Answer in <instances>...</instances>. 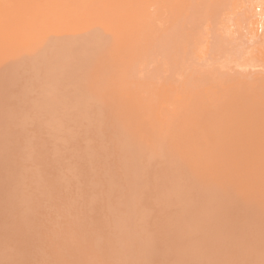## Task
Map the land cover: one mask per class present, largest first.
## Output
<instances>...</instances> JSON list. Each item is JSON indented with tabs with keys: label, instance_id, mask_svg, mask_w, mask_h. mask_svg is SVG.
<instances>
[{
	"label": "rangeland",
	"instance_id": "rangeland-1",
	"mask_svg": "<svg viewBox=\"0 0 264 264\" xmlns=\"http://www.w3.org/2000/svg\"><path fill=\"white\" fill-rule=\"evenodd\" d=\"M97 1V0H96ZM100 1V0H99ZM99 1H97L98 2V4H99ZM111 1V0H110ZM114 0H112V2H113ZM160 1L161 2H163V4L162 3H160ZM159 2H154V1H152L151 2V4L152 5H150V6H148V10L146 11V16H145V19L142 21V22H144V27H143V25L141 26V32H140V35H139V37H140V42H141V44H140V46L143 44V45H147V46H143L142 47V49H141V51H142V53L143 54H139V57H138V59H137V61H136V59L134 58V54H135V51H134V53H130V54H124V55H122V56H120V57H116V58H110L109 56H107L108 55V53L106 52L105 54H104V52H99V53H97V55H95L96 57H97V59H94V55H92V51L93 50H95V48H96V45H97V47H98V50L101 48L100 46H101V44H102V46H105L106 45V40L105 39H103V40H105V41H103L102 40V42L103 43H101V42H97L96 40H95V38H93V37H91L90 36V33L92 32H90L89 30H91V29H89V28H91V26H89V25H92L93 27H95V26H97L96 28H92V29H96V30H98V25H99V23L100 24H102V21H100V19L102 18V17H100V19H98L99 18V16L98 15H100L101 13H102V9H103V7H104V3H102V4H99V5H95L94 4V6L96 7V9H95V7L93 6V5H91V8H93L94 7V9H90V11H89V9L87 8L86 10H87V12L89 11L90 12V14L89 15H85V13H86V11L85 10H81V11H78L77 13H76V16H77V20H75V21H73V23H72V28H73V31L75 32V35H76V37L75 38H77L76 40L74 39V43H75V41H76V43L74 44L73 43V41L72 42H70L71 40H73V39H71L72 37V35H70L69 37L68 36H66V37H62L61 39L62 40H64L65 38L67 39V38H69V39H67V41H69L70 42V44L69 43H67V42H65V41H62L63 43H60L59 44V46H58V48H57V51H56V54H60V55H58V57H55L54 59H53V61L50 63V65L46 68V70H45V74H44V77H45V81H47V82H44V84H46V87L48 88L47 89V91H46V89L44 88L43 89V91H42V95L40 94V96H39V100L37 101V102H39L40 104L39 105H41V109H40V107L38 106V103L36 102V106L34 105L35 103H31L30 102V104H32L33 105V107L35 106V109H36V112L38 113V115H37V118H38V120H40L41 122H37V120H36V122H35V120H31L30 118L31 117H29V115H27L24 111H23V108H26V107H29V108H31L32 106L29 104V101H34L33 100V97H35V95L31 92V94H30V97L29 98H27L28 99V103L26 104V103H22V102H17L19 105V107H21V110H22V112L23 113H21L20 114V116H17V117H14L12 120H10L11 122H8L7 124L6 123H1L0 124V129H3V131L1 130V132H4V134H2L1 133V135H2V137H4V138H2L3 140H4V142L5 143H7L8 141H6V140H8V139H10L9 140V142L7 143V144H4L3 143V146H6V145H12V143H14L15 145L16 144H20L21 143V141L23 140V136L26 134V133H29V135L31 134H34L35 135V138H37V136H39L40 135V133H42L41 135L42 136H39L37 139V145H35L36 143H34L33 145L35 146V148H33L32 149V147H33V145H32V143L34 142V140H35V138L33 139L32 138V143H29V142H31V140L30 139H28V134H26L25 135V137H24V139L26 140V142L24 143V146L23 145H19V146H21V147H23L22 148V150L24 149V147L26 146V148L24 149V151H25V153L27 152V150L26 149H28L29 147H31V149H30V151H29V149H28V151L29 152H27V154L28 155H30V153H31V150L33 151L32 153H34L35 155H37V154H39L38 155V157H39V159H37V156H35L34 154V156H32V154L30 155V156H32L30 159H31V162H32V164L29 162L30 160H28V155H26L25 153L24 154H22L23 155V158L22 157H20V159L18 160H16V161H13V159H15L14 157L16 156H20V154L21 153H23L24 151H22V150H20V152H19V150L18 151H16L17 149H20V148H18L19 146H15L14 144V147H13V145H12V147L13 148H17L15 151H13V152H16V153H19V154H17V155H12L11 153H10V155H12V156H10V157H13V158H10V160H12L15 164H11V162H10V160L8 161V160H6L7 162H9V164L2 158L1 159V157H0V159H1V161H0V164H2L3 165V162L5 163L4 164V167L6 168H4V167H2L1 165H0V176H2L1 178H0V184L1 185H3L4 183H10V182H12V184H11V188H12V185H13V183H14V181L16 180V179H18V177H16L17 175H19L17 172H16V174H13V173H15V171H17L16 169L17 168H14L13 169V166L15 167V166H21L20 168H18V172L20 171H23L22 169H26L25 171L26 172H28V170L27 169H29L30 171L31 170H33V169H31L32 168V166H30V164L31 165H33V163H35V161L36 160H38V162L36 163V164H38L37 166H36V170L35 171H39L40 170V168H41V171H43V172H41V174H38L37 172H35L34 170V175H33V177H35L36 176V174H38L40 177H41V175H43L42 173H44V171H46L45 173H50V172H52V171H54L55 170V172L57 171V169H53V170H51L52 169V167L54 168V166L55 167H59L58 168V172H59V169L61 170L60 172L61 173H58V172H56V176L57 177H54V176H51V179H52V177L54 178L53 180H51L50 179V175H48L47 176V174H46V177H49V179L47 180L46 178V180L44 179V176L45 175H43V178H39L38 176L37 177H35V183L37 182V179H39L40 180V183L42 182V179H43V181L45 180L46 182L48 181H50V183H45V181H44V183L47 185V187H49V185L48 184H50L51 185V182L53 183V181L57 178L58 180H57V182L56 183H54V184H56V186L58 185L59 187L61 186V188H63V190H64V192H63V190L61 189V191H59V192H61V193H58V194H61V196L60 197H62V193H64V195L65 194H67L68 195V192L71 194L74 190V196H72V195H68V202H69V198H70V202H69V204H67V201H66V199H65V203H64V198L63 197H66V195L64 196L63 195V199L62 198H59L58 196V194H57V191L56 190H59V189H57L58 188V186H57V188L55 187V186H53L52 185V187L53 188H55L56 190H55V192H51L50 190L52 189V188H49L50 190H49V192L47 191L48 190V188L45 186H41V184H44V183H39V184H37L36 183V185H35V183H34V180H33V178H31V177H29V181L26 179V176L24 175V173H23V175L25 176V177H23V175H21L20 174V177H21V179L22 180H19L18 179V182L16 181L15 183H17L16 185L17 186H19L21 189H20V191H19V193H20V195L18 194H12L11 196H13V197H11L10 198V202H8V201H6V203L4 204V202L3 203H1L0 202V204L2 205V206H0V210H3L6 206H4V205H6V204H8V203H10V207H12V206H14V201H20L21 199H23V201L21 202L20 201V203H19V207H20V205H21V208H22V205H25V204H22L23 202H25V200H27L28 198H32V200H31V198L30 199H28V202L26 201L25 203L27 204V203H30V201H32V203L31 204H29V206H28V204H27V209H29L30 207V212L32 213V211H35L36 212V210H38L39 208H41L40 206H41V204H43V201H40V200H45L44 201V203H47V204H45V206L47 205H50V208H48V207H46V208H48V209H50V211L53 209H55V210H58L61 214H60V216H59V213L58 212H55L54 213V211L52 212L53 214H55L54 216H53V214L52 213H50V211L48 210V209H46V210H44V214H46V216H47V214H51L52 216H47V218L44 220L43 219V217H39V218H42V222L40 221V220H37L38 222H39V226L41 227V229L43 228L42 226H44L45 228H46V231L47 232H49V235L51 236H53L54 237V233H56L57 234V232H58V234H59V232H60V229L59 228H61V232L63 231V228H65L67 225H66V223H68L69 222V225H71V226H68L70 229H68V227H67V229H64V231L66 230V232L67 231H69L70 230V233H71V231L73 232V233H71V234H73V236L74 237H76L77 239H79L80 238V236L82 235L81 233H83L84 235H86L87 233H89V234H93V229H94V231H96L97 229L96 228H98L99 226H98V221H99V218L101 219L102 217V221H103V227H102V230H103V234H102V230L101 231H99L100 230V228H101V226H100V228L98 229V231L99 232H94V235H90V236H92V238H94L95 239V241L93 242V244H91V242H89V243H87V247L85 246V243L84 242H88V239H86V236H84V235H82V236H84V238L86 239V241H85V239L83 240V243H78V241H81V239H83L82 237L79 239V240H77L76 241V239L74 238L73 239V236L72 235H70L71 237H69V239H70V242H71V238H72V240H73V244L71 245V243H70V245H69V239L67 238V236H66V238L60 233L58 236H56L55 238H60V237H64V239H65V241H66V239H68L67 240V242H64V243H67V249H69V247H71V246H73V245H76V246H78L79 247V244L81 245V244H83L82 246L84 247V249L86 248V250H84L83 251V247L82 246H80V248L78 249V250H81V251H79L78 253H77V250H74V248L75 249H77L76 248V246H73L74 248H70L71 249V251L70 252H72V253H68V256L70 257V259H71V263L73 262V261H75L74 259H73V257H74V255H75V257L80 253L81 254V252H82V254L80 255L79 254V256L80 257H78L77 256V261H78V259L79 260H83V259H81V258H83V256L85 257V258H87L88 256L91 258V262L93 261V263L92 264H96V262L97 261H99V263L97 262V264H100L101 263V261H102V256H106V254L105 253H108L107 255L109 256V254L110 255H112L111 257H110V260H109V258H107L109 261H106V263L107 264H109V263H111V264H113L114 262V264H126L127 262V264H134V263H136V264H154V261H156V263L155 264H166L167 262V264H178L179 262V264H264V253L262 252V250L264 249V211H262V210H264V201H261L262 199L264 200V195H262V193H264V186L262 187L263 189L261 190V192L262 193H260V191H258V193H260V195L259 194H257L256 193V191L257 190H260L261 189V186H262V184H264L263 182V178H264V134H262V133H264V117H263V115H264V27H262V28H259L258 27V31H259V34H260V39L259 40H257V38L255 37V38H253L254 40H250V36H251V34H252V32L250 31V29L252 28V26H251V28L249 27V26H247L248 24H250V22L251 21H248L249 20V18H250V16L252 15L249 11H248V8H249V6L250 5H254V1H256V0H195V1H193V3H192V0H169V2L171 1V3H169L167 0H160ZM170 4H166L167 2ZM179 1V2H178ZM184 1V2H183ZM197 1V2H196ZM202 1V3H204L203 5H202V3H200ZM213 1V2H212ZM264 1V0H263ZM97 2H93V3H96L97 4ZM101 2H102V0H101ZM118 2V1H117ZM174 2V4H172ZM177 2V3H176ZM195 2H196V4H197V7H196V4H195ZM206 2V3H205ZM210 2V3H209ZM249 4H248V3ZM108 3V2H107ZM114 3V2H113ZM119 3V2H118ZM120 3H121V1H120ZM180 3V4H179ZM183 3H185L184 5H183ZM187 3V4H186ZM189 3H191L193 6L195 5V7L192 9V5L191 4H189ZM198 3H200L199 4V6H198ZM213 3V4H212ZM167 6H169V8L168 7H166V5ZM207 4V5H206ZM247 4H248V6H247ZM172 5H174V6H172ZM177 5V6H176ZM190 5V6H189ZM214 5V6H213ZM246 5V6H245ZM255 5H256V2H255ZM93 6V7H92ZM176 6V7H175ZM191 7L190 9H188L189 7ZM203 6H205V7H203ZM208 6V7H207ZM175 7V8H174ZM184 7V8H183ZM90 8V7H89ZM98 8H101V11H99V9ZM112 8V7H111ZM117 8V7H116ZM129 8V7H128ZM171 8H172V10H171ZM181 8H183V9H181ZM196 8V9H195ZM208 8V9H207ZM147 9V8H146ZM185 9V10H184ZM261 10H260V12L258 11L257 13V15L259 16L260 14H263L264 15V6L262 5V7L260 8ZM175 10V11H174ZM177 10V11H176ZM179 10V11H178ZM184 10V12H182ZM186 10H188V11H186ZM191 10H193V11H191ZM171 11H172V13H171ZM244 11H246V12H244ZM196 12V13H195ZM176 13H179V15L181 16H179V15H177ZM189 13V17L187 16V14ZM190 13H195L193 16H192V14H190ZM245 13V14H244ZM145 14V13H144ZM184 14V15H183ZM64 16H67V17H70L72 14L71 13H69V12H66V13H64L63 14ZM136 15V17H137V14H135ZM174 15H176L177 17H175ZM88 18H87V17ZM90 16V17H89ZM101 16V15H100ZM133 16V15H132ZM149 16V17H148ZM185 16V17H184ZM189 18V20H188V18ZM255 18H257V17H255ZM100 21L99 23H98V20ZM140 20V17H137V20ZM171 19H173V20H171ZM176 19L178 20L177 22H176ZM179 19L181 20V21H179ZM185 19L187 20V21H185ZM253 19L254 18H251V20H252V22H253ZM88 20H89V23H91V24H89L88 23ZM90 20H92V21H90ZM97 20V21H96ZM151 22V23H150ZM247 22V23H246ZM93 23V24H92ZM172 23V24H171ZM151 24V25H150ZM176 24V25H175ZM182 24H183V26H182ZM95 25V26H94ZM147 25V26H146ZM148 25L150 26V27H152V28H149V29H147L148 28ZM251 25V24H250ZM102 26H104V24H102L101 26L99 25V29H103L104 27H102ZM172 28H174L173 26H175L176 28L177 27H179V29L180 30H178L177 29V31H175V29H172ZM257 25H255V27H256ZM100 27H102V28H100ZM142 27H143V29H142ZM147 27V28H146ZM170 27V28H169ZM81 28V29H80ZM147 29V30H149V31H151L152 33H150L149 31H145V29ZM167 28H169L167 31H165ZM250 28V29H249ZM83 29V30H82ZM152 29V30H151ZM171 29V30H170ZM185 29V31H183ZM249 29V30H248ZM78 30V31H77ZM86 30V31H85ZM252 30V29H251ZM72 31V33L74 34V32ZM154 31V32H153ZM183 31L184 33H181V32ZM258 31H257V35H258ZM83 32V33H82ZM144 32H145V34H144ZM147 32H149L150 34H152V36H153V38H152V40H150L151 39V37H150V34H148ZM163 32H165L166 34H168L169 35V37H170V41H169V43H168V45L167 46H165V48L163 49V50H159L157 47H156V44L153 42V41H155V40H153V39H155L154 37L156 36V35H159V37L161 38V37H163L164 35H166L165 33H163ZM250 32V34H248ZM144 34V35H141V34ZM156 33V35L154 36L153 34H155ZM77 34H78V36H77ZM146 35V37L147 38H149V39H147L146 37H144V38H146V40L147 41H145V40H143L144 38L142 37V36H145ZM148 35H149V37H148ZM250 35V36H249ZM64 36V35H63ZM84 36V37H83ZM86 36V37H85ZM181 36V37H180ZM183 36V37H182ZM157 37V36H156ZM263 37V38H262ZM86 38V39H85ZM94 39V41L92 40V39ZM61 39H59V41L61 42ZM79 39V40H78ZM159 39V38H158ZM177 39H178V41H177ZM82 41V42H81ZM89 41V42H88ZM151 41V42H150ZM258 41V42H257ZM142 42H144V43H142ZM147 42H149V43H147ZM65 43H67V44H65ZM71 43H73V44H71ZM79 45H78V44ZM82 43V44H81ZM86 43H88V44H86ZM97 43V44H96ZM105 43V44H104ZM87 46H86V45ZM179 44V45H178ZM98 45H100V46H98ZM80 46H82L83 48H80ZM91 46V47H90ZM115 45L113 44V42L112 43H110L109 44V48H113ZM148 46H150L149 47V49L147 50V51H149V52H146V53H144L143 51V48L144 49H146V47H148ZM88 47H90V48H88ZM84 48H88L87 50L86 49H84ZM183 48V49H182ZM79 49H80V51H79ZM83 51H87V52H83ZM93 49V50H92ZM97 49V48H96ZM78 51L81 53H78ZM146 51V50H145ZM91 52V53H90ZM62 53V54H61ZM84 53V54H83ZM80 54V55H79ZM91 54V55H90ZM104 54V55H103ZM85 55H87L88 57H84ZM83 56V57H82ZM107 58H106V57ZM82 57V58H81ZM95 57V58H96ZM135 57L137 58V55H135ZM100 58H102V62L100 61L99 62V60H100ZM99 59V60H98ZM82 60H83V62H82ZM135 60V61H134ZM78 61H81L80 63L78 62ZM99 62V64H97ZM136 62V63H135ZM21 63V60L19 59V58H17V57H15V64H20ZM47 65V64H46ZM51 65H53V67L51 66ZM100 65H102V67L104 66L105 67V69H106V72L108 71L110 74H112V75H105V73L106 72H103V70H105V69H103L102 67V71H101V69H99L100 68ZM114 66H122V67H124V69H125V71L124 72H121V76H123L122 74H125V72H126V70L128 71L127 72V74H125V76L127 75V77L128 78H126L125 76L124 77H117L116 76V73H115V67ZM133 66H136V73H134V67ZM44 68V66H43V64H41L40 65V68ZM127 67V68H126ZM134 68V69H133ZM103 73H104V75H103ZM83 74V75H82ZM107 74V73H106ZM118 74H119V72H118ZM128 74H131V75H128ZM134 74V75H133ZM79 75V76H78ZM81 75V76H80ZM83 76V77H82ZM103 76H107V77H103ZM114 77H116V78H119L118 80H114V82H112V81H110L109 82V80H110V78L113 80L114 79ZM83 78V79H82ZM86 78V79H85ZM90 78V79H89ZM94 78V79H93ZM105 78H108V79H105ZM71 79V80H70ZM75 81H74V80ZM103 79H105V80H103ZM136 79H138L137 81H139L140 80V83L139 82H137L136 81ZM73 80V81H72ZM78 80V81H77ZM79 80H81L80 81V83H78L79 82ZM85 80H88V81H85ZM91 80V81H90ZM50 81V82H49ZM69 81V82H68ZM72 81V82H71ZM90 81V82H89ZM107 84H104V82ZM77 84H76V83ZM100 84H99V83ZM101 82H103V83H101ZM109 84H108V83ZM69 83H70V85H69ZM74 83V85L77 87H75V86H73L72 84ZM82 83H83V85L85 86V90H84V87H83V85H82ZM137 83V84H136ZM138 83L140 84V87L138 86ZM141 83H142V85H143V87H142V85H141ZM0 84H2V86L3 87H1L0 86V88L2 89V91H1V89H0V92H1V101H0V103H5V102H3V101H6V100H11L12 98H11V96H10V98L8 97V96H6L7 98H4L5 96H4V94L6 93V91H5V93H4V90H8L9 88H7L8 86L10 87V84H6V83H0ZM4 84L5 85H8V86H6V87H4ZM52 84V85H51ZM59 84V85H58ZM61 84V85H60ZM91 84H93V85H91ZM96 84V85H95ZM104 85V87H103V85ZM51 85V86H50ZM78 85H80V86H78ZM97 85H100V86H98V88H96L97 87ZM106 85V86H105ZM108 85H110V86H108ZM145 85H147V86H145ZM58 86V87H57ZM86 86H88V88H86ZM95 86V87H94ZM133 86V87H132ZM45 87V86H44ZM60 87H62V89H60ZM65 87V88H64ZM138 87V88H137ZM4 88V89H3ZM54 88V89H53ZM60 89V90H57V89ZM68 88V89H67ZM73 88H75L78 92H79V90L80 91H82V92H79L78 93V95H84L83 97H85L84 99H83V97H80V96H78V95H76L75 93H76V90L74 89V91H73ZM103 88V89H102ZM131 88V90H129ZM49 89L51 90V91H49ZM56 89V90H55ZM67 90V92H68V94H69V90L71 91L70 92V94H72V92H73V94H72V97L70 96V95H67V92H66V90ZM82 89V90H81ZM88 89H90V90H88ZM112 89H113V92H114V94H113V92H112ZM96 90V91H95ZM103 90H105V91H103ZM133 90V91H132ZM59 91V92H58ZM94 91H95V93H94ZM109 91H110V94H109ZM130 91V94H133V96L134 97H132L131 95L129 96V92ZM141 91H143V93L141 92ZM161 92V94H160V92ZM60 92H62V93H60ZM98 92V93H97ZM101 92H103V93H101ZM106 92H107V94H106ZM119 92L120 93H126V94H128V96H127V98L126 99H128L129 100V102H127V107H128V104H129V109H131L130 111H128L129 109L126 107V105H125V99L122 97V96H117V94L119 95ZM132 92V93H131ZM134 92V93H133ZM155 92V93H154ZM65 93V94H64ZM139 93V94H138ZM142 93V94H141ZM148 93V94H147ZM157 93V94H156ZM100 94V95H99ZM109 94V95H108ZM111 94L113 95V98H110V96H111ZM125 94V95H126ZM137 94V95H136ZM144 94V95H143ZM158 95V96H156V95ZM203 94V95H202ZM34 95V96H33ZM67 95V96H66ZM98 95V96H97ZM106 95H108L109 96V99H108V96H106ZM120 95H122V94H120ZM149 95H150V97L152 96V98L154 99L153 101L151 100V101H149V102H147V108H146V106L144 105V104H142L144 107H142V105H141V102L143 103H145L146 101H148V100H150V99H148L149 98ZM203 96V98L201 99V98H199V96ZM65 96V97H64ZM69 96V97H68ZM73 96H76V98H78V99H81V100H79L81 103L83 102V101H85V99L86 100H88V101H86V103L85 102H83V104L84 105H89L88 106V109H89V107L91 106L92 107V105H94V107H92V108H90L91 110H92V112H90V110H87L86 109V107H82L81 108V106H79V108H77L76 107V105L78 106L79 104L78 103H80L75 97H73ZM124 96V95H123ZM164 96V97H163ZM243 96V99H239V97H242ZM64 97V98H63ZM103 97H105V98H103ZM130 97H131V100H132V103H131V100H130ZM139 97V98H138ZM141 97V98H140ZM156 97V98H155ZM72 98V100L70 101V99ZM74 98H75V100H74ZM99 98H101L100 100V102H98L99 101ZM121 98V99H120ZM136 98V99H135ZM142 98H144V99H142ZM145 98H147V99H145ZM151 98V99H152ZM4 99V100H3ZM27 99L26 98H24V99H22V101L23 102H27ZM82 99H83V101H82ZM103 99H105L104 101H103ZM106 99H108V100H106ZM115 99H116V101H115ZM123 99V100H122ZM141 99V100H140ZM159 99V100H158ZM42 100H43V102H42ZM55 100V101H54ZM92 100V101H91ZM128 100H126V101H128ZM138 101L137 102V105L135 104L136 102L135 101ZM142 100H144V101H142ZM155 100H156V104H155ZM161 100V101H160ZM75 101H77L76 103H75ZM95 101L97 102L96 104H95ZM121 101V102H120ZM123 101H124V103H123ZM258 101H259V103H261V104H259L258 103ZM55 102V103H54ZM67 102V103H66ZM75 103L74 105H73V103ZM92 102V103H91ZM112 102V103H111ZM134 102V103H133ZM150 102H152V104H154L153 105V107H154V109L152 108H150V106H152L151 104H150ZM154 102V103H153ZM246 102L247 104H246V107H247V105H248V103H249V105H250V107L252 108V109H254L255 108V110L253 111L252 110V112H254V114L252 115L249 111L250 110H248L249 109V105H248V107L247 108H245V105H244V103ZM70 103V104H69ZM106 103H109V105H111V104H113V105H111L110 106V111H109V108H107V106H109V105H107ZM111 103V104H110ZM121 103H122V105H121ZM149 103V104H148ZM160 103V104H159ZM243 103V104H242ZM26 106V107H24V105ZM44 104H46L47 105V107H46V105L44 106V107H46V109L45 108H43V105ZM83 104H81V105H83ZM124 104V105H123ZM134 104V105H133ZM141 105V109L140 108H138V106L139 105ZM146 104V103H145ZM20 105H22V106H20ZM29 105V106H28ZM49 105H51V106H49ZM70 105V106H69ZM71 105H73V107L71 106ZM107 105V106H106ZM115 105V106H114ZM130 105H131V107H130ZM158 105V106H157ZM244 105V106H243ZM116 109H114L113 107ZM137 108V110H136V108ZM262 106V108H260ZM114 109V110H112V108ZM140 107V106H139ZM204 107V108H203ZM205 107H207L208 108V110L206 109V111H208V115L207 116H204V117H207L206 119H208V121H211V118L213 119V123L215 124L216 122H219V121H222V119L220 118V116L222 117V116H224V117H227V118H225V121H223V124L221 123V122H219V123H216V124H218L217 126L219 127H217V126H215L214 124H211V125H214L215 126V128L217 129L215 132L216 133H218V130H220L221 128H220V126L222 125L224 128H225V125H227V123H230L231 122V117L233 116V114H235L234 115V117L233 118H236V117H238L239 118V120L238 121H240V124H243L242 122H246V124L250 121V120H247V119H249L250 117L251 118H253V116H254V120H253V122H255V123H252V124H254V126H256L255 124H260V125H262L261 126V128L259 127V129H261V130H263V131H259L258 132V130H256L257 128H258V126H256V128H254L253 129V126H252V128H251V126H250V122L247 124V128L246 129H243V127H244V125H246L245 124V122H244V124L241 126L238 122L236 123V124H239L240 125V127H239V125H238V129H241V131L239 130V131H236L237 133H238V135H240V137H241V134L243 133V131L244 130H246V131H244V134L242 135L243 137H244V135L246 136V135H248V137H247V139H243L244 141H242L243 142V144H244V146L246 147L247 145L248 146H251L252 145V147L254 146H256V148L255 149H257L258 151H256V152H258V154L259 155H257V156H262V157H260V158H262V160L261 159H259L260 161H258L257 159V157H255L256 156V152H255V149H254V147L253 148H250L251 149V151H252V149H253V151L250 153V150L248 149V151H246V152H249V154H250V157H249V154L247 153V155L248 156H246L245 158H247V159H249V162L252 164H250L249 162H248V164H249V167L251 166V169H252V171H251V169H250V171H249V167L247 168V169H244V170H246V172H242V170L243 169H241L242 167L244 168L245 166H242L240 169H241V172L239 171V167L240 166H236V165H241V164H238L239 162H237L236 163V165H235V171L237 170V174H235L236 175V177H237V175H238V179L236 180L235 178H234V176H233V180H234V182H232V180H230V178H231V174H229V175H227V173H226V169L228 168V165H229V163H228V161H229V158H228V155L227 156H225V154L224 155H222L221 157H219V158H217V160H219L218 162L216 161V166H217V168L219 167V168H221V166L220 165H222V168L219 170V172L220 171H222V169L224 170V172L222 171V172H220V178H219V180H217L214 184L215 185H213V187L214 186H216V187H218V188H220V189H216L215 187L214 188H211V192H208L205 196L206 197H208V196H211V194L213 195L212 197H208L207 199H206V197L205 196H201V195H198L197 193H198V191L196 192L195 190L193 191V192H195V194H197V195H194L191 191H188V192H186L187 190L185 189H183V188H181L180 187V181L178 180V176H179V179H180V173L183 171V173L184 172H186L188 169H189V167H187V168H185V166L184 165H186V163L184 162V164L182 163V162H178V160H180V159H182L183 158V155L185 156V154H186V150L184 151V149L183 148H185L186 149V147H187V149H189V150H191L193 147L192 146H194V145H192L191 143H189L188 142V146H187V141L185 142V140H188V139H186V137L185 136H183L184 134L186 135V133L187 134H189L188 132H190L191 133V135L190 136H192V139L193 138H195V136H193V134L195 135V133H194V129H196L197 127H198V125L200 126V124H203L204 125V123L205 122H208V121H205V119H204V121H203V113L202 112H204V110H205ZM220 107H222V108H224V109H222V110H225V109H227V110H225L224 112L226 113V111H229L228 112V116L229 115H231V116H229L230 117V119H228V116L226 115L225 116V114H223L222 113V115H220V113L222 112V110L221 109H218V108H220ZM80 109V110H76V109ZM120 108H121V110H124V109H128L127 111L128 112H130V114L128 113V112H126V110L125 111H121L120 110ZM150 108V109H149ZM160 108H162L163 110H164V112H160L159 110H161ZM201 108H203V109H201ZM257 108V109H256ZM260 108V110H258ZM84 109H86V110H84ZM106 109H108V110H106ZM139 109H140V111H139ZM145 111H144V110ZM148 109V110H147ZM190 109H192V110H190V111H193L194 113H188L189 112V110ZM200 109V110H199ZM214 109V110H213ZM215 109H216V111H215ZM218 109V110H217ZM43 110H45L46 111V115L48 116H46L45 115V117L43 118V115L42 114H40V111H43ZM72 110V111H71ZM76 110V111H75ZM106 110V111H105ZM134 110L136 111V112H134ZM143 110V113L141 112ZM153 110H155L154 112H156L155 113V115H153L154 113L153 112H151V111ZM157 110V111H156ZM195 110H198V112L196 113L195 112ZM202 110V111H201ZM209 110H210V112H211V114H209L210 112H209ZM211 110H213V111H211ZM220 110V113H219V115H218V117H217V120H215L214 118H215V116H214V118L212 117V112L214 113V112H216V114L215 115H217L218 114V111ZM235 112H238V113H234V111ZM258 110V111H257ZM85 111H87V113H91V114H93V120H94V122H89V123H91L92 124V126H94V124L93 123H96L95 125H97L96 126V128H97V130H95L96 128H92V126H91V128L90 127H88V126H90L89 124L88 125H85V122H88L89 120H88V118H90V117H92V115L91 114H89L90 115V117H88L87 119H85L87 116H86V112ZM89 111V112H88ZM109 111V112H108ZM113 111H115V112H113ZM150 113H153V114H151V116L152 117H150V118H153V121L151 120V124H150V118L148 117V113L149 112ZM201 111V112H200ZM44 112V111H43ZM71 112V113H70ZM73 112V113H72ZM126 112V113H125ZM141 112V113H140ZM165 112H166V114H165ZM230 112H231V114H230ZM255 112H256V114H255ZM42 113V112H41ZM50 113H51V115H50ZM86 113V114H85ZM111 114V116H110V114ZM114 113H116V114H114ZM119 113V114H118ZM120 113H123L122 115L120 114ZM124 113H125V115H124ZM139 113V114H138ZM161 113V114H160ZM185 113H188L189 115L191 114V116L189 117L188 116V114L187 115H182V114H185ZM199 114V113H202V117H201V121L200 120H198V118H200L199 116H201V115H196V114ZM206 114H207V112H205ZM204 113V114H205ZM239 113H241V114H239ZM250 114V116H249V118H247V116H245L244 115V117H246V119L244 118V119H240V118H242V117H240V116H242V114ZM262 113H263V115H262ZM22 114H24V116H23V118H22ZM45 114V113H44ZM105 114V115H104ZM113 114H114V116H117V114H118V117H119V115L120 116H122L123 118H124V120H125V123H126V119L128 118V122L126 123V125L124 126V127H126V129H128V127L130 126V131L129 130H125V128H124V130L125 131H127V132H129V133H127V135H126V132L125 133H121L120 134V131H122L123 129H120L124 124H122V126L120 125L121 123H123L124 122V120L122 121V117H119L118 119H116L117 117H114L113 118ZM129 114V115H128ZM143 114V116H142V118H143V120H142V118H140V119H138L139 118V116L141 117V115ZM192 114H193V117H196V118H194L196 121L198 120V121H200V122H204V123H198L197 124V127H195L194 128V126H195V124L197 123V122H195L194 121V125H192L193 126V130H191L190 129V131L189 130H185L186 129V126L187 125H185L184 126V124H183V126H182V123L180 124L181 126H178V124H177V127H174V128H178V130H179V132H181V134H183V135H180L181 137H179V134L177 135V131L175 130V129H173V132L172 131H170L171 129L168 127V126H170L168 123H170L171 124V122L176 118V117H178V116H184V118H185V121H183V123L185 122V124H187V120H186V118L188 117V118H190V119H192ZM205 114V115H206ZM227 114V113H226ZM261 114V115H260ZM40 115V116H39ZM62 115V116H61ZM108 115V116H107ZM137 116L136 118L134 117V116ZM139 115V116H138ZM156 115H160V116H156ZM164 115H165V117L167 118V117H169V120H170V118L172 119V120H170L171 122H168L169 120L168 119H166V122H165V118H163L164 117ZM168 115V116H167ZM195 115V116H194ZM211 115V117L209 118L208 116H210ZM261 116V117H259V116ZM25 116H27V117H29V118H26ZM42 116V117H41ZM53 116H54V119H53ZM86 116V117H85ZM112 117V119L110 118V117ZM126 117V119H125V117ZM127 116H129V117H127ZM131 116V117H130ZM150 116V115H149ZM161 116H163V117H161ZM187 116V117H186ZM256 116H258V117H256ZM19 117V119L17 120V118ZM50 117H52V118H50ZM134 117V118H133ZM198 117V118H197ZM256 117V118H255ZM20 118L22 119V120H20ZM49 118V119H48ZM130 118H132L131 120H130ZM155 118V119H154ZM160 118V119H159ZM220 118V120L218 121V119ZM237 118V119H238ZM250 118V119H251ZM24 119H27V121L26 120H24ZM29 119V120H28ZM73 121H78V122H80L81 123V125H78V127L80 128H78V129H76V125L78 124V123H75V125H74V123L72 122V120ZM180 119H182L183 120V118H181L180 117ZM189 119V120H190ZM210 119V120H209ZM17 120V121H16ZM46 120V121H45ZM110 120H112V121H109ZM119 120V121H118ZM121 120V121H120ZM136 120V121H135ZM140 120V121H139ZM147 120H149V121H147ZM155 120H157V121H159V123L157 122V121H155ZM162 120V121H161ZM176 120H179L178 118L176 119ZM176 120H174L173 122H176ZM215 120V121H214ZM224 120V119H223ZM227 120H228V122H227ZM230 120V121H229ZM244 120V121H243ZM20 121H23V122H20ZM28 121H32V123H33V121H34V123L32 124L31 122L29 123ZM60 121H63V122H60ZM105 121H108V122H105ZM114 121V122H113ZM130 121V122H129ZM135 121V122H134ZM138 121V122H137ZM142 121V122H141ZM144 121L146 122L147 121V123H145L144 124ZM155 121V122H154ZM193 121V119L192 120H190L189 122L191 123ZM242 121V122H241ZM256 121L258 122V123H256ZM26 123V124H29L28 126H27V128H29V130H28V132H27V129H26V127H23L22 128V126H26V124H24L23 125V123ZM44 122V123H43ZM114 123V124H112V123ZM152 122H154V124H155V128H154V124L152 123ZM162 122H165V123H162ZM182 122V121H181ZM224 122L226 123L225 125H224ZM39 123V124H38ZM41 123V124H40ZM43 123V124H42ZM60 123H63L62 124V127H59V128H65V130L66 129H69V132L71 133V132H74L73 130H77L76 131V133H78V135L79 134H81L83 137H81L80 135V137L82 138V139H80V137H77L78 139H79V141L80 140H82L81 142H78V139H76V136H75V134L76 133H73V135H74V138L76 139H74L75 140V142H74V140H71V138H70V140H69V136H67L68 135V133L66 132V131H68V130H66V131H63V129L61 130V131H59L58 132V134H56V133H54V134H52L51 132H50V134L53 136H55V134H56V136H60L61 137V143H57L58 141V139L60 138L59 136V138L58 137H56L57 138V140H55V141H52V142H54V144H56L57 145V147H56V150H55V148L53 147V146H56V145H54V144H52V143H50L49 141H48V139L49 138H47V136H46V139H45V141L44 142H46V140H47V142L50 144V145H48V143H43L41 140H39V139H41L42 137H44V132H41V131H44V130H46V131H50V130H47V129H44V127L46 126V124H49V125H51V124H56V125H60ZM107 123L109 124L110 123V125H107ZM116 123H119V124H117L118 126V132H117V130H116V128H115V126L114 125H116ZM132 125H130V124ZM136 123V124H135ZM161 123H162V126H161ZM190 123H188V126L189 125H191ZM211 123H212V121H211ZM14 124V125H13ZM17 124V125H16ZM87 124V123H86ZM128 124V125H127ZM133 124H135V125H133ZM144 124L145 126H142V125ZM149 124H150V128L151 129H148L147 128V126H149ZM166 124V126L165 127H167V128H165L164 127V125ZM220 124V125H219ZM11 125H13V126H11ZM32 125V126H31ZM35 125H37V126H35ZM43 125H45L44 127H42ZM147 125V126H146ZM157 125V126H156ZM173 125V124H172ZM206 125H209L208 123H206ZM210 125V126H211ZM248 125L250 126V128H248ZM7 127V128H9V130H11V131H8V129L7 128H5V127ZM39 126H40V128L42 129L43 128V130H41V129H39ZM61 126V125H60ZM111 126V127H110ZM133 126H134V128H133ZM187 126V127H188ZM228 126V125H227ZM226 126V127H227ZM4 127V128H3ZM21 127L22 128V131H24L23 133H22V131L21 130H15V128H17V129H19V128ZM32 127V128H31ZM35 127H36V129H37V131H36V129H35ZM47 127V126H46ZM50 127H52V125L50 126ZM73 127H75V128H73ZM84 127H86L87 129V131H88V133H87V131H85V128ZM109 127H110V131H109ZM114 129H113V128ZM136 127V128H135ZM161 127V128H160ZM173 126H171V128H172ZM182 127V129H183V127H185V129H183L182 131H180L181 128ZM191 126H189V128H190ZM222 127V128H223ZM20 128V129H21ZM24 128H25V130H24ZM54 128H56V127H54ZM58 128V127H57ZM88 128H90L91 130H88ZM98 128H99V130H98ZM101 128V129H100ZM132 128V129H131ZM152 128H153V130H152ZM162 128H165L167 131H168V129H169V132H166V130L164 129V131L162 130ZM189 128H187V129H189ZM212 128V127H211ZM210 128V129H211ZM215 128H213V129H215ZM35 132V133H31V132H33L32 130ZM84 131H83V130ZM133 129H136V131L135 130H133ZM212 129V130H213ZM252 129V130H251ZM12 130H13V132H15L16 133V135L20 138L21 136V138H20V141L18 140L19 138H14V140H12L11 138H12V135H11V132H12ZM40 132H39V131ZM51 130H52V128H51ZM71 130V131H70ZM83 131V132H85V133H87V135L86 134H84V133H82L81 131ZM92 130H95V135L97 136L98 135V137H97V139H96V136L94 137L93 136V134H94V132L92 131ZM101 130L102 131H104L105 133H103V132H101ZM113 130H115L116 131V133H115V131H113ZM137 130H139V133L137 132ZM156 130V131H155ZM253 130H256V132H257V134L255 133V132H253ZM7 131V132H6ZM16 131H18V132H16ZM19 131H20V134H22L21 136H20V134H19ZM58 131V130H57ZM90 131H92V132H90ZM97 131V132H96ZM99 131H100V133H99ZM113 131V132H112ZM131 131H134V132H136L135 134H137V135H140V136H138L139 138H140V140L138 139V137H137V139H135L136 137H135V134H133ZM161 131V132H160ZM204 131H205V129H204ZM210 131V130H209ZM222 131V130H221ZM249 131V133H246V132H248ZM250 131H251V133H250ZM26 132V133H25ZM38 132H39V134H38ZM61 132V133H60ZM64 132H66L65 134H62V133H64ZM106 132H107V135H105L106 134ZM115 133V134H112V133ZM143 133V135H141L142 133ZM151 132H153V134L151 133ZM165 132V133H164ZM172 132V133H171ZM174 132H176L175 133V136L177 137L178 136V141H179V138H180V140H182V141H184V142H181L180 144L181 145H178V143H177V141H175L176 139H174V137H172V136H174V135H172V134H174ZM186 132V133H185ZM193 132V133H192ZM211 132V131H210ZM242 132V133H241ZM8 133H10V134H8ZM25 133V134H24ZM45 133H47V135H48V133L49 132H45ZM93 133V134H92ZM99 133V134H98ZM101 133H103L102 134V136H101ZM117 133H119V134H117ZM162 133H164V134H167V133H170L167 137H165L166 135H163ZM207 130H206V136L205 137H207ZM241 133V134H240ZM255 133V134H254ZM259 133V134H258ZM24 134V135H23ZM38 134V135H37ZM50 134L48 135V137H51L52 138V136H50ZM67 134V135H66ZM112 134V135H111ZM152 134V135H151ZM160 134L162 135V136H160ZM249 134H251V136H249ZM254 134V135H253ZM6 135L8 136V135H10V136H8L7 138H6ZM16 135H15V137H16ZM30 135V136H31ZM77 135V134H76ZM86 135V136H85ZM90 135V137L92 138V136H93V138L92 139H89L88 140V136ZM108 135L111 137V139H105V138H107L108 137ZM113 135H116V137L114 136L113 137ZM117 135H121V137L122 138H124V136L126 135L127 137H129L130 138V140H128L127 141V139H126V141H124V139H123V141H121L122 139L119 137V140L120 141H117V140H114V139H116L118 136ZM123 135V136H122ZM155 135H156V137H155ZM261 135V136H260ZM33 136V135H32ZM53 136V138L52 139H54L55 137ZM85 136V137H84ZM107 136V137H106ZM126 136H125V138H126ZM130 136H134V138L133 137H130ZM145 136V137H144ZM165 138H164V137ZM169 136H171L172 137V139L170 140V142H169ZM182 136H183V138L184 139H182ZM255 136H257V138L255 137ZM260 137V140H258L259 139V137ZM11 137V138H10ZM65 137H68V139H66ZM70 137H72V135L70 136ZM89 137V138H90ZM159 137V138H158ZM189 137V136H188ZM187 137V138H188ZM240 137L239 136H237V141L236 142H234V143H237L236 145L238 146V144H242V142H239V141H241L242 139H240ZM242 137V138H243ZM254 137L257 139V141H256V139L255 140H253L254 139ZM6 138V139H5ZM45 138V137H44ZM50 138V139H51ZM55 138V139H56ZM64 138V144L62 143V139ZM73 138V137H72ZM104 138V139H103ZM166 138H167V141H168V143L166 142ZM250 138H251V140H253V141H251L250 140ZM253 138V139H252ZM49 139V140H50ZM96 139V140H95ZM100 140V142H99V140ZM135 140V142H133V143H140L139 145V149L137 148V146H138V144L136 145V146H134V148H133V143L131 144V143H127V142H132V141H134ZM163 139V140H162ZM164 139H165V143H162V147H164V145L163 144H165V147H166V145L167 144H172V142L174 141V143L177 145H175L176 147H180V148H182L183 149V155H182V152H181V150L180 149H175L176 150V153L177 152H179L178 153V155L176 154V156H177V158H178V156L180 155L181 156V158H179L178 160H176L177 162H178V164H179V166H180V164H181V169L182 168H184V170L182 169L181 171H178V173L176 172L177 170H180V168H179V166H176L178 169L176 170V167L174 166L175 164H172L173 163V161L175 160V159H177V158H175L176 156H175V154H173V148H175V147H173V146H171V145H167V147L168 146H170V150H171V152L170 151H168V149L166 150L165 149V147H164V149L166 150V151H168V152H166L165 150H163V149H161L162 147H161V145H160V142L161 141H163L164 142ZM189 139H191V138H189ZM239 139V140H238ZM250 141H249V140ZM15 140H18V141H15ZM43 140V139H42ZM65 140H67L66 142H65ZM93 140V141H92ZM107 140H109V141H107ZM137 140V141H136ZM160 142H159V141ZM207 140V138H205V140H199V138H198V141L199 142H201V141H206ZM236 140V139H235ZM248 140V141H247ZM13 141H15V142H13ZM27 141H29V142H27ZM36 141V140H35ZM71 141H73L74 143H72ZM90 141H92V142H90ZM102 141H104V143L102 142ZM105 141L106 142H108V143H105ZM142 141V142H141ZM147 141V142H146ZM150 141H152V143L150 142ZM172 141V142H171ZM245 141H247V143L245 142ZM256 141V142H255ZM259 141V142H258ZM17 142V143H16ZM23 142H24V140H23ZM23 142H22V144H23ZM38 142H40V144L38 143ZM59 142H60V140H59ZM67 142H69V143H67ZM95 142V143H94ZM101 142H102V145H101ZM122 142V143H121ZM124 142V143H123ZM126 142V143H125ZM153 142H154V144H153ZM159 142V143H158ZM193 142H194V139H193ZM192 142V143H193ZM199 142H198V144L197 145H199ZM250 142V143H249ZM251 142H253V143H251ZM27 143V144H26ZM29 143V144H28ZM65 143H67L69 146H67V144H65ZM72 143V144H71ZM78 143H80V145L81 146H77V145H79ZM86 143V144H85ZM93 143V144H92ZM96 143H97V148L99 149V150H97V148H96V146L94 147V146H92V145H96ZM151 143V144H150ZM158 143V144H157ZM167 143V144H166ZM174 143L172 144V145H174ZM195 143H196V141H195ZM256 143H259L258 145L259 146H261L262 145V147H260V149H259V146L258 145H256ZM26 144V145H25ZM39 144V145H38ZM58 144H60L59 145V147H66V149L63 147V149L61 150L59 147H58ZM77 144V145H76ZM120 144H122V145H120ZM130 144V145H129ZM141 144H143V145H141ZM148 144H149V146L152 148H150L149 146H148ZM157 144V145H156ZM190 144L192 145V146H190ZM247 144V145H246ZM8 145V146H9ZM28 145H29V147H28ZM31 145V146H30ZM52 145V146H51ZM61 145H63V146H61ZM71 145H72V147L74 148H77V147H80L79 149L77 148V150H80L79 152L81 153V154H78L79 156H77L78 157V159L76 158V160L78 161V163L77 162H74L75 160L73 159H71V156H72V154H70L69 155V153H67V152H69V151H66V150H68V149H70L71 151H72V147H71ZM101 145V146H100ZM132 145V146H131ZM145 145V146H144ZM153 145V146H152ZM202 146L204 145V144H201ZM201 145H200V148L202 149L203 147H206V146H208V145H210V144H208V145H206V146H203V147H201ZM8 146H6L7 148H8V150L10 149ZM37 146V147H36ZM38 146H41V148L39 147V149L38 150H35L36 148H38ZM48 146V147H47ZM49 146H51V147H53V149L55 150H52V148H50ZM92 147V149H91V147ZM122 146H124V147H122ZM142 146H144V147H142ZM148 146V149L149 150H151L152 152H156V158H155V161H156V166H158V162H159V164H161L163 161H159V159L164 155V153H166L164 156L166 157V156H168L169 157V155H173V156H170L171 158H175L173 161H171L170 159L171 158H169V161L168 160H166V162H168L169 164V166H167V163H165V162H163L162 164H166V165H164V167L166 168V167H172L173 168V166H174V168H175V171L172 169V174H174L175 173V175H176V180H178V181H174V177H175V175H174V177H173V181H172V174H170L171 176V178H169V177H167V176H165V180L166 181H168L167 180V178H169V180H170V182H169V184L168 185H171L172 186V188L174 187L176 190H174V188H173V190L172 189H167V192L165 191L166 189H164L165 188V185H167V183L168 182H166L165 181V183L166 184H164V182L163 181H161L160 183L158 182V180L159 179H162L161 177H163L162 175H163V170H162V172H161V169L163 168V169H165L163 166H161V169H159V168H157L154 164H153V161L151 160V158L153 157H155V156H153V155H155L154 153H149L150 151H148V149H146V147ZM190 146V147H189ZM211 146V145H210ZM240 146V145H239ZM242 147H243V149H244V151H245V147L243 146V145H241ZM28 147V148H27ZM43 147H45V148H43ZM68 147V148H67ZM82 147H85V150L82 148ZM113 147V148H112ZM125 147H126V149H125ZM136 151V148H137V153H133V151H132V148ZM136 147V148H135ZM142 147V148H141ZM153 147H156V148H153ZM161 147V148H160ZM166 147V148H167ZM189 147V148H188ZM196 147V146H195ZM6 148V149H7ZM75 148L73 149V150H75ZM89 148V149H88ZM158 148H159V151H158ZM191 148V149H190ZM197 148L198 147H196V148H193L194 149V151H196L197 150ZM200 148H198V150H200V151H198V154L202 151ZM208 148H210V147H208ZM208 148H206V149H208ZM262 148V149H261ZM58 149V150H57ZM111 149V150H110ZM113 149H116L115 150V152L113 151ZM141 149V150H140ZM154 149V150H153ZM206 149H204L203 148V150L205 151V153L206 152H210V151H212V147L210 148L211 150H209L208 149V151L206 150ZM238 149H239V147H238ZM243 149H241V147H240V149H239V151L242 153V152H244V151H242ZM12 150V149H11ZM48 150H50V151H48ZM53 152H52V151ZM83 150H84V152H83ZM106 150V151H105ZM108 150H110L109 152H110V154L106 157V159H105V157L104 156H106L107 154H108ZM123 150V151H122ZM126 150V151H125ZM142 150H144V151H142ZM145 150H146V152L147 153H149V156H150V154H151V156H150V159H149V157H145L146 155V153H145ZM157 150V151H156ZM163 150V151H162ZM175 150H174V152H175ZM178 150H180V151H178ZM188 150V153H190L191 151H189ZM261 150H262V152H261ZM60 151H61V153H60ZM70 151V152H71ZM82 151V152H81ZM114 153H113V152ZM132 153V155H133V157H131L130 156V159H128V160H130L131 161V163H130V161H128L127 162V160H124L123 158H129V155H131V153ZM138 151H140V152H138ZM142 151V152H141ZM161 151H162V153H161ZM165 151V152H164ZM193 151V152H194ZM204 151H202V153L204 154ZM10 152H12V151H10ZM51 152V153H50ZM75 152H76V154L78 153V151H74L73 153L75 154ZM88 152L91 154V156H89L90 154H88ZM111 152H112V154H111ZM117 152V153H116ZM158 152H160V153H158ZM192 152V153H193ZM255 152V153H254ZM61 155H60V154ZM65 153V155H66V153H67V155L66 156H63V154ZM115 153H116V155H115ZM128 153H129V155H128ZM145 153V154H144ZM197 153V151L195 152V154ZM245 153V152H244ZM244 153H242V154H244ZM252 153H254V154H252ZM261 153H263V154H261ZM8 154V153H7ZM7 154H5V156L7 155ZM73 154V156H76V155H74ZM126 154H127V156H126ZM140 154H141V158H140ZM142 154H144V155H142ZM167 154H169V155H167ZM191 154V153H190ZM202 154V156H205L206 155V157L207 156H209L211 153H209V155H207L208 153H206V154H204L203 155ZM21 155V156H22ZM25 155H26V158H27V161H26V159H25ZM42 155H44L45 156V158H47L48 157V159L46 160L45 158H43L44 156H42ZM53 155H54V157H53ZM83 155H86V157H89V158H86V157H84L83 158ZM93 155V156H92ZM101 155V156H100ZM113 157H112V156ZM200 155H201V153H200ZM251 155L253 156V158L251 157ZM4 156V155H3ZM29 156V157H30ZM40 156L42 157L41 158V160H40ZM67 156H70L69 158H67V159H69V160H67L66 159V157ZM72 156V158H74ZM81 156H82V158H81ZM98 156L99 157H101L102 159H103V161H102V159H100V158H98ZM125 156V157H124ZM138 156V157H137ZM143 156H144V158H143ZM175 156V157H174ZM194 156V155H193ZM34 157H36V158H34ZM53 157V158H52ZM91 157V158H90ZM112 158V159H110V158ZM116 157L118 158L117 160H119L120 158V160L118 161V162H114L115 160H116ZM158 157V158H157ZM168 157H166L167 159H168ZM225 157V158H224ZM256 158V160H257V162H256V164L257 163H259V168L262 170L263 169V171H262V173L263 174H261V170L258 168V170H256L257 169V167H255V169H254V165H256L255 164V158ZM34 160H33V159ZM49 158H50V160L51 159H55V160H51V161H49ZM80 158H81V161H80ZM96 158H97V160H96ZM114 158H115V160H114ZM133 158H134V160H133ZM152 158V159H153ZM166 158H164V159H166ZM227 158H228V160H227ZM251 158V159H250ZM59 159H60V161L61 160H63L64 162V165H63V167H60V166H62L61 165V162L59 161ZM85 159V160H84ZM87 159H91L90 160V162H89V160H87ZM92 159H93V161H92ZM109 159H110V161H109ZM133 161H132V160ZM140 159H141V161H140ZM143 159V160H142ZM144 159H146V161L144 160ZM151 160V161H149V160ZM162 160H163V157L161 158ZM226 159V160H225ZM2 160H4V161H2ZM22 160H24V162L22 161ZM42 162H40V161ZM48 161L49 162V164L46 162V161ZM66 160V161H65ZM84 160V161H83ZM98 162H96V161ZM105 160H106V162H105ZM123 160H124V163H123ZM253 161V163H252V161ZM43 161H44V163H47V164H44L43 163ZM54 162V161H57V163H59L58 165H57V163H56V165L55 164H51V162ZM59 161V162H58ZM83 161V162H82ZM100 161V162H99ZM143 161H144V163H146L145 165H146V169L148 168H150L151 166H154L155 167V169L157 168V172H158V169H159V172L158 173H155L154 171H153V169H152V167L150 168L154 173H155V175L157 174H159L160 172V174H162L161 176H159L158 178H157V175L155 176H153L154 178H157L158 180H156L155 179V183L154 184H162V182H163V184H162V186H164L162 189H164V190H161V185H159V186H156L155 185V187H153L154 185H152V187H149V185L151 186V183L149 184V185H147L146 183L148 182V181H146V179L145 180H143V178H145L146 177V175H149V174H147L148 172H150V171H148V170H146V169H144V167H145V165H143ZM149 162V164L148 165H150V167H148L147 166V163ZM155 161H154V163H155ZM176 161L174 162V163H176ZM12 162V163H13ZM17 162H20V164L18 165V163ZM22 162H23V165H25V163H28L27 165H25V166H28V168H24L23 167V165H21L22 164ZM75 163V165H78V166H75V165H73L74 163ZM79 162H80V164L82 163H84L83 165H85V167L84 168H86V166H87V170L86 169H84L83 170V166H82V164L81 165H79ZM142 162V163H141ZM170 162H171V166H170ZM220 162H224V164H222V163H220ZM55 163V162H54ZM67 163H68V165H69V167L70 166H72V169H70L69 167H67ZM89 163H91V164H89ZM93 163V164H92ZM114 163V164H113ZM123 163V164H122ZM150 163H152V164H150ZM218 163V164H217ZM17 164V165H16ZM66 164V165H65ZM89 164V165H88ZM110 164H112V165H110ZM121 165V167H122V165H124L122 168H120L119 166ZM228 164V165H227ZM260 164H262V165H260ZM12 166V167H9V166ZM96 165H99V166H96ZM106 165V166H105ZM127 165V166H126ZM128 165H130V166H128ZM139 165V166H138ZM173 165V166H172ZM177 165V164H176ZM225 165H227V166H225ZM9 167V169H13V171L12 170H9V171H12V173H10L8 170H7V167ZM35 166V165H34ZM33 166V168L35 169V167ZM75 168H74V167ZM90 166V167H89ZM103 166L105 167L104 169H103ZM111 166V167H110ZM126 166V167H125ZM134 168H133V167ZM184 166V167H183ZM261 166V167H260ZM51 169H50V168ZM88 167H89V169L91 168V170H89L88 169ZM98 167V168H97ZM136 167H138L137 168V170H136ZM143 169H142V168ZM153 167V168H154ZM159 167V166H158ZM224 167V168H223ZM225 167H227V168H225ZM238 167V168H237ZM246 167H247V165H246ZM245 167V168H246ZM263 167V168H262ZM37 168H39V169H37ZM47 168V169H46ZM62 168V169H61ZM82 168V170H79V169H81ZM92 168H94V172H93V175H92ZM114 168H116V170L118 171V172H120V173H118L117 171H115L114 170ZM124 168H125V170L127 169V168H129V169H127V170H129V172L127 171H125L124 170ZM130 168H131V170H130ZM237 168V169H236ZM7 170V174L9 175V173H10V175L11 174H13V177H11L10 178V175L8 176L7 174H6V176H4L5 175V173H6V171L5 170ZM20 169V170H19ZM43 169H46V170H43ZM78 169V170H77ZM98 169V170H97ZM102 169V170H101ZM106 169V170H105ZM120 169H123L127 174H130V177H129V175L127 176V174L126 173H124V175H125V177H124V175H121V173L123 174V170H121L120 171ZM133 169V170H132ZM136 170V172L138 173H136L135 172V170ZM140 169V170H139ZM142 169V170H141ZM149 169V170H150ZM187 169V170H186ZM144 170H145V172H144ZM167 170H168V168H167ZM167 170H164V171H166V172H164V173H169L170 172V170L171 169H169L168 171ZM256 170V171H255ZM260 170V171H259ZM24 171V172H25ZM29 171V172H30ZM79 171V172H78ZM85 171V175H84V172ZM89 171H91L90 173H89ZM100 171H101V174H100ZM109 171V172H108ZM111 171V172H110ZM115 171V172H114ZM131 171V172H130ZM141 171H143V173L141 174L140 172ZM148 171V172H147ZM25 172V174L27 175V173ZM29 172H28V175L27 176H30V175H32L33 174V172L32 173H30V175H29ZM80 174V173H82V175L83 176H81V175H78V173ZM114 172V174H112ZM147 172V173H146ZM247 172H248V174H247ZM251 172H256L257 174L259 173V174H261L260 175V178H259V174L258 175H256V173H255V177H254V175H252V174H254V173H251ZM22 173V172H21ZM97 175H96V174ZM105 173H108V174H105ZM146 173V174H145ZM153 173V174H154ZM183 173H181V174H183ZM223 173H224V175H223ZM239 173H243L242 175L240 174L239 175ZM59 174H60V176H59ZM99 174V175H98ZM107 176H105V175ZM116 174L118 175V177H119V175H121L120 177H122L121 178V180H120V177L118 178L117 176H116ZM151 174V173H150ZM153 174H151V175H153ZM159 174V175H160ZM91 175H92V177H91ZM104 177H103V176ZM133 175H134V177H133ZM137 175V176H136ZM243 175H244V177H243ZM247 175H248V177H247ZM78 176V177H77ZM87 176V177H86ZM97 176H99V178L97 177ZM100 176H101V178H103V179H101L100 178ZM145 176V177H144ZM169 176V175H168ZM222 176V177H221ZM239 176L240 177H243V178H239ZM4 177V178H3ZM59 177H61V180H60V185L59 184H57L58 182H59ZM91 177V178H90ZM93 177H95V179H93ZM106 177V178H105ZM110 177V178H109ZM114 177V178H113ZM117 177V178H116ZM128 178V179H126L125 180V178ZM133 177V178H132ZM148 177V176H147ZM152 177V178H153ZM246 177V178H245ZM253 177L255 178V183H257V184H255L254 185V179H253ZM13 178H15L14 180H13ZM25 178V180H26V182L24 181L23 182V184H25V186H26V188H25V186L21 183L22 181H23V179ZM28 178V177H27ZM32 180H31V179ZM153 178V179H154ZM222 178V179H221ZM249 178V179H248ZM251 178V179H250ZM262 178V182H261V179ZM89 179H91L90 181H89ZM93 179V180H92ZM99 179H101V181L99 180ZM108 179V180H107ZM114 179H115V181H114ZM117 179V180H116ZM118 179H119V181H118ZM135 179V180H134ZM148 179H150V177H148ZM245 179V180H244ZM253 179V180H252ZM257 179H259L258 181L259 182H261L260 184H259V182L257 181ZM9 180H11L10 182H9ZM31 180V181H30ZM39 180H38V182H39ZM85 181V182H83V181ZM106 180V181H105ZM110 180V181H109ZM111 180H112V182H111ZM123 180V182H121ZM152 180V179H151ZM151 180H149V182H152ZM181 180H182V178H181ZM222 180V181H221ZM250 180H252L253 181V183H252V181L250 182V183H252V185H250V183H247V181H250ZM7 181V182H6ZM27 181H28V183H27ZM79 181L80 182H82L83 184H80L79 183ZM118 181V182H117ZM143 181H144V184H143ZM145 181H146V183H145ZM157 181V182H156ZM224 181V182H223ZM238 183H237V182ZM239 181H241V183L239 182ZM246 181V182H245ZM257 181V182H256ZM29 182L31 183L30 185L32 186V184L34 183V185L32 186V188H31V186H29V188H28V184H29ZM33 182V183H32ZM91 183V185H90V183ZM96 182H98V184H96ZM114 182V183H113ZM117 182V183H116ZM125 182H126V184H125ZM131 182V183H130ZM142 182V183H141ZM174 182H176L175 184H173L172 185V183H174ZM220 182V183H219ZM233 184H231V183ZM236 182V183H235ZM244 182H245V184H244ZM3 183V184H2ZM93 183V184H92ZM103 183V184H102ZM105 183H106V185H105ZM152 183V184H153ZM218 183H219V186H218ZM224 183V184H223ZM229 184L230 183V187L231 186H233V187H231V189H232V191H233V193H230L229 191H231L230 190V187H229V185L228 186H226L227 184ZM236 185H235V184ZM239 183L241 184V186H239ZM22 184V185H21ZM70 184H72V185H70ZM76 185V187H78V185H79V187L81 188V192L82 193H84L85 195H83V197H81L82 196V193H81V196L79 195L80 193H79V191H77V190H79L78 188H76L74 185ZM78 184V185H77ZM113 184V185H112ZM132 184V186L130 187L129 185H131ZM157 184V185H158ZM221 184H222V186H221ZM0 185V186H1ZM21 185V186H20ZM37 185H39V186H41V188H44V189H42L43 191L40 193L39 192V190L38 189H40V187L39 186H37ZM72 186V187H70V186ZM84 185V186H83ZM98 185V186H97ZM125 186V187H123V186ZM143 185H144V187H143ZM168 185L166 186V188L168 187ZM179 185V186H178ZM237 185L239 186V187H242V188H239L240 190H244V191H240L239 189H237ZM244 187H243V186ZM250 185V189H249V187H247V186H249ZM256 185L257 186H259V187H257V190H256ZM9 185H4V187L2 186V187H0L1 189L2 188H4V189H2L3 191H5L6 190V187H8ZM88 186V188H86L85 189V187H87ZM95 186H97V187H95ZM102 186V187H101ZM118 186H119V188H118ZM123 188H121V187ZM146 186V187H145ZM171 186H169L170 188H171ZM223 186H224V188H223ZM253 186L255 187V189L253 188ZM16 186H14L12 189H10V193H11V191H14V190H16V191H14L15 193H18L17 192V190L19 189V187H17V188H15ZM36 187L38 188V189H36ZM70 187V188H69ZM90 187L92 188V189H90ZM100 187V188H99ZM105 187H106V189H105ZM108 187V188H107ZM111 187L114 189H111ZM134 187V188H133ZM138 187V188H137ZM158 187V188H157ZM168 187V188H169ZM177 187V188H176ZM221 187L223 188V190H227V189H229L228 191H224V195L223 194H221L223 191L221 190ZM96 188H98L97 190H95ZM105 189V191H107V193L105 192L104 193V189ZM117 188V189H116ZM125 188V189H124ZM132 188V189H131ZM142 190H141V189ZM152 188V189H151ZM155 188L156 189H159V191L161 190L162 191V193L163 194H165L164 196H163V194L161 193V192H159V193H161V194H159V193H156V195L154 194L155 192H157L156 190H155ZM180 188H181V190H182V193L183 194H181L180 193ZM259 188V189H258ZM47 189V190H46ZM69 189V190H68ZM85 189V190H84ZM88 189H89V191H88ZM122 189V190H121ZM143 189H147V190H150V191H148L147 192V194H146V192H142V191H144ZM179 189V190H178ZM190 189V188H189ZM214 189H216V192L215 191H213ZM236 189V190H235ZM246 189V190H245ZM247 189L249 190V191H251L250 193H249V191H247ZM253 189H254V192H253ZM41 190V189H40ZM52 190H54V189H52ZM84 190V191H83ZM101 190V191H100ZM116 190V191H115ZM120 190V191H119ZM140 190V191H139ZM147 190H145V191H147ZM152 190H155L154 192L152 191ZM221 190V191H220ZM30 191V192H29ZM33 191H37V192H34L33 193ZM48 192L49 194H47L46 192ZM89 192V194H86V192ZM91 191H92V193H93V191H94V193H93V197L91 196V198H93L91 201H90V194H91ZM96 191V192H95ZM125 191V192H124ZM163 191H165V192H163ZM168 191H170V194L168 195V196H166L167 194H168ZM172 191L174 192V191H176L175 192V194L174 193H172ZM187 193H185V192ZM231 191V192H232ZM236 191H240L239 193L238 192H236ZM245 191H247V192H245ZM25 192L26 193H28L29 195V197L27 196H25V198H27V199H25L24 197H22L21 199L20 198H17L16 196H23V195H27V194H25ZM39 192V193H38ZM44 192H45V194H44ZM75 192L77 193L78 192V195L75 197ZM100 192V193H99ZM117 192H118V194H117ZM142 192V193H141ZM151 192L153 193L152 195H151ZM189 192H191L192 193V196H191V193H190V196L192 197V198H194L195 197V200L194 199H192L191 197L189 198V196H187L188 195V193ZM216 194H215V193ZM219 192H221V193H219ZM227 192V193H226ZM241 192H242V194H241ZM13 193V192H12ZM22 193V194H21ZM35 193H36V195H35ZM38 193V194H37ZM51 193V194H50ZM53 193H55L56 194V196H54L55 194H53ZM120 193V194H119ZM125 193V194H124ZM138 193H140V195L138 194ZM148 193H150V194H148ZM180 193V194H179ZM236 193H237V195H236ZM243 193L245 194V195H243ZM103 194V195H102ZM105 194V195H104ZM116 194H117V197H116ZM123 194V195H122ZM141 194H144V195H141ZM159 196H158V195ZM173 194H174V196L176 197H180V198H182V199H180V198H178V199H176V200H179V201H176V200H174L175 198L173 197ZM225 194H229V195H225ZM239 194H241V195H243L242 197H240L239 196ZM253 194H255V196H253ZM32 195V196H31ZM39 195L41 196L40 198H39ZM45 195H48V196H45ZM50 195H51V197H50ZM106 195H108V196H106ZM110 195H112V196H110ZM115 197H114V196ZM126 195H128V196H126ZM146 195V196H145ZM151 195V197L150 198H152L153 199V202L151 201V199L149 198V196ZM153 195H155L154 197H153ZM160 195H161V197H160ZM179 195H182V196H179ZM220 195H221V197H220ZM223 195V196H222ZM251 195V196H250ZM38 198H37V197ZM96 196H97V198H96ZM110 196V197H109ZM126 196V197H125ZM139 196L141 197V199L139 198ZM184 196H186V197H184ZM197 196H199L198 198H197ZM200 196H201V198L202 199H200ZM215 196H218V197H216L217 199H219V198H223V197H226V198H223V199H219L220 201H222V203H224L225 201V205L228 207H224V204H223V207H219L220 209H218V205L219 204H221V202H219V200H218V203L216 202L217 200H216V198H215ZM233 196H235L234 198H233V201H232V197ZM257 196V199L256 198H254V197H256ZM87 197H89L88 199H87ZM99 197H102V198H99ZM106 197V200L105 199H103V198H105ZM113 197V198H112ZM138 197V198H137ZM144 197H147L146 199L144 198ZM165 197V200H163V198ZM167 197V198H166ZM176 197V198H177ZM205 197V198H204ZM214 197V198H213ZM237 197H239L240 199L242 198V200L244 201V205H242L241 203L243 202L242 200H238L239 202H241L240 203V205H239V202L237 201ZM262 197V198H261ZM36 198V199H35ZM50 200H49V199ZM112 198V199H111ZM150 200H149V199ZM159 198V199H158ZM160 198H162V200L160 199ZM173 198V199H172ZM184 198H189V200H191V201H194V204H190L189 205V210L187 209V205H185V203L187 202V203H189V200H187V199H184ZM213 198V199H212ZM227 198H230V199H228V201H227ZM248 198V199H247ZM250 198V199H249ZM13 199H15V200H13ZM18 199H20V200H18ZM72 199H74V201L75 202H73L72 201ZM85 199H87V200H85ZM96 199H97V201H96ZM101 199V201H100V203H99V201L98 200H100ZM134 199H135V201H134ZM137 199H139L140 200V202H138V200ZM143 199H145L144 201L145 202H147V204L146 205H148V207L146 206V205H144L145 203H143ZM157 199H158V201L159 202H157ZM196 199H197V201H196ZM203 199H206V201H207V203L208 202H210L211 200H214V202L213 203H206V201H204ZM245 199V200H244ZM247 199V200H246ZM258 199H259V201H258ZM30 200V201H29ZM38 203H35V201ZM59 202H58V201ZM63 200V201H62ZM104 200H105V203H106V205H107V210H108V212H105V211H107V210H105L104 208L106 207V205L104 204H102V203H104ZM131 200V201H130ZM142 200V201H141ZM156 200V201H155ZM167 200V201H166ZM172 200H174L175 202H173L174 203V205H173V203H172ZM186 200V202H184L183 203V201H185ZM200 200V201H199ZM202 200V201H201ZM224 200V201H223ZM235 200V201H234ZM39 201H40V203H39ZM71 201H72V203H71ZM94 201V202H93ZM126 201H128L127 203H126ZM150 201H151V203H152V206L150 205ZM166 201V202H165ZM255 201V202H254ZM261 201V202H260ZM92 202H93V204H92ZM95 202H97L96 203V205H95ZM123 202H125V203H123ZM160 202H161V204H160ZM179 204H178V203ZM196 202H198V204H196ZM202 202V203H201ZM231 202V205L233 206V205H235L236 206V203L238 202V204L237 205H239V206H236L237 208H239L238 210H240V212L238 211H235V210H237V208L236 209H233V208H230L231 206H229V203ZM259 202V203H258ZM18 203L16 202V204L18 205ZM33 203H35V204H33ZM80 203V204H79ZM142 204L143 203V205H141V210L142 211H140V208L138 209V207L139 206H136V204L137 205H140V204ZM168 203V205H166ZM172 203V204H171ZM176 203V204H175ZM180 203H182V204H180ZM200 203V204H199ZM257 203H258V206H257ZM263 203V204H262ZM16 204H15V206H16ZM40 204V206H39V208L37 209V205H39ZM101 205L100 206V208H99V205ZM125 204V205H124ZM164 204V206H162V207H164V209H162V207H161V205H163ZM171 204V205H170ZM196 204V205H195ZM203 204V205H202ZM204 204H205V206H204ZM211 204H214V206L213 205H211ZM216 204H218V205H216ZM245 204H246V206H245ZM32 205H33V208H35V209H33L32 210ZM34 205H35V207H34ZM69 206V208H68V206ZM83 205V206H82ZM98 205V206H97ZM121 205V206H120ZM128 207H127V206ZM154 205H155V207H154ZM158 205H159V207H158ZM178 205H180L179 207H178ZM181 205H185V206H183V207H186V208H182V206ZM192 205V206H191ZM198 205H200V206H198ZM208 206V208H207V206ZM212 206V207H209V206ZM241 205H242V207H241ZM67 206V208L66 209H69V210H66V209H63V208H65ZM78 206H82V207H85V209H86V213H88V212H90V211H92L91 213H89V214H87L88 216H85L84 215V213L82 212V211H84L85 209H83L82 207L80 208V209H82V210H80V209H78ZM118 206H119V208H118ZM130 206V207H129ZM142 206H144L145 208L143 209V207ZM150 206V207H149ZM175 206V208H176V210L177 211H175V208H174V210H172L173 209V207ZM191 206V207H190ZM194 206V208H192ZM200 207V208H198V207ZM204 206V207H203ZM222 206V205H221ZM19 207L17 206V209L18 210H16V207H14V209L16 210L15 212L17 213V211H19L20 212V210H22L21 208L19 209ZM24 207H26V206H23V208ZM95 207H97V208H95ZM104 207V208H103ZM125 207H127V208H125ZM132 207H133V209H132ZM135 207V208H134ZM151 207H154V208H152L151 209ZM167 207H170V208H168V209H170V210H172L171 212H175V215H173L174 213H172V215H171V212H170V210H168L167 209ZM247 207V209H245ZM248 207H250V208H248ZM263 207V208H262ZM2 208V209H1ZM52 208V209H51ZM70 208H72V209H70ZM122 208H124L125 209V213H124V209H122ZM130 208V209H129ZM147 208V209H146ZM177 208H179V209H177ZM190 208H192V209H190ZM198 208V209H197ZM204 208H206V210H203ZM242 208H244V209H242ZM257 208H259V209H257ZM43 209H44V204H43V207H42V211H43ZM87 209H89L88 211H87ZM92 209V210H91ZM98 209H100V210H98ZM121 209V210H120ZM136 209H138L137 211H135ZM156 209L158 210V211H160V213H159V215H158V213L156 212ZM162 211H161V210ZM183 209V210H182ZM187 209V210H186ZM195 209H197L196 211H197V213H195V211H192V210H195ZM212 211H215L216 210V212H214V213H212V212H210V213H208L207 211H210V210ZM223 209V210H222ZM226 211H228V210H230L229 212H227V215H226V213L225 214H220V213H224V212H226ZM254 209V210H253ZM13 209H10V213H14V211H12ZM24 210L25 211H27L25 208H24ZM23 210V212L21 211L20 213L18 212L17 214V216H18V219H19V216L21 217V215H19V214H23V213H26V218H24V219H27V220H30L31 221V219H30V216H28V212H25ZM65 210V211H64ZM71 210V211H70ZM79 210L82 212V214H83V216H84V218L86 219H84L83 220V216H81L80 214H81V212H79ZM94 210H95V212H94ZM104 210V211H103ZM122 210H123V213L124 214H122ZM132 210V211H131ZM144 210H146V211H144ZM148 210V211H147ZM151 210H152V215H151ZM168 210V211H167ZM185 210V211H184ZM191 210V211H190ZM200 210V211H199ZM234 210V211H233ZM241 210H242V212H241ZM251 211V213H250V211ZM259 210V211H258ZM12 211V212H11ZM41 211V212H42ZM45 211H49V213L48 212H45ZM62 211H64V212H62ZM70 211V212H69ZM76 211V212H75ZM135 211V212H134ZM140 211V212H139ZM164 211V212H163ZM169 212L168 214H167V212ZM180 211V212H179ZM184 212L183 213V216H182V212ZM186 211H188L187 212V215H185L186 214ZM220 211V212H219ZM224 211V212H223ZM30 212H29V214H30ZM76 213V215H78V212H79V216L77 217L74 213ZM138 214H137V213ZM150 216H152L151 218L150 217H147V215H146V213ZM157 214H156V213ZM163 214H162V213ZM166 212V213H165ZM204 212V214L205 213H208V214H205V216H204V214H202ZM235 212V213H234ZM247 214H246V213ZM16 213L15 214H11L10 215V229H12V228H16V227H13V226H18L20 223H22L23 222V220L22 219H20L19 221H20V223L18 224L17 222H19V221H15V219L16 220H18L17 218H16ZM34 213V212H33ZM32 213V214H33ZM57 213H58V216H57ZM65 213H67V215L65 214ZM70 215H69V214ZM85 213V214H86ZM107 213L109 214V215H107ZM142 213H143V215H142ZM188 213H189V215H188ZM193 215V217H190V216H192L191 214ZM201 213V214H200ZM230 213V214H229ZM235 215V216H233V214ZM35 214V213H34ZM62 214H64L65 216H66V218H67V221H65V216H63V218H65V219H63L62 218ZM91 214V215H90ZM127 214V216L125 217L124 215H126ZM137 214V215H136ZM139 214H141L142 216H146L145 218L143 217L142 218V216L140 215V217L138 216ZM145 214V215H144ZM155 214V215H154ZM179 214L182 216V217H184V216H186V217H184V218H186L185 220L186 221H182V219H184V218H182L181 216H179ZM199 214V216H197ZM212 214H214V216H215V218H214V216H212ZM216 214L219 216V218H218V216L216 217ZM232 214V215H231ZM252 214H254V215H252ZM24 215V214H23ZM71 215H75V216H72V219H71ZM158 215V216H157ZM194 215H196V216H194ZM201 215H203V216H201ZM207 215H209L210 217H208ZM220 215H222L221 217H220ZM246 215V216H245ZM248 215H250V216H248ZM257 215V216H256ZM11 216H12V218H11ZM15 216V217H14ZM28 216V217H27ZM120 216V217H119ZM155 216V217H154ZM179 216V217H178ZM188 216V217H187ZM200 216L201 217H204V219L202 218V220H201V218H200ZM225 216V217H224ZM233 216V217H232ZM245 216V217H244ZM256 216V217H255ZM49 217H54V218H56L57 217V221H56V219H51V218H49ZM61 217V218H60ZM80 217V218H79ZM113 217H114V219H113ZM137 217V218H136ZM139 217V218H138ZM190 217V218H189ZM227 217V218H226ZM237 217V218H236ZM14 218V219H13ZM38 218V219H39ZM45 218V217H44ZM58 218H60L61 220L59 221L58 220ZM73 218H75L76 220H77V222L78 223H76V221L75 222H73V225H72V223H71V220L73 221V220H75V219H73ZM87 218H90V220H89V222H91V223H88L87 224V222H88V220H87ZM141 218V219H140ZM149 218V219H148ZM182 218V219H181ZM198 218V219H197ZM208 219V221L206 222V220ZM213 218H214V222H212L211 220H213ZM217 218V219H216ZM222 220H221V219ZM230 218H232V219H230ZM240 218V219H239ZM250 218H253L252 220L250 219ZM11 219H13V221L11 220ZM50 219V220H49ZM71 219V220H70ZM107 221H106V220ZM116 219V220H115ZM180 219H181V221L183 222V224L181 225V223L182 222H180V223H177V222H179L180 221ZM215 219H216V222H215ZM219 219H220V221H219ZM224 219H225V221H224ZM22 220V221H21ZM50 221V222H47V221ZM52 220V221H51ZM65 222H63V221ZM94 220H96V222L94 221ZM106 222H105V221ZM115 220V221H114ZM136 220H140L139 221V225H143V227H141V226H139L138 224H136ZM152 220V221H151ZM194 220V221H193ZM199 221V222H197V223H195V221ZM203 220H204V222L205 223H203ZM25 221L26 220H24V223H25ZM54 221H56V222H54ZM81 222V224H82V226L81 225H79L80 224V222ZM110 222L111 223V225H109V224H107V222ZM155 221V222H154ZM160 221H162V223L164 224V226L162 225V223L160 222ZM188 221H190L189 223H187ZM200 221L202 222V224L200 223ZM255 221V222H254ZM27 222H29V221H27ZM38 222H36L35 224H37ZM44 222H47L46 223V225L44 224H42V223H44ZM53 224H52V223ZM108 222V223H109ZM146 222H148V225H147V223H146V225H144ZM157 222H159V224L157 223ZM211 222H212V224H211ZM217 222H219V224H217ZM16 223V224H15ZM60 224V223H62V224H60V225H62V226H60V225H55V224ZM76 223V224H75ZM95 223V224H94ZM141 223V224H140ZM150 223H152V225H160V226H157L156 225V228H154V226H152V225H150ZM156 223V224H155ZM206 223H208V224H206ZM216 224L215 226H217V227H215V226H213L214 224ZM222 223H224V224H222V226L225 228V227H227V229H226V231L228 230L229 231V229H231L229 232H228V235H227V232L226 231H224L225 229L221 226L220 227V225ZM227 223H229V224H227ZM232 223V224H231ZM235 223V224H234ZM13 224H15V225H13ZM26 225H28V224H30V222L27 224V223H25ZM25 224H24V228H25ZM40 224H42V225H40ZM50 224H52L53 226L55 225V227L56 228H58V229H56L57 230V232H56V230H55V227L53 228L52 227V225H50ZM63 224L65 225V226H63ZM104 224H105V226H104ZM106 224H107V226H106ZM112 224H113V227H112ZM134 224V225H133ZM185 224L187 225V226H185ZM189 224V225H188ZM193 224H194V227H192L193 226ZM197 224V226H199L200 224L201 225H205V226H199V227H197V226H195ZM210 224V226L209 227H211V228H206L208 225ZM260 224V225H259ZM0 225H2V221H1V215H0ZM49 225V227H48V229H51V231L54 229V231H52V232H50V231H48V229H47V227L46 226H48ZM84 225V226H83ZM90 225V227L91 226H93L94 227V225H96L95 226V228H92L91 227V229H92V232H91V229H90V227L88 228L87 226H89ZM108 225H109V227H108ZM136 225V226H135ZM177 225H179V229H178V226ZM191 225V226H190ZM218 225H219V228H218ZM228 225L230 226V228L228 227ZM236 225V226H235ZM241 225V226H240ZM98 226V227H97ZM138 226V227H137ZM153 227V229H152V227ZM164 228H163V227ZM174 226H176L175 227V229H173V227ZM190 226V227H189ZM236 228H235V227ZM63 227V228H62ZM72 227V228H71ZM73 227H74V230H75V227H77L76 229L77 230H73ZM78 227H80V228H78ZM82 227H84L83 229L85 230L86 228L85 227H87V230H89L90 232H83V229L81 230V228ZM106 227H108V228H106ZM110 227L112 228L111 230H112V234L109 232L110 231ZM144 228L145 227V229H143L144 231H142V229L141 228ZM147 227V228H146ZM149 227H150V229H149ZM161 228L162 230L161 231H156V230H159V229H157V228ZM168 227L170 228V229H168ZM246 227V228H245ZM45 228H43V231L45 230ZM104 228H105V230H104ZM134 228H138V231H137V229L136 230H134ZM167 228V229H166ZM177 228V229H176ZM196 228H197V231H198V233H196ZM200 230H199V229ZM204 228V230H202ZM233 228H235L234 230H233ZM96 229V230H95ZM149 229V231H147V230ZM156 229V230H155ZM166 229V230H165ZM175 230V231H173V230ZM189 229H191L190 231H189ZM195 229V230H194ZM208 230V233H204V232H207L206 230ZM210 229H213V231L216 229H219L218 231H217V233L218 234H216L215 233V235H214V237H210L209 238V235H210ZM220 229H222L221 230V233H220ZM252 229V230H251ZM5 230V229H4ZM13 230H16V229H13ZM114 230V231H113ZM131 230H132V232H131ZM151 230H154V234H152L153 233V231H151ZM170 230V231H169ZM188 230V231H187ZM215 230V231H216ZM232 230H233V232H232ZM236 230V231H235ZM240 230V231H239ZM7 231V230H6ZM17 232L19 231L18 229L16 230ZM15 231V232H16ZM24 231V230H23ZM76 231H78V232H76ZM81 231V233H80V235L78 234L79 232ZM137 231V232H136ZM150 231H151V233H150ZM162 231L164 232L163 234H162ZM175 232L174 234H173V232ZM178 231V232H177ZM194 231V233L195 234H198L197 236H195L194 237V233H192ZM200 231V232H199ZM12 232H13V234H12ZM16 232V233H17ZM46 232V233H47ZM75 232V233H74ZM130 232V233H129ZM143 232V233H142ZM144 232H146V233H144ZM157 232H160V234H161V237H160V239H159V237H158V235H160V234H158ZM167 232V233H166ZM169 232V233H168ZM185 233V232H187L188 234H187V236H185L186 235V233L185 234H183V233ZM202 232V233H201ZM239 232H241V234L239 233ZM10 236L11 235H16L15 233H14V231H12V230H10ZM23 232H21V231H19V234H22ZM45 233V234H46ZM51 233H53V234H51ZM97 233H99V236L97 237V239H96V235H97ZM108 233H109V236L108 237H106V235H108ZM137 233V234H136ZM167 235H166V234ZM201 233V234H200ZM204 233V234H203ZM223 233V234H222ZM18 234V233H17ZM17 235L18 237L20 236V235ZM55 234V235H56ZM77 234V235H76ZM136 234V235H135ZM144 234V235H143ZM147 234V235H146ZM165 234V235H164ZM171 234H173V235H171ZM175 234H180L179 235V237L180 236H182V234H183V236L182 237H180V238H177V235H175ZM205 234L208 236H205ZM224 234L226 235V237H224ZM234 235V236H232V235ZM236 234L238 235V236H236ZM243 234V235H242ZM254 234V235H253ZM47 236H48V234H46ZM45 235V237L47 238V236ZM114 235V236H113ZM132 235V236H131ZM146 239H148V241L146 240L145 241V239L143 238L142 239V236ZM151 237H150V236ZM164 235V236H163ZM169 235H171V236H174L173 238H172V240L170 239L169 240V242H168V239L170 238V236ZM191 235V236H190ZM201 235H202V237H201ZM216 235H219V236H216ZM13 236V237H14ZM145 236H147V237H145ZM152 236H153V238H152ZM156 236V237H155ZM163 236V237H162ZM167 236H169L168 238H167ZM184 236L185 237H187V238H184ZM200 238H199V237ZM205 236V237H204ZM221 236V237H220ZM241 236V237H240ZM244 236V237H243ZM16 237V236H15ZM18 237H16V238H18ZM89 237V235L87 234V238ZM102 237V238H101ZM104 237H106V239L104 238ZM111 237H112V239H111ZM114 237V238H113ZM128 237L130 238L129 239V241H128ZM140 237H141V239H140ZM164 237H166V239L164 238ZM175 237L177 238V239H175ZM188 237H190V239H189V241L188 240H186V239H188ZM222 237H224V239L222 238ZM230 239H229V238ZM232 237V238H231ZM238 238V240H237V238ZM242 237H243V239H242ZM58 238V240H60ZM98 238L101 240V245H100V243H99V240H98ZM109 238L112 240V242H111V240H109ZM156 238H158L157 240V242H159L160 243V241L162 242L163 241V239L166 241V243L163 241L162 242V245L164 244V246H166V244H167V246H166V254L164 255V258H162L161 259V262L160 263H158V261L160 260V255H161V251L160 250H158L157 249V247L161 244H158V246L156 245V243L154 242L153 243V241L156 239ZM208 238V239H207ZM212 238V239H211ZM227 238V239H226ZM102 239H104V241H102ZM149 239H151V241L149 240ZM193 239V240H192ZM197 239V240H196ZM200 239V240H199ZM205 239H206V241L207 242H205ZM215 239V241L214 242H217V243H219L218 245V247H217V249H216V246L215 245H212V240H214ZM217 239V240H216ZM91 241H92V239H90ZM89 240V241H90ZM98 240V241H97ZM105 240H108V241H105ZM122 240V241H121ZM125 240V241H124ZM132 240H133V242H132ZM140 240H142L143 242H141ZM175 240H178V241H175ZM201 241V242H197V241ZM218 240H221V241H219L218 242ZM225 240V241H224ZM56 242H57V239L55 240ZM75 241H76V243H78V244H75ZM97 241V242H96ZM109 241H110V243H109ZM119 244H117L116 242ZM137 241V242H136ZM175 241V242H174ZM186 241V242H185ZM190 241L192 242L193 241V243L191 244L190 243ZM210 242V244H209V242ZM229 241V242H228ZM247 241V242H246ZM49 242H51L50 240H49ZM103 242H108V244H106V243H104L103 245H104V247L106 246H108L107 248L109 249V248H112V249H114V250H108V252H107V250H105V248L103 249V245H102V243ZM113 242H115V243H113ZM172 242V243H171ZM176 242H178V243H176ZM197 243V245H195L196 243ZM204 242H205V244H204ZM64 243H61L60 245H61V247H62V245L64 244ZM98 243H99V247L101 248V249H103L102 251L100 250V248L99 247H97V250H99L100 252H104L105 251V253L103 254H100L99 253V251H97L95 248H96V246L98 245ZM111 243L113 244V245H111ZM121 243V244H120ZM128 245V246H126V244ZM170 243V244H169ZM185 243V244H184ZM188 243V246H190L188 249H186L188 246H184V245H186ZM224 243H226V244H224ZM241 243V244H240ZM106 244V245H105ZM134 244H137V245H135L134 246ZM153 244V245H152ZM172 244V245H171ZM174 244H175V249H174ZM177 244H179L178 246H177ZM182 244V245H181ZM191 244V245H190ZM199 244L201 245V247H199ZM203 244H204V246H206L208 249H205V247H203ZM229 244H230V246H229ZM239 244V245H238ZM244 244H246V245H244ZM59 245V246H60ZM91 245V246H90ZM92 245L94 246V247H92ZM116 245H118V247H116ZM132 245V246H131ZM139 245V246H138ZM212 245V246H211ZM223 245H224V247H223ZM235 245V246H234ZM28 246V245H27ZM90 246V247H89ZM112 246V247H111ZM116 248H115V247ZM137 246V247H136ZM148 248H146V247ZM152 246H153V248H152ZM156 246V248H154ZM169 246H170V248H169ZM193 246V248H194V251H193V253L191 252L192 251V249L193 248H191ZM198 248H197V247ZM208 246H210V247H208ZM250 246V247H249ZM252 246V247H251ZM31 247H33V246H31ZM30 247V248H31ZM92 247V248H91ZM128 247V248H127ZM131 247V248H130ZM140 247V248H139ZM180 247H183L184 249H186V250H184L183 248H180ZM225 247H226V251L224 252V250H225ZM254 247H256V250H255V248ZM261 249V251H260V249ZM26 248H29V246L28 247H26ZM89 248H91V250L89 249ZM99 248V249H98ZM125 248V249H124ZM133 248H134V250H133ZM136 248H138L137 250H136ZM142 248V249H141ZM144 248V249H143ZM177 248H178V250H177ZM201 248H204L203 250H201ZM221 248H223V250L221 249ZM231 248H232V250H231ZM239 248H241V249H239ZM251 248H253L254 249V251H257V252H260V253H256V252H254L253 251V249H251ZM89 249V250H88ZM94 249V250H93ZM120 250V252L119 251H116V250ZM129 249V250H128ZM132 249V250H131ZM141 249V250H140ZM147 249V250H146ZM168 249V250H167ZM170 249H172V251H174L173 253H172V251L170 250ZM179 249H181L182 251H184V252H181V250L179 251ZM215 249V250H214ZM237 251H236V250ZM258 249V250H257ZM88 250V251H87ZM126 251V252H123V251ZM140 250V251H139ZM145 250V251H144ZM169 250H170V252H169ZM191 250V251H190ZM221 250V251H220ZM232 252H231V251ZM250 250H252V251H250ZM74 251H76V253L77 254H75V252ZM87 251V252H86ZM89 251H92V254L89 252ZM93 251H95V252H93ZM123 253H122V252ZM130 251H132L133 253H131V254H129V252ZM141 251H144L145 252V254H144V252H142V254H143V258H142V254H141ZM264 251V250H263ZM89 253V254H91V256L88 254L87 255V257H86V255H83V254H86V253ZM97 252V253H96ZM113 252V253H112ZM168 252H169V257L170 258H168V256H167V254H168ZM179 254H178V253ZM211 252V253H210ZM213 252H214V254H213ZM224 252V253H223ZM251 252V253H250ZM254 252V253H253ZM74 253V254H73ZM94 253H96V254H98V255H94ZM114 253H116V254H114ZM119 253H120V256H119ZM138 253L140 254V255H138ZM152 254V257H151V259L149 258L151 255L150 254ZM180 253H183L182 254V256H180L181 254ZM188 253L190 254V255H188ZM204 253H206L205 255H204ZM208 253V254H207ZM221 253V254H220ZM253 253V254H252ZM258 254V255H256V254ZM17 254H19L21 257H22V259H24L25 260V262H22L23 264H25L26 263V260H27V258H26V253H23V252H21V251H18L17 252ZM73 254V255H72ZM122 254V255H121ZM128 254V255H127ZM156 254V255H155ZM174 254H176V256L175 257H173L174 256ZM177 254L179 255V256H177ZM191 254H194V255H192V257L194 258H191ZM197 254H199V255H197ZM212 254V255H211ZM71 255H72V257H71ZM92 255H94L95 257H94V259H93V257H92ZM118 255V256H117ZM129 255H130V257H129ZM133 255V256H132ZM137 255H138V259H137ZM154 255V256H153ZM172 255V256H171ZM240 255V256H239ZM28 256V255H27ZM30 256V255H29ZM96 256L98 257L97 259L98 260H96ZM100 256V257H99ZM117 256V257H116ZM124 256V257H123ZM126 256V257H125ZM144 256H146L145 258H144ZM157 256V257H156ZM165 256H166V258H168V259H170L169 261H168V259H166L165 258ZM195 256V257H194ZM221 256V257H220ZM232 256V257H231ZM255 256H256V258H255ZM31 257L32 256H30V257H28V259L29 260H27V262H30L29 264H34V260H32L31 259ZM34 257V256H33ZM89 257H88V261H89ZM119 257V258H118ZM132 257V258H131ZM156 257V258H155ZM204 257H205V259H204ZM258 257V258H257ZM35 259L37 258V257H34ZM33 258V259H34ZM99 258H101V261H100V259ZM117 259V261H116V259ZM129 258H131L130 260H128ZM140 258V259H139ZM150 259V261L148 260V259ZM174 258H179L178 259V261H177V259H174ZM181 258H182V262L181 261H179V260H181ZM235 258V259H234ZM68 260H69V258H67ZM93 259V260H92ZM105 260H106V258H104ZM123 259V260H122ZM144 260V261H142V260ZM155 259H158V260H155ZM210 259V260H209ZM248 259V260H247ZM253 259V260H252ZM23 260V261H24ZM85 260L86 259H84V261H80V262H82L83 264H85L86 262H85ZM105 260L103 261V264H104V262H105ZM148 260V261H147ZM164 260H165V262H164ZM174 260H176V261H174ZM222 260V261H221ZM251 260V261H250ZM32 261H34V262H32ZM36 261H37V259H36ZM70 261V260H69ZM114 261V262H113ZM120 261V262H119ZM123 261V262H122ZM127 261V262H126ZM141 263H140V262ZM171 261V262H170ZM174 261V262H173ZM229 261V262H228ZM233 261V262H232ZM10 262H12L11 260H10ZM32 262V263H31ZM80 262L78 261V262H75V264H77V263H79L80 264ZM130 262V263H129ZM145 262V263H144ZM149 262V263H148ZM74 263V262H73ZM72 263V264H73ZM90 264V262H87V264ZM105 263V264H106ZM13 264H15V263H13ZM28 264V263H27ZM36 264V263H35ZM45 264H46V262H45ZM69 264V263H68Z\"/></svg>",
	"mask_w": 264,
	"mask_h": 264
},
{
	"label": "bare ground",
	"instance_id": "bare-ground-1",
	"mask_svg": "<svg viewBox=\"0 0 264 264\" xmlns=\"http://www.w3.org/2000/svg\"><path fill=\"white\" fill-rule=\"evenodd\" d=\"M97 1H99V0H97ZM96 0H0V83H6V84H10V87L8 86V85H5L4 84V87H6V86H8L7 88H9L8 90H4V93H5V91H6V93L4 94V98H7L6 96H8L9 98H10V96H11V100L9 99V100H6V101H3V102H5V103H0V122L2 123H8V122H11L10 120H12L14 117H17V116H20V114L21 113H23L22 112V110H21V107H19L18 105V103L17 102H22V103H28V99L27 98H29L30 97V94H31V92L35 95V97H33V100L34 101H29V104H30V102L32 103H35L34 105L36 106V102L39 100V96H40V94L42 93V91H43V89L45 88L46 89V91H47V87H46V84H44V82H47V81H45V77H44V74H45V70H46V68L50 65V63L53 61V59L55 58V57H58V55H60V54H56V51H57V48H58V46H59V44L60 43H63L62 41H65V42H67V43H69L70 44V42H72L73 41V43H74V39L76 40L77 38H75L76 37V35H75V32L73 31V28H72V23H73V21H75V20H77V16H76V13L78 12V11H81V10H85L86 11V13H85V15L87 14V15H89L90 14V9H94V4L97 6V5H99V4H102V3H104V7H103V9H102V13L100 14V15H98L99 16V18L98 19H100V17H102L101 19H100V21H102V24H104V26H102V27H104L102 30L101 29H99V25L101 26L102 24H100L99 22V20H98V23H99V25H98V30H96L97 28V26H95V27H93L92 25H89V26H91V28H89V29H91V30H89L91 33H90V36L91 37H93V38H95V40L98 42H101V43H103L102 42V40L103 39H105L106 40V45L105 46H102V44H101V46L100 45H98V46H100L101 48L98 50V47H97V45H96V48H95V50H93L92 51V55H97V53H99V52H101L102 50V52H104V54L107 52L108 53V55L107 56H109L110 58H116V57H120V56H122V55H124V54H132V53H134V51H135V54L133 55L134 56V58L136 59V61H137V59H138V57H139V54H143L142 53V51H141V49H142V47L144 46H147V45H141L140 46V44H141V42H140V37H139V35H140V32L142 31L141 30V26L143 25V27H144V25L146 24H144V22H142L144 19H145V16H146V11L148 10V6H150V5H152L151 4V2L152 1H154V2H159L160 0H114L113 2H112V0L110 1V0H102V2H101V0L99 1V4H98V2H97ZM119 3H118V2ZM120 1H121V3H120ZM163 1V0H162ZM168 2H169V0H167ZM166 1V2H167ZM172 1V0H171ZM171 1L169 2V3H171ZM174 1V0H173ZM181 1V0H180ZM190 1V0H189ZM193 1H195V0H192V3H193ZM203 1V0H202ZM202 1L200 2V3H202ZM205 1V0H204ZM208 1V0H207ZM254 1V0H253ZM93 2H97V4L96 3H93ZM108 2V3H107ZM166 3L167 5L169 4V3ZM175 2V1H174ZM174 2L172 3V4H174ZM179 2V1H178ZM184 2V1H183ZM197 2V1H196ZM196 2H195V4H196ZM213 2V1H212ZM255 2H256V5H255ZM160 3H162L163 4V2H161L160 1ZM177 3V2H176ZM200 3H198V6H199V4ZM206 3V2H205ZM210 3V2H209ZM248 3V2H247ZM165 4V5H166ZM180 4V3H179ZM185 3H183V5H184ZM187 4V3H186ZM189 4H191V3H189ZM204 3H202V5H203ZM213 4V3H212ZM249 4V3H248ZM248 4H247V6H248ZM91 5H93L92 7L93 8H91ZM166 5V7H168L169 8V6H167ZM170 5V4H169ZM192 5V4H191ZM205 5V4H204ZM207 5V4H206ZM262 5L264 6V1L263 0H256V1H254V5L252 4V5H250L249 6V8H248V11L252 14L251 16H250V18H249V20L248 21H251L250 22V24H248L247 26H249L250 28H251V26H252V30L250 29V31L252 32V34H251V36L249 37L250 38V40H254L253 38H257V40H259L260 39V34H259V31H258V27L259 28H262V27H264V15L263 14H260L259 16L257 15L258 13V11L260 12V8L262 7ZM172 6H174V5H172ZM177 6V5H176ZM175 6V7H176ZM190 6V5H189ZM188 6V7H189ZM193 6V5H192ZM214 6V5H213ZM246 6V5H245ZM90 7V8H89ZM112 7V8H111ZM117 7V8H116ZM129 7V8H128ZM174 7V8H175ZM195 7V5L192 7V9ZM196 7H197V4H196ZM203 7H205V6H203ZM208 7V6H207ZM89 9V11L87 12V10L86 9ZM147 8V9H146ZM184 8V7H183ZM183 8H181V9H183ZM191 7H189L188 9H190ZM95 9H96V7H95ZM94 9V10H95ZM99 9V11H101V8H98ZM196 9V8H195ZM208 9V8H207ZM171 10H172V8H171ZM185 10V9H184ZM184 10L182 11V12H184ZM175 11V10H174ZM177 11V10H176ZM179 11V10H178ZM186 11H188V10H186ZM191 11H193V10H191ZM66 12H69V13H71L72 15L70 16V17H67V16H64L63 14L64 13H66ZM244 12H246V11H244ZM145 13V14H144ZM171 13H172V11H171ZM196 13V12H195ZM194 13V14H195ZM135 14H137V17H140V20L138 19L137 20V17H136V15ZM177 15H179V13H176ZM190 14H192V16L194 15L193 13H190ZM245 14V13H244ZM133 15V16H132ZM184 15V14H183ZM175 17H177L176 15H174ZM180 16V15H179ZM187 16L189 17V13L187 14ZM87 17V16H86ZM90 17V16H89ZM149 17V16H148ZM181 17V16H180ZM185 17V16H184ZM187 17V18H188ZM255 17H257V18H255ZM88 18V17H87ZM251 18H254L253 19V22H252V20H251ZM96 20V21H97ZM171 20H173V19H171ZM188 20H189V18H188ZM90 21H92V20H90ZM178 20L176 19V22H177ZM179 21H181L180 19H179ZM185 21H187L186 19H185ZM88 23H89V20H88ZM151 23V22H150ZM247 23V22H246ZM89 24H91V23H89ZM93 24V23H92ZM172 24V23H171ZM151 25V24H150ZM176 25V24H175ZM255 25H257L256 27H255ZM147 26V25H146ZM182 26H183V24H182ZM102 27H100V28H102ZM143 27H142V29H143ZM171 27V26H170ZM169 27V28H170ZM174 28H172V29H175V31H177V29L178 30H180L179 29V27H175V26H173ZM92 28H96V29H92ZM147 28V27H146ZM149 28H152V27H150L149 25H148V28L147 29H149ZM169 28H165L166 30L165 31H167ZM81 29V28H80ZM145 29V28H144ZM147 29H145V31H149V30H147ZM248 29V30H249ZM83 30V29H82ZM152 30V29H151ZM171 30V29H170ZM72 31L74 32V34L72 33ZM78 31V30H77ZM86 31V30H85ZM183 31H185V29L183 30ZM181 32V33H184V32ZM257 31H258V35H257ZM150 33H152L151 31H149ZM149 32H147L148 34H150ZM154 32V31H153ZM83 33V32H82ZM163 33H165V32H163ZM144 34H145V32H144ZM143 33L141 34V35H144ZM166 34V33H165ZM248 34H250V32L248 33ZM64 35V36H63ZM70 35H72L71 37V39H73V40H71L70 42L69 41H67V39H69L70 37ZM154 36L156 35V33L155 34H153ZM66 36H68L69 38H65L64 40H62L61 38L63 37H66ZM75 36V37H74ZM77 36H78V34H77ZM157 36V37H156ZM154 38L155 39H153V40H155V41H153L155 44H156V47L159 49V50H163L164 48H165V46H167L168 45V43H169V41H170V37H169V35L168 34H166V35H164L163 37H159V35H156ZM260 36V37H259ZM84 37V36H83ZM86 37V36H85ZM143 38L144 37H146V35L145 36H142ZM148 37H149V35H148ZM150 37H151V39L150 40H152V38H153V36H152V34H150ZM149 37V38H150ZM181 37V36H180ZM183 37V36H182ZM147 38V37H146ZM146 38H144L143 40H145V41H147L146 40ZM149 38H147V39H149ZM159 38V39H158ZM259 38V39H258ZM263 38V37H262ZM59 39H61V42L59 41ZM86 39V38H85ZM92 39V38H91ZM264 39V38H263ZM70 40V39H69ZM79 40V39H78ZM93 41H94V39H92ZM105 40H103V41H105ZM177 41H178V39H177ZM82 42V41H81ZM89 42V41H88ZM98 42V43H99ZM113 42V44L115 45L113 48H109L108 46H109V44L110 43H112ZM151 42V41H150ZM258 42V41H257ZM67 43H65V44H67ZM73 43H71V44H73ZM75 43H76V41H75ZM74 43V44H75ZM142 43H144V42H142ZM147 43H149V42H147ZM78 44V43H77ZM82 44V43H81ZM86 44H88V43H86ZM85 44V45H86ZM97 44V43H96ZM105 44V43H104ZM264 44V43H263ZM79 45V44H78ZM179 45V44H178ZM87 46V45H86ZM91 47V46H90ZM90 47H88V48H90ZM149 47L150 46H148V47H146V49H144L143 48V52L144 53H146V52H149V51H147L148 49H149ZM80 48H83L82 46H80ZM87 48V49H88ZM148 48V49H147ZM84 49H86V48H84ZM86 49V50H87ZM183 49V48H182ZM82 50V49H81ZM83 51L84 53L85 52H87V51ZM89 50V49H88ZM146 50V51H145ZM79 51H80V49H79ZM78 51V53H80ZM106 51V52H105ZM83 53V54H84ZM91 53V52H90ZM62 54V53H61ZM81 54V53H80ZM79 54V55H80ZM103 54V55H104ZM91 55V54H90ZM135 55H137V58L135 57ZM61 56V55H60ZM15 57H17V58H19L20 60H21V63L20 64H15ZM83 57V56H82ZM81 57V58H82ZM84 57H88L87 55H85ZM96 57V56H95ZM94 57V59H97V57L95 58ZM106 57V56H105ZM107 58V57H106ZM99 60V59H98ZM102 62L103 60H102V58H100V60H99V62ZM135 61V60H134ZM79 63L81 62V61H78ZM82 62H83V60H82ZM81 62V63H82ZM99 62L97 63V64H99ZM136 63V62H135ZM41 64H43V66H44V68L42 67V68H40V65ZM47 64V65H46ZM52 67H53V65H51ZM102 67V65H100V68L99 69H101V71L103 70V69H105V67L102 69L101 68ZM115 67V73H116V76L118 77H124L125 76V74H127V70H126V72H125V74H122L123 76H121V72H124L125 71V69H124V67H122V66H114ZM134 68V73H136V66H133ZM127 68V67H126ZM107 69V68H106ZM106 69L105 70H103V72H106ZM109 71V70H108ZM106 72L105 73V75H109L110 73L109 72ZM118 72H119V74H118ZM83 75V74H82ZM103 75H104V73H103ZM110 75H112V74H110ZM128 75H131V74H128ZM134 75V74H133ZM79 76V75H78ZM81 76V75H80ZM83 77V76H82ZM103 77H107V76H103ZM126 78H128L127 77V75L125 76ZM83 79V78H82ZM86 79V78H85ZM90 79V78H89ZM94 79V78H93ZM105 79H108V78H105ZM105 79H103V80H105ZM119 78H116V77H114V79L112 80L111 78H110V80H109V82L110 81H112V82H114V80H118ZM71 80V79H70ZM74 80V79H73ZM72 80V81H73ZM138 79H136V81H137ZM71 81V82H72ZM75 81V80H74ZM78 81V80H77ZM80 81L81 80H79V82L78 83H80ZM85 81H88V80H85ZM91 81V80H90ZM89 81V82H90ZM50 82V81H49ZM69 82V81H68ZM104 82V81H103ZM103 82H101V83H103ZM137 82H139L140 83V80L139 81H137ZM76 83V82H75ZM99 83V82H98ZM108 83V82H107ZM138 83V86L140 87V84ZM77 84V83H76ZM100 84V83H99ZM104 84H106L105 82H104ZM109 84V83H108ZM137 84V83H136ZM52 85V84H51ZM50 85V86H51ZM59 85V84H58ZM61 85V84H60ZM69 85H70V83H69ZM73 86H75L74 85V83L72 84ZM82 85H83V83H82ZM91 85H93V84H91ZM96 85V84H95ZM103 85V84H102ZM107 85V84H106ZM105 85V86H106ZM141 85H142V83H141ZM0 86L1 87H3L2 86V84H0ZM45 86V87H44ZM71 86V85H70ZM78 86H80V85H78ZM98 86H100V85H97V87L96 88H98ZM108 86H110V85H108ZM145 86H147V85H145ZM58 87V86H57ZM76 87V86H75ZM83 87H84V90H85V86L83 85ZM95 87V86H94ZM103 87H104V85H103ZM133 87V86H132ZM142 87H143V85H142ZM65 88V87H64ZM77 88V87H76ZM86 88H88V86H86ZM138 88V87H137ZM1 89V88H0ZM4 89V88H3ZM54 89V88H53ZM60 89H62V87H60ZM59 88L57 89V90H60ZM68 89V88H67ZM74 89L75 88H73V91H74ZM103 89V88H102ZM56 90V89H55ZM66 90V89H65ZM76 90V89H75ZM82 90V89H81ZM87 90V89H86ZM85 90V91H86ZM88 90H90V89H88ZM129 90H131V88L129 89ZM1 91H2V89H1ZM49 91H51L50 89H49ZM72 91V90H71ZM70 90H69V94H68V92H67V90H66V92H67V95H70L71 97H72V94H73V92H72V94H70V92H71ZM83 91V90H82ZM82 91H80L79 90V92H82ZM96 91V90H95ZM95 91H94V93H95ZM103 91H105V90H103ZM133 91V90H132ZM59 92V91H58ZM77 90H76V95H78V93H79ZM112 92H113V89H112ZM115 92V91H114ZM114 92H113V94H114ZM142 93H143V91H141ZM160 92V91H159ZM60 93H62V92H60ZM83 93V92H82ZM98 93V92H97ZM101 93H103V92H101ZM129 93V96L131 95L132 97H134L133 96V94H130V91L128 92ZM132 93V92H131ZM134 93V92H133ZM141 93V94H142ZM155 93V92H154ZM43 94V93H42ZM41 94V95H42ZM65 94V93H64ZM104 94V93H103ZM106 94H107V92H106ZM109 94H110V91H109ZM108 94V95H109ZM120 94H122V95H120ZM126 93H120L119 92V95L117 94V96H122L125 100V105L127 104V102H129V98L128 99H126L127 98V96H128V94H126ZM139 94V93H138ZM148 94V93H147ZM157 94V93H156ZM155 94V95H156ZM160 94H161V92H160ZM0 95H1V92H0ZM33 95V96H34ZM66 95V96H67ZM100 95V94H99ZM105 95V94H104ZM108 95H106V96H108ZM124 95V96H123ZM137 95V94H136ZM144 95V94H143ZM159 95V94H158ZM158 95H156V96H158ZM203 95V94H202ZM199 96V98H203V96ZM78 96H80V97H83L81 94L80 95H78ZM98 96V95H97ZM1 97V96H0ZM65 97V96H64ZM63 97V98H64ZM69 97V96H68ZM73 97H75L76 98V96H73ZM164 97V96H163ZM24 98H26L27 99V102H23L22 101V99H24ZM31 98V97H30ZM75 98H74V100H75ZM79 98V97H78ZM78 98H76L78 101L79 100H81V99H78ZM85 97H83V99H84ZM103 98H105V97H103ZM110 98H113V95L111 94V96H110ZM139 98V97H138ZM141 98V97H140ZM152 96L150 97V95H149V98L148 99H150V100H148V101H146L145 103L143 102H141V105L142 104H144L145 106H146V108H147V102H149V101H153L154 99L152 98ZM156 98V97H155ZM243 99V96L242 97H239V99ZM70 99V98H69ZM83 99H82V101H83ZM101 98H99V101L98 102H100L101 100H100ZM108 99H109V96H108ZM108 99H106V100H108ZM121 99V98H120ZM136 99V98H135ZM142 99H144V98H142ZM145 99H147V98H145ZM4 100V99H3ZM72 100V98L70 99V101ZM105 99H103V101H104ZM123 100V99H122ZM126 100H128V101H126ZM130 100H131V97H130ZM141 100V99H140ZM159 100V99H158ZM0 101H1V98H0ZM55 101V100H54ZM86 101H88V100H86L85 99V101H83V102H85L86 103ZM92 101V100H91ZM109 101V100H108ZM115 101H116V99H115ZM124 101H123V103H124ZM135 101V100H134ZM142 101H144V100H142ZM161 101V100H160ZM42 102H43V100H42ZM45 102V101H44ZM43 102V103H44ZM77 101H75V103H76ZM80 102V101H79ZM83 102L81 103H78L79 105L77 106L75 103H73V105L75 104L76 105V107L77 108H79V106H81V108L82 107H86V109L87 110H90V112H92V110L90 109V108H92V107H94V105H92V107L90 106L89 107V109H88V106L89 105H84L83 104ZM121 102V101H120ZM136 103V105H137V102L138 101H135ZM38 103V106L40 107V109L42 108L41 107V105H39L40 103L39 102H37ZM55 103V102H54ZM67 103V102H66ZM92 103V102H91ZM97 102L95 101V104H96ZM112 103V102H111ZM110 103V104H111ZM130 103V102H129ZM131 103H132V100H131ZM134 103V102H133ZM154 103V102H153ZM244 103V102H243ZM242 103V104H243ZM258 103H259V101H258ZM70 104V103H69ZM81 104H83V105H81ZM107 105H109V103H106ZM149 104V103H148ZM150 104L152 105V106H150V108L152 109H154V107H153V105L154 104H152V102H150ZM155 104H156V100H155ZM160 104V103H159ZM246 102L244 103V105H245V108H247L248 107V105H249V103H248V105H247V107H246ZM259 104H261V103H259ZM24 105V104H23ZM32 107L31 108H29V107H26L25 105H24V107H26V108H23V111L27 114V115H29V117H31L30 119L31 120H35V122H36V120H37V122H41L40 120H38V118H37V115H38V111L36 112V109H35V106L33 107V105L32 104H30ZM43 105V104H42ZM46 104H44L43 105V108H45L46 109V107H47V105H46V107H44ZM73 105H71L72 107H73ZM106 105V106H107ZM111 105H113V104H111ZM111 105H109V106H107V108H109V111H110V106ZM121 105H122V103H121ZM124 105V104H123ZM134 105V104H133ZM139 105V104H138ZM141 105H139L138 106V108H140L141 109ZM243 105V106H244ZM20 106H22V105H20ZM49 106H51V105H49ZM70 106V105H69ZM115 106V105H114ZM158 106V105H157ZM113 107V106H112ZM111 107V108H112ZM126 107H127V105H126ZM130 107H131V105H130ZM135 107V106H134ZM142 107H144L143 105H142ZM252 107V106H251ZM250 107V105H249V109L248 110H250L249 112L252 114H254V112H252V110L254 111L255 110V108L254 109H252ZM80 108V109H81ZM114 108V107H113ZM112 108V110H114ZM128 109H129V104H128V107H127ZM132 108V107H131ZM136 108V107H135ZM149 108V109H150ZM204 108V107H203ZM203 108H201V109H203ZM225 108V107H224ZM224 108H222V107H220V108H218V109H224ZM260 108H262V106L260 107ZM260 108L258 109V110H260ZM264 108V107H263ZM76 109V108H75ZM80 109H76V110H80ZM86 109H84V110H86ZM93 109V108H92ZM127 109V110H128ZM140 109H139V111H140ZM161 110H159L160 112L162 111V112H164V110L162 109V108H160ZM206 109L208 110V108L207 107H205V110H204V112H202L203 113V121H204V119H205V121H208V119H206L207 117H204V116H207L208 115V111H206ZM217 109V110H218ZM257 109V108H256ZM42 110V109H41ZM75 110V111H76ZM106 110H108V109H106ZM105 110V111H106ZM116 110V109H115ZM120 110H121V108H120ZM126 109H124V110H121L122 112L123 111H125ZM126 110V112H128V111H130L131 109H129L128 111ZM136 110H137V108H136ZM144 110V109H143ZM143 110L141 111L142 113H143ZM148 110V109H147ZM189 110V109H188ZM190 110H192V109H190ZM189 110V112L188 113H194L193 111H190ZM200 110V109H199ZM214 110V109H213ZM213 110H211V111H213ZM225 110H227V109H225ZM225 110H222V112L220 113V110L218 111V114L217 115H215L216 114V112H212V117L214 118V116H215V120H217V117H218V115H219V113H220V115H222V113L223 114H225V116L227 115L228 116V112L229 111H226V113L224 112ZM257 110V111H258ZM264 110V109H263ZM44 111V112H43ZM43 111H40V114H42L43 115V118L45 117V115L47 114L46 113V111L45 110H43ZM72 111V110H71ZM108 111V112H109ZM138 111V110H137ZM145 111V110H144ZM151 111V110H150ZM155 111V110H154ZM153 110L151 111V112H153V113H150L149 111V115H148V117L150 118V117H152L153 115H155V113L156 112H154ZM157 111V110H156ZM202 111V110H201ZM200 111V112H201ZM215 111H216V109H215ZM234 111V110H233ZM256 111V110H255ZM42 112V113H41ZM86 113H87V111H85ZM89 112V111H88ZM85 113L86 114V118L85 119H87L88 117H90V115L89 114H91V113ZM113 112H115V111H113ZM125 112V113H126ZM134 112H136L135 110H134ZM140 112V113H141ZM161 112V113H162ZM195 112L197 113L198 112V110H195ZM205 112H207V114L205 113ZM209 112H210V110H209ZM45 113V114H44ZM71 113V112H70ZM73 113V112H72ZM125 113H124V115H125ZM129 114H130V112H128ZM160 113V114H161ZM188 113H185V114H182V115H187ZM195 113V114H196ZM202 113H199V114H196V115H201V116H199L200 118H198V120H200L201 121V117H202ZM206 115H205V114ZM234 113H238V112H235L234 111ZM110 114V113H109ZM114 114H116V113H114ZM114 114H113V118L114 117H117L116 119H118L119 117H122L123 115V113H120L122 116H120L119 115V117H118V114H117V116H114ZM128 114V115H129ZM139 114V113H138ZM151 114H153L152 116H151ZM165 114H166V112H165ZM209 114H211V112L209 113ZM230 114H231V112H230ZM239 114H241V113H239ZM246 114V113H245ZM244 113L242 114V116H240V117H242V118H240L241 120L242 119H246V117H244V115H245ZM252 114V115H253ZM255 114H256V112H255ZM50 115H51V113H50ZM92 115V117H90V118H88V122H85V125H90L92 122H94V120L92 119L93 118V114H91ZM105 115V114H104ZM127 115V114H126ZM125 115V116H126ZM214 115V116H213ZM219 115V116H220ZM234 115L235 114H233V116L231 117V122L230 123H227V125H225L226 123V121H225V118H227V117H224V116H220V118L222 119V121H219L220 120V118L218 119V121L219 122H221L222 124H223V121H225L224 122V125H225V128L221 125L220 126V130H218V133H216L215 131L219 128L217 125L218 124H216V123H219V122H216L215 124L213 123V119L211 118V121H212V123H211V121H208V122H200V121H196L194 118H196V117H193V114H192V119H193V121L190 123L189 121L190 120H192V119H190V118H188L187 116V118H186V120L188 121L187 122V124H185V122L183 123V121H185V118H184V116H178V117H176L174 120H176L177 118L179 119V120H176V122H171L170 120H172L171 118H170V120H169V117H165V115H164V117L163 116H161V117H163V118H165V122H166V119H168L169 121L168 122H171V124L170 123H168L170 126H168L171 130L170 131H172L173 132V129H175L176 131L178 130V128L176 129V128H174V127H177V124H178V126H181L180 124L182 123V126H183V124H184V126L185 125H187L188 126V123H190L191 125H189V126H191L190 128H189V126L187 127L186 126V129H185V127H183V129H185V130H189L190 131V129L191 130H193L195 127H197V124L199 123H204V125L203 124H200V126L198 125V127L196 128V129H194L193 131H194V133H195V135L193 134V136H195V138H193L194 139V142H193V139H192V136H190L191 135V133L190 132H188L189 134H187L186 132V135L184 134H181V132H179V130L177 131V135L179 134V137H181L180 135H183V136H185L186 137V139H188V140H185V142L187 143V146H188V142L189 143H191L192 145H194V146H192L191 144H190V146H192L193 148H196V147H198V148H200V145L201 144H204L203 146H206V145H208V144H210V145H208V146H206V147H203L202 145H201V147H203L204 149H206V148H208V147H212V151H210V152H206V153H208L207 155H209V153H211L209 156H207L206 157V155L205 156H202V151H204L203 150V148L201 149L202 151L200 152L201 153V155H200V153L198 154V151H200V150H198V148H197V153L195 154V152L196 151H194V149L192 148H190L191 150H189V149H187V147H186V149L185 148H183L184 149V151L186 152V154H185V156L183 155L184 153L182 152L183 151V149L182 148H178V147H176L177 145V143H178V145H181L182 143L181 142H184V141H182V140H180V138H179V141H178V136L176 137L175 136V133L176 132H174V134H172V135H174V136H172V137H174V139H176L175 141H177V143L175 144L174 143V141L172 142V144L174 143V145H172V144H167L168 143V141H167V138H166V144L167 145H171V146H173V147H175V148H173V154H175L176 153V150L175 149H182L181 150V152H182V155H183V158L182 159H180V160H178L179 158H181V156L179 155L178 156V158H177V156H176V154L178 155V153L179 152H177L176 154H175V158H177V159H175V158H171L170 156H173V155H169L170 153L168 152V151H170L171 152V150L169 149L170 148V146H168L167 147V145H166V147H165V144H163L164 145V147H165V149L167 150L168 149V151H166L165 149H164V147H162V143H165V139H164V142L163 141H159L160 142V145H161V149H163V150H165L166 152H168L169 154H167V155H169V157L168 156H166V157H168V159L164 156L166 153H164V155L162 156L163 157V160L160 158L159 159V161L161 160V161H163V162H165V163H167V166H169L168 164V162H166V160H168L169 161V158H171L170 160L171 161H173L174 159V161H173V163L172 164H175L174 166L176 167V166H179V164H178V162H182L183 164H184V162L186 163V165H184L185 166V168H187V167H189V169L186 171V172H184L183 173V171L181 172V173H183V174H181L180 172V179H179V176L177 177L178 178V180L180 181V187L181 188H183L184 190L186 189L187 191L186 192H188V191H191L194 195H203V196H205L208 192H211L210 190H211V188H218V187H216V186H214L213 187V185H215L214 183L217 181V180H219V178H220V172H224V170L222 169V171H220L219 172V170L222 168V165H220L221 166V168H217V166H216V161L218 162L219 160H217V158H219V157H221L222 155H224L225 154V156H227L228 155V158H229V161H228V163H229V165H228V168L227 167H225V168H227L226 169V173H227V175H229V174H231V178H230V180H232V182H234V178L237 180L238 179V175H237V177H236V175L235 174H237L236 172H237V170L235 171V165H236V163L237 162H239L238 164H241V165H236V166H240L239 167V171L241 172V169H243L242 170V172H246V170H244V169H247L248 167H249V164H248V162H249V159H247V158H245L246 156H248L247 155V153L249 154V152H246V151H248V149L250 150V153L253 151V149H252V151H251V149L250 148H253L252 147V145L251 146H248L247 144V146L245 147L244 146V144H243V142L242 141H244L243 139L245 138V139H247V137H248V135H244V137L242 136L243 134H244V131H246V130H244L243 131V133L241 134V137H240V135H238V133L236 132V131H241V129H238V125L240 124V121H238L239 120V118L238 117H236V118H233L234 117ZM261 115V114H260ZM262 115H263V113H262ZM23 116H24V114H22V118H23ZM40 116V115H39ZM47 116V115H46ZM62 116V115H61ZM108 116V115H107ZM110 116H111V114H110ZM109 116V117H110ZM124 116V117H125ZM134 116V115H133ZM139 116V115H138ZM142 116H143V114L141 115V117L139 116V118L138 119H140V118H142ZM157 117L158 116H160V115H156ZM168 116V115H167ZM188 116L190 117L191 116V114L189 115L188 114ZM195 116V115H194ZM217 116V117H216ZM229 116H231V115H229ZM228 116V119H230V117ZM236 116V115H235ZM245 116H247V118H249V116H250V114H246ZM259 116V115H258ZM258 116H256V117H258ZM26 118H29V117H27V116H25ZM42 117V116H41ZM48 117V116H47ZM127 117H129V116H127ZM131 117V116H130ZM135 118L137 117V116H134ZM133 117V118H134ZM180 117L181 118H183V120L182 119H180ZM209 118L211 117V115L210 116H208ZM244 117V118H243ZM255 117V118H256ZM259 117H261V116H259ZM263 117H264V115H263ZM46 118V117H45ZM50 118H52V117H50ZM111 119H112V117H110ZM123 118V117H122ZM238 118V119H237ZM251 118V117H250ZM247 119V120H250L248 123L250 124V126H251V128H252V126H253V129L254 128H256V126H258V128L256 129V130H258L259 129V127L261 128V126L262 125H260V124H255L256 126H254V124H252V123H255V122H253V120H254V116H253V118H251V119ZM19 119V117L17 118V120ZM49 119V118H48ZM53 119H54V116H53ZM120 119V118H119ZM125 119H126V117H125ZM132 118H130V120H131ZM155 119V118H154ZM160 119V118H159ZM190 119V120H189ZM224 119V120H223ZM16 120V121H17ZM20 120H22L21 118H20ZM24 120H26L27 121V119H24ZM29 120V119H28ZM72 120V119H71ZM113 120V119H112ZM112 120H110V121H112ZM124 120V118L122 119V121ZM128 120V118L126 119V123L128 122L127 121ZM142 120H143V118H142ZM151 120L153 121V118H150V121L149 120H147V121H149L150 122V124H151ZM210 120V119H209ZM214 120V121H215ZM256 120V119H255ZM254 120V121H255ZM46 121V120H45ZM92 121V122H91ZM109 121V120H108ZM108 121H105V122H108ZM109 121V122H110ZM119 121V120H118ZM121 121V120H120ZM132 121V120H131ZM136 121V120H135ZM134 121V122H135ZM140 121V120H139ZM147 121L145 122L144 121V124L145 123H147ZM155 121H157V120H155ZM154 121V122H155ZM162 121V120H161ZM182 121V122H181ZM194 121L195 122H197L196 124L194 123ZM230 121V120H229ZM244 121V120H243ZM20 122H23V121H20ZM29 123L31 122L32 123V121H28ZM60 122H63V121H60ZM72 122L74 123V125H75V123H78L75 127H76V129H78L79 127H78V125H81V123L80 122H78V121H73L72 120ZM89 122H91V123H89ZM114 122V121H113ZM130 122V121H129ZM138 122V121H137ZM142 122V121H141ZM154 122H152L153 124H154ZM158 123H159V121H157ZM165 122H162V123H165ZM227 122H228V120H227ZM239 123V124H236V123ZM242 122V121H241ZM245 122V121H244ZM244 122H242L243 124H244ZM0 123V124H1ZM12 123V122H11ZM27 123V122H26ZM25 122L23 123V125L24 124H26ZM33 123H34V121H33ZM32 123V124H33ZM44 123V122H43ZM42 123V124H43ZM87 123V124H86ZM112 123V122H111ZM126 123H125V120H124V122L123 123H121L120 125L122 126V124H124L120 129H123L122 131H120V134L121 133H125L126 132V135H127V133H129V132H127V131H125V130H129L130 131V126L128 127V129H126V127H124L125 125H126ZM162 123H161V126H162ZM206 123H208L209 125H206ZM247 123V124H248ZM256 123H258L257 121H256ZM39 124V123H38ZM41 124V123H40ZM62 124L63 123H60V125L58 124V125H54V124H51L52 125V127H50L51 125H49V124H46V126L45 125H43L42 127H44V129H47V130H50V131H46V130H44V131H41V130H43V128L41 129L40 128V126H39V129H41L40 131L41 132H44V137H42L41 139H39V140H41L43 143H48L47 142V140H46V142H44L45 141V139H46V136H47V138H51V137H48V135L50 134V132L52 133V134H54V133H56V134H58V132L59 131H61L62 129L61 128H59V127H62ZM94 124V126H92V124L90 125V126H88V127H90L91 128V126H92V128L94 127V128H96V126L97 125H95L96 123H93ZM112 124H114V123H112ZM117 124H119V123H116V125H114L115 126V128L118 126ZM130 124V123H129ZM132 124V123H131ZM130 124V125H131ZM136 124V123H135ZM135 124H133V125H135ZM142 125V126H145V125ZM150 124H149V126H147V128L148 129H151L150 128ZM173 124V125H172ZM195 124V126H194V128H193V126L192 125H194ZM211 124H214L215 126H217L218 128L216 129L215 128V126L214 125H211ZM243 124H240L241 126L243 125ZM245 124H246V122H245ZM247 124L246 125H244V127H243V129H246L247 127ZM14 125V124H13ZM13 125H11V126H13ZM17 125V124H16ZM29 124H26V126H22V128L23 127H26V129H27V132H28V130H29V128H27V126H28ZM107 125H110V123L108 124L107 123ZM128 125V124H127ZM152 125V124H151ZM164 125V124H163ZM211 125V126H210ZM220 125V124H219ZM240 125H239V127H240ZM30 126V125H29ZM32 126V125H31ZM35 126H37V125H35ZM132 126V125H131ZM154 126V128H155V124L153 125ZM157 126V125H156ZM166 126V124L164 125V127ZM171 126H173L172 128H171ZM227 126V127H226ZM250 126L248 125V128H250ZM5 127V126H4ZM3 127V128H4ZM54 127H56V128H54ZM58 127V128H57ZM75 127H73V128H75ZM111 127V126H110ZM110 127H109V131H110ZM125 128V130H124V128ZM212 127V128H211ZM223 127V128H222ZM1 128V127H0ZM5 128H7V127H5ZM10 128V127H9ZM9 128H7L8 129V131H11V130H9ZM19 128V127H18ZM21 128V127H20ZM17 129V128H15V130H21L22 131V128L21 129ZM32 128V127H31ZM51 128H52V130H51ZM85 128V131H87L86 129V127H84ZM90 128H88V130H91ZM93 128V129H94ZM113 128V127H112ZM133 128H134V126H133ZM136 128V127H135ZM161 128V127H160ZM165 128H167V127H165ZM165 128H162V130L164 131V129ZM187 128H189V129H187ZM193 128V129H192ZM211 128V129H210ZM213 128H215V129H213ZM241 128V127H240ZM264 128V127H263ZM35 129H36V127H35ZM61 129V130H60ZM80 129V128H79ZM101 129V128H100ZM114 129V128H113ZM118 129V127L116 128V130ZM132 129V128H131ZM181 130L180 131H182L183 129H182V127L180 128ZM204 129H205V131H204ZM213 129V130H212ZM1 130L3 131V129H0V157H1V159L3 158L5 161L6 160H10V158H13V157H10V156H12V155H17V154H19V153H16V152H13V151H15L17 148H13L14 147V143H12V145H13V147H12V145H6V146H8L10 149L8 150V148L6 147V146H3V143L4 144H7L8 142H9V140L10 139H8V140H6V141H8L7 143H5L4 142V140L2 139V138H4V137H2V135H1V133L2 134H4V132H1ZM24 130H25V128H24ZM32 130V129H31ZM34 130V129H33ZM32 130V131H33ZM58 130V131H57ZM66 130H68V131H66ZM65 130V128L63 129V131H66L67 133H68V135L67 136H69V140H70V138H71V140H74L75 138H74V135H73V133H76V131L75 130H73L74 132H69V129H66ZM83 130V129H82ZM95 130H97V128L95 129ZM95 130H92L93 132H94V134H93V136L95 137L96 135H95ZM98 130H99V128H98ZM119 130V129H118ZM118 130H117V132H118ZM133 130H135L136 131V129H133ZM152 130H153V128H152ZM166 130V129H165ZM206 130H207V137H205L206 136ZM211 132H210V131ZM222 130V131H221ZM252 130V129H251ZM256 130H253V132H255L256 134H257V132H256ZM36 131H37V129H36ZM35 131V132H36ZM39 131V130H38ZM39 131V132H40ZM71 131V130H70ZM81 131V130H80ZM84 131V130H83ZM83 131H81L82 133H84V134H86L87 135V133H88V131H87V133H85V132H83ZM92 131H90V132H92ZM113 131H115V130H113ZM112 131V132H113ZM125 131V132H124ZM156 131V130H155ZM184 131V130H183ZM261 132V131H263V130H261V129H259L258 130V132ZM7 132V131H6ZM16 132H18V131H16ZM24 131H22V133H23ZM34 131L33 132H31V133H35ZM39 132H38V134H39ZM45 132H49L48 133V135H47V133H45ZM66 132H64V133H62V134H65ZM97 132V131H96ZM101 132H103V133H105L104 131H102L101 130ZM111 132V133H112ZM133 134H135L136 132H134V131H131ZM137 132L139 133V130H137ZM161 132V131H160ZM166 132H169V129H168V131L166 130ZM171 132V133H172ZM26 133V132H25ZM24 133V134H25ZM61 133V132H60ZM79 133V132H78ZM78 133H76L75 134V136H76V139H78L77 137H83L81 134H79L78 135ZM99 133H100V131H99ZM98 133V134H99ZM103 133H101V136H102V134ZM115 133H116V131H115ZM115 133H112V134H115ZM142 133V132H141ZM152 134H153V132H151ZM165 133V132H164ZM164 133H162L163 135H166L165 137H167L170 133H167V134H164ZM193 133V132H192ZM246 133H249V131L248 132H246ZM250 133H251V131H250ZM254 133V134H255ZM8 134H10V133H8ZM19 134H20V131H19ZM23 134V135H24ZM26 134H28L29 135V133H26ZM25 134V135H26ZM37 134V135H38ZM42 133H40V135L39 136H42L41 135ZM56 134H55V138L56 137H58V136H56ZM89 134V133H88ZM111 134V135H112ZM117 134H119V133H117ZM151 134V135H152ZM253 134V135H254ZM259 134V133H258ZM262 134H264V133H262ZM11 135H12V140H14V138H19L17 135H16V133L15 132H13V130H12V132H11ZM15 135H16V137H15ZM22 134H20V136H21ZM25 135L23 136V140H24V142H23V140L21 141V145H23L24 146V143L26 142V140L24 139V137H25ZM31 135V134H30ZM28 136V139H30L31 140V142H29V141H27V142H29V143H32V138L34 139L35 138V135L34 134H32L31 136ZM72 135V137H70ZM85 135V136H86ZM105 135H107V132H106V134ZM125 135V136H126ZM141 135H143V133L141 134ZM8 136H10V135H8ZM7 135H6V138L8 137ZM39 136H37V138L39 137ZM50 136H52L51 134H50ZM53 136H52V138H53ZM84 136V137H85ZM93 136H92V138H93ZM116 137V135H113V137ZM118 137L116 138V139H114V140H117V141H120L121 139V141H123V139H124V141H126V139H127V141L128 140H130V138L129 137H127L126 136V138H125V136H124V138H122L121 137V135H117ZM123 136V135H122ZM138 136H140V135H137V134H135V139H137V137ZM160 136H162L161 134H160ZM183 136H182V139H184L183 138ZM189 136V137H188ZM237 136H239L240 137V139H242L241 141H239V142H242V144H238V146L236 145L237 143H234V142H236L237 141ZM249 136H251V134H249ZM261 136V135H260ZM22 137V136H21ZM20 137V138H21ZM60 137V136H59ZM58 137V138H59ZM80 137V139H82ZM90 137V135L88 136V140L89 139H92L91 137ZM97 137H98V135L96 136V139H97ZM107 137V136H106ZM119 137L121 138L120 140H119ZM130 137H133L134 138V136H130ZM145 137V136H144ZM155 137H156V135H155ZM164 137V136H163ZM164 137V138H165ZM172 137L171 136H169V142H170V140L172 139ZM188 137V138H187ZM243 137V138H242ZM256 138H257V136H255ZM254 137V139L253 140H255L256 138ZM259 137V136H258ZM5 138V139H6ZM20 138L18 139L19 141H20ZM37 138H35V140H34V142L32 143V145L34 144V143H36L35 145H37ZM48 139V141L50 142V143H52V144H54V142H52V141H55V140H57V138L55 139ZM66 139H68V137H65ZM99 138V137H98ZM111 139V137L108 135V137L107 138H105V139ZM159 138V137H158ZM189 138H191V139H189ZM198 138H199V140L201 139V140H205V138H207V140L206 141H201V142H199L198 141ZM249 138V137H248ZM43 139V140H42ZM75 139V140H76ZM95 139V140H96ZM104 139V138H103ZM138 139L140 140V138L138 137ZM236 139V140H235ZM18 140H15V141H18ZM59 140H60V142H59ZM63 141H62V143L64 142V138L62 139ZM75 140H74V142H75ZM99 140V139H98ZM132 140V139H131ZM130 140V141H131ZM134 140V139H133ZM163 140V139H162ZM173 140V139H172ZM239 140V139H238ZM249 140V139H248ZM247 140V141H248ZM250 140H251V138H250ZM249 140V141H250ZM253 140H251V141H253ZM258 140H260V137H259V139ZM15 141H13V142H15ZM18 141V142H19ZM58 142L57 143H61V137L57 140ZM67 140H65V142H66ZM82 140H80L79 141V139H78V142H81ZM93 141V140H92ZM92 141H90V142H92ZM107 141H109V140H107ZM137 141V140H136ZM181 141V142H180ZM195 141H196V143H195ZM247 141H245L246 143H247ZM256 141H257V139H256ZM255 141V142H256ZM22 142H23V144H22ZM56 142V141H55ZM72 143H74L73 141H71ZM77 142V141H76ZM75 142V143H76ZM99 142H100V140H99ZM103 143H104V141H102ZM102 142H101V145H102ZM133 142H135V140L134 141H132V142H127V143H133ZM142 142V141H141ZM147 142V141H146ZM151 143H152V141H150ZM158 142V143H159ZM193 142V143H192ZM198 142H199V145H197L198 144ZM254 142V141H253ZM253 142H251V143H253ZM259 142V141H258ZM17 143V142H16ZM28 143V144H29ZM39 144H40V142H38ZM56 143V144H57ZM67 143H69V142H67ZM67 143H65V144H67ZM71 143V144H72ZM95 143V142H94ZM105 143H108V142H106L105 141ZM122 143V142H121ZM124 143V142H123ZM126 143V142H125ZM137 143V142H136ZM133 143V148H134V146H136L137 144H138V146H137V148L140 146L139 144L140 143ZM150 143V144H151ZM157 143V144H158ZM181 143V144H180ZM250 143V142H249ZM19 143L18 144H16L17 146H19L20 145ZM27 144V143H26ZM25 144V145H26ZM38 144V145H39ZM56 144H54V145H56ZM64 144V143H63ZM79 145H77V146H81L80 145V143H78ZM86 144V143H85ZM93 144V143H92ZM153 144H154V142H153ZM156 144V145H157ZM254 144V143H253ZM259 143H256V145H258ZM15 145V146H16ZM48 145H50L49 143H48ZM59 145L60 144H58V147H59ZM99 145V144H98ZM97 143H96V145H92V146H96V148H97ZM100 145V146H101ZM120 145H122V144H120ZM130 145V144H129ZM141 145H143V144H141ZM176 145V146H175ZM240 145V146H239ZM241 145H243L244 147H245V151H244V149H243V147L241 146ZM31 146V145H30ZM52 146V145H51ZM51 146H49L50 148H52V150H54L53 149V147L55 148V150H56V147H57V145L56 146H53V147H51ZM61 146H63V145H61ZM67 146H69L68 144H67ZM132 146V145H131ZM145 146V145H144ZM144 146H142V147H144ZM148 146H149V144H148ZM148 146L146 147V149H148ZM151 146V145H150ZM149 146V147H150ZM153 146V145H152ZM189 146V147H190ZM196 146V147H195ZM259 146V145H258ZM28 147H29V145H28ZM27 147V148H28ZM32 147V146H31ZM31 147H29L28 149H29V151H30V149H31ZM37 147V146H36ZM39 147L41 148V146H38V148H36L35 150H38L39 149ZM48 147V146H47ZM64 147V146H63ZM63 147H59L61 150L63 149ZM71 147H72V145H71ZM91 147V146H90ZM122 147H124V146H122ZM141 147V148H142ZM188 147V148H189ZM238 147H239V149H240V147H241V149H243L242 151H244V152H242V153H244V154H242L240 151H239V149H238ZM249 147V148H248ZM260 147H262V145L261 146H259V149H260ZM7 148V149H6ZM18 148H20V149H17L16 151H18L19 150V152H20V150H22V148L23 147H21V146H19ZM26 148V146L24 147V149ZM33 148H35V146L33 145V147H32V149ZM43 148H45V147H43ZM65 149H66V147H64ZM68 148V147H67ZM75 148V147H74ZM73 147L71 148L72 149V151L70 150V149H68V150H66V151H69V152H67V153H69V155L70 154H72V156H73V152L76 150V151H78V153L76 154V152H75V154L74 155H76V156H73L74 158H72V156H71V159L73 160H75L74 162H77L78 163V161L76 160V158L78 159V157L77 156H79L78 154H81L79 151L80 150H77V148L79 149L80 147H77V148H75V150H73L74 149ZM84 150H85V147H82ZM113 148V147H112ZM132 148V147H131ZM132 148V151H133V153H137L136 151H137V148H136V151L134 150ZM151 148V147H150ZM153 148H156V147H153ZM210 148H208L209 150H211ZM248 148V149H247ZM256 148V146L254 147V149ZM12 149V150H11ZM24 149L22 150V151H24ZM28 149H26L27 150V152H29L28 151ZM89 149V148H88ZM91 149H92V147H91ZM125 149H126V147H125ZM139 149V148H138ZM152 149V148H151ZM157 149V148H156ZM208 149H206L207 151H208ZM262 149V148H261ZM51 150V151H52ZM54 150V151H55ZM58 150V149H57ZM84 150H83V152H84ZM97 150H99L98 148H97ZM111 150V149H110ZM110 150H108V154L106 155V156H104L105 157V159H106V157L110 154ZM115 150L116 149H113V151L115 152ZM127 150V149H126ZM125 150V151H126ZM141 150V149H140ZM154 150V149H153ZM162 150V151H163ZM174 150H175V152H174ZM180 150H178V151H180ZM188 150L189 151H191L190 153H188ZM10 151H12V152H10ZM21 151V152H22ZM48 151H50V150H48ZM71 151V152H70ZM106 151V150H105ZM112 151V152H113ZM123 151V150H122ZM142 151H144V150H142ZM141 151V152H142ZM148 151H150L149 153H151L152 151L151 150H149L148 149ZM147 151V152H148ZM157 151V150H156ZM158 151H159V148H158ZM162 151H161V153H162ZM164 151V152H165ZM194 151V152H193ZM256 151H258L257 149H255V152ZM20 152V153H21ZM27 152L25 153V151L23 152V153H21L20 154V156L18 157H14L15 159H13V161H16L18 158L20 159V157H22L23 158V155L22 154H26V155H28L27 154ZM33 151L31 150V153H30V155L32 154V156H34L35 154L34 153H32ZM53 152V151H52ZM82 152V151H81ZM112 152H111V154H112ZM113 152V153H114ZM130 152V151H129ZM138 152H140V151H138ZM146 152V150H145V157H149V159H150V156H151V154L152 153H154V152H152L151 154H150V156H149V153H147ZM193 152V153H192ZM254 152V153H255ZM261 152H262V150H261ZM8 153V154H7ZM10 153L12 154V155H10ZM51 153V152H50ZM60 153H61V151H60ZM59 153V154H60ZM67 153H66V155H67ZM117 153V152H116ZM116 153H115V155H116ZM131 153V152H130ZM158 153H160V152H158ZM205 153V151H204V154H206ZM254 153H252V154H254ZM264 153V152H263ZM263 153H261V154H263ZM5 154H7L6 156H5ZM34 154V155H33ZM88 154H90L89 152H88ZM144 154H142V155H144ZM155 155H153V156H155L153 159L151 158V160L153 161V164L156 166V161H155V158H156V152L154 153ZM163 154V153H162ZM180 154V153H179ZM203 154V155H204ZM227 154V155H226ZM4 155V156H3ZM22 155V156H21ZM26 155H25V159H26V161H27V158H26ZM30 155H28V160H30L29 162L32 164V162H31V157L32 156H30ZM38 155L39 154H37V155H35V156H37V159H39V157H38ZM61 155V154H60ZM65 155V153L63 154V156H66ZM128 155H129V153H128ZM194 155V156H193ZM257 155H259L258 154V152H256V156L255 157H257L258 159V161H260L259 159H261L262 160V158H260V157H262V156H257ZM264 155V154H263ZM30 156V157H29ZM42 156H44V155H42ZM89 156H91V154L89 155ZM93 156V155H92ZM101 156V155H100ZM112 156V155H111ZM126 156H127V154H126ZM130 156L131 157H133V155H132V153H131V155H129V158H123L124 160H127V162L128 161H130V160H128V159H130ZM254 156V155H253ZM253 156L251 155V157L253 158ZM53 157H54V155H53ZM52 157V158H53ZM70 156H67L66 157V159L67 158H69ZM84 157H86V155H83V158ZM113 157V156H112ZM125 157V156H124ZM138 157V156H137ZM223 157V156H222ZM221 157V158H222ZM249 157H250V154H249ZM254 157V158H255ZM21 158V159H22ZM34 158H36V157H34ZM41 156H40V160H41ZM43 158H45V156L43 157ZM55 158V157H54ZM81 158H82V156H81ZM81 158H80V161H81ZM86 158H89V157H86ZM91 158V157H90ZM98 158H100V159H102L101 157H99L98 156ZM108 158V157H107ZM110 158V157H109ZM140 158H141V154H140ZM143 158H144V156H143ZM158 158V157H157ZM164 158H166V159H164ZM225 158V157H224ZM228 158H227V160H228ZM1 159H0V161H1ZM18 159V160H19ZM20 159V160H21ZM33 159V158H32ZM46 160L48 159V157L47 158H45ZM110 159H112V158H110ZM110 159H109V161H110ZM118 158L116 157V160H115V158H114V162H118L119 160H117ZM148 159V160H149ZM173 159V160H172ZM251 159V158H250ZM4 160H2V161H4ZM34 160V159H33ZM39 160V161H40ZM43 160V159H42ZM41 160V161H42ZM45 160V161H46ZM51 160H55V159H51ZM50 160V158H49V161H51ZM67 160H69V159H67ZM85 160V159H84ZM83 160V161H84ZM87 160H89V159H87ZM91 160V159H90ZM90 160H89V162H90ZM96 160H97V158H96ZM95 160V161H96ZM113 160V159H112ZM124 160H123V163H124ZM132 160V159H131ZM133 160H134V158H133ZM132 160V161H133ZM143 160V159H142ZM145 161H146V159H144ZM151 160H149V161H151ZM176 160H178V162L176 161ZM226 160V159H225ZM255 160H256V158H255ZM257 160L255 161V164H256V162H257ZM4 161V162H5ZM12 160H10V162H11V164H15L14 162H13ZM23 162H24V160H22ZM37 162H38V160H36ZM35 161V163H33V165H31L30 164V166H32V168L31 169H33L34 171L36 170V166L38 165V164H36L37 162ZM40 161V162H41ZM59 161H60V159H59ZM58 161V162H59ZM62 161V162H61ZM60 162H61V165L62 166H60V167H63V165H64V161L63 160H61ZM66 161V160H65ZM82 161V162H83ZM92 161H93V159H92ZM102 161H103V159H102ZM140 161H141V159H140ZM154 161H155V163H154ZM160 161V162H161ZM176 161V163H174ZM252 161V160H251ZM3 162V165L2 164H0L2 167H4V163ZM7 162V161H6ZM13 162V163H12ZM23 162H22V164L21 165H23ZM28 162V163H29ZM48 164H49V162L48 161H46ZM55 162V163H54ZM52 161L51 162V164L53 165V164H55L56 165V163H57V161ZM73 162V163H74ZM97 162V161H96ZM100 162V161H99ZM105 162H106V160H105ZM148 162V161H147ZM162 162V163H163ZM8 164H9V162H7ZM18 163V165L20 164V162H17ZM28 163H25V165H27ZM42 163V162H41ZM43 163H44V161H43ZM47 163H44V164H47ZM98 163V162H97ZM119 163V162H118ZM122 163V164H123ZM129 163V162H128ZM130 163H131V161H130ZM142 163V162H141ZM159 164V162L157 163L158 164V166H156L157 168H159V169H161V166H163L164 167V165H166L165 163L164 164ZM220 163H222V164H224V162H220ZM250 163V162H249ZM252 163H253V161H252ZM59 163H57V165H58ZM82 164V163H81ZM80 164V162H79V165H81ZM84 164V163H83ZM82 164V166H83V170L84 169H86L87 170V166H86V168H84L85 167V165H83ZM89 164H91V163H89ZM88 164V165H89ZM93 164V163H92ZM114 164V163H113ZM146 163H144V161H143V165H145ZM149 164V162L147 163V166L148 167H150V165H148ZM150 164H152V163H150ZM177 164V165H176ZM218 164V163H217ZM251 164V163H250ZM10 165V164H9ZM8 165V166H9ZM17 165V164H16ZM25 165H23V167L24 168H28V166H25ZM29 165V164H28ZM35 165V166H34ZM50 165V164H49ZM56 165V166H57ZM66 165V164H65ZM70 165V164H69ZM69 165H68V163H67V167H69ZM73 165H75V163L73 164ZM110 165H112V164H110ZM120 165V164H119ZM161 165V166H160ZM227 165H225V166H227ZM246 165H247V167H246ZM252 165V164H251ZM259 163H257L256 165H254V169H255V167H257V169L256 170H258V168H259ZM260 165H262V164H260ZM33 166L35 167V169L33 168ZM75 166H78V165H75ZM96 166H99V165H96ZM106 166V165H105ZM124 165H122V167H123ZM127 166V165H126ZM125 166V167H126ZM128 166H130V165H128ZM139 166V165H138ZM170 166H171V162H170ZM173 166V165H172ZM174 166H173V168L171 167H164L165 169H161V172H162V170H163V175L162 174H156L157 175V178L159 177V176H163V177H161L162 179H157V178H154L153 176L155 175V173H158L159 172V169H158V172H157V168L155 169V167L154 166H151L152 167V169H153V171L155 172H153L150 168V170L147 168L146 169V165H145V167H144V169H146V170H148V171H150V172H146L147 174H149V175H146V177L145 178H143V180H145L146 178V181H148L147 183H146V181H145V183L147 184V185H149L150 183H151V186L149 185V187H152V185H154L153 187H155V185L156 186H159V185H161L162 186V184H163V182H164V184H166L165 183V176H167V177H169V178H171L170 176V174H172V169L175 171V168H174ZM183 166V167H184ZM242 166H245L244 168L242 167ZM7 167V166H6ZM9 167H12V166H9ZM9 167H7V170L9 171V170H12L13 171V169L14 168H17L16 170L17 171H15V173H13V174H16V172L19 174V175H17L16 177H18V179L19 180H22L21 179V177H20V174L21 175H23V173H24V175L26 176V179L29 181V177H31V178H33V180H34V183H35V177H39L40 179L41 178H43V175H45L44 176V179L46 178H48L49 179V177H50V179H51V176H54V177H57L56 176V172H58V166L57 167H55L54 166V168L52 167V169L51 170H53V169H57V171L55 172V170L54 171H52V172H50V173H45L47 170V168L46 169H43V170H46V171H44V173H42L43 175H41V177L38 175V174H41V172H43V171H41V168H40V172L39 171H35V172H39L38 174H36V176L35 177H33V175H34V171L33 170H29V169H27L28 170V172H29V175H30V173H32L33 172V174L32 175H30V176H27L28 175V172H26L25 170L26 169H22L23 171H19L18 172V168H20L19 166L17 167V166H13V169H9ZM71 167V168H70ZM69 168L70 169H72V166H70ZM74 167V166H73ZM90 167V166H89ZM89 167H88V169H89ZM111 167V166H110ZM120 168H122L121 167V165L119 166ZM133 167V166H132ZM135 167V166H134ZM133 167V168H134ZM154 167V168H153ZM181 167V164H180V166H179V168ZM242 167V168H241ZM261 167V166H260ZM5 168V167H4ZM75 168V167H74ZM98 168V167H97ZM105 167L103 166V169H104ZM137 168L138 167H136V170H137ZM142 168V167H141ZM167 168H168V170L169 169H171L170 170V172L167 170ZM224 168V167H223ZM238 168V167H237ZM236 168V169H237ZM241 168V169H240ZM263 168V167H262ZM6 169V168H5ZM4 169V170H5ZM37 169H39V168H37ZM62 169V168H61ZM127 169H129V168H127ZM126 169V170H127ZM143 169V168H142ZM141 169V170H142ZM178 168L176 167V170H177ZM183 170H184V168H182ZM181 168H180V170H177L176 172L178 173V171H181L182 170ZM249 169V171H250V169H251V166L248 168ZM260 169V168H259ZM7 170H5L6 171V173H5V175L4 176H6V174H7ZM15 170V169H14ZM20 170V169H19ZM78 170V169H77ZM79 170H82V168L81 169H79ZM89 170H91V168L89 169ZM94 170V168H92V175H93V172L95 171H93ZM98 170V169H97ZM102 170V169H101ZM106 170V169H105ZM114 170L115 171H117L116 170V168H114ZM121 170H123V169H120V171ZM124 170H125V168H124ZM123 170V174L121 173V175H124V173H126L127 171L129 172V170H125L124 171ZM130 170H131V168H130ZM133 170V169H132ZM135 170V169H134ZM136 170H135V172H136ZM140 170V169H139ZM164 170H167L169 173H164V172H166V171H164ZM255 170V171H256ZM261 170V169H260ZM259 170V171H260ZM12 171H9L10 173H12ZM27 173V175L25 174V172ZM61 170L59 169V172L58 173H61L60 172ZM114 171V172H115ZM251 171H252V169H251ZM262 171H263V169L261 170V174H263L262 173ZM79 172V171H78ZM77 172V173H78ZM91 171H89V173H90ZM109 172V171H108ZM111 172V171H110ZM114 172L112 173V174H114ZM118 172V171H117ZM131 172V171H130ZM144 172H145V170H144ZM264 172V171H263ZM10 173H9V175H10ZM84 173V175H85V171L83 172ZM118 173H120V172H118ZM137 173V172H136ZM141 174L143 173V171H141L140 172ZM145 173V174H146ZM153 174V175H151V174ZM178 173V174H179ZM219 173V174H218ZM251 173H254V172H251ZM256 173V172H255ZM255 173L254 174H252V175H254V177L256 176V175H258L257 173H256V175H255ZM1 174V173H0ZM13 174H11L10 175V178L11 177H13ZM46 174H47V176L48 175H50L49 177H46ZM96 174V173H95ZM100 174H101V171H100ZM105 174H108V173H105ZM104 174V175H105ZM127 174V173H126ZM138 174V173H137ZM241 173H239V175H240ZM243 174V173H242ZM241 174V175H242ZM247 174H248V172H247ZM261 174H259L258 176H259V178H260V175ZM8 175V174H7ZM8 175V176H9ZM23 175V177H25ZM78 175H81V176H83L82 175V173H78ZM92 175H91V177H92ZM97 175V174H96ZM99 175V174H98ZM121 175H119V177L121 176ZM129 175V177H130V174H127V176ZM155 175V176H156ZM165 175V176H164ZM169 175V176H168ZM174 175H175V173L174 174H172V181H173V177H174ZM223 175H224V173H223ZM234 176V178H233V176ZM59 176H60V174H59ZM103 176V175H102ZM106 176V175H105ZM116 176L118 177V175L116 174ZM137 176V175H136ZM150 177V179H148V177ZM2 176H0V178H1ZM28 177V178H27ZM78 177V176H77ZM87 177V176H86ZM90 177V178H91ZM98 178H99V176H97ZM104 177V176H103ZM107 177V176H106ZM105 177V178H106ZM116 177V178H117ZM118 177V178H119ZM124 177H125V175H124ZM128 177V178H129ZM133 177H134V175H133ZM132 177V178H133ZM154 179H153V178ZM222 177V176H221ZM243 177H244V175H243ZM243 177H240L239 176V178H243ZM247 177H248V175H247ZM253 177V179H254V185L255 184H257V183H255V178ZM4 178V177H3ZM30 178V179H31ZM100 178H101V176H100ZM110 178V177H109ZM114 178V177H113ZM121 178L122 177H120V180H121ZM127 177L125 178V180L126 179H128ZM169 178H167V180L170 182V180H169ZM181 178H182V180H181ZM233 178V179H232ZM246 178V177H245ZM15 178H13V180H14ZM18 179H16L15 181H14V183H13V185H12V188L14 187V186H16L15 188H17V187H19V186H17L16 184L17 183H15L16 181L18 182ZM45 179V180H46ZM47 179V180H48ZM54 178L52 177V179L51 180H53ZM93 179H95V177H93ZM92 179V180H93ZM101 179H103V178H101ZM101 179H99L100 181H101ZM130 179V178H129ZM152 179V180H151ZM155 179L156 180H158V182L160 183L161 181H163L162 182V184H154L155 182ZM222 179V178H221ZM249 179V178H248ZM251 179V178H250ZM252 179V180H253ZM32 180V179H31ZM30 180V181H31ZM38 180L39 179H37V184H39L40 183V180H39V182H38ZM44 180V181H45ZM57 178L53 181V183L51 182V185L50 184H48L49 185V187H47V185L45 184V183H50V181L48 182H46L45 181V183H44V181H43V179H42V182L41 183H44V184H41V186L43 185L44 187L46 186L47 188H48V192H49V188H52V189H54V190H50L51 192H55V188H53L52 187V185L53 186H55L56 188H57V186H56V184H54V183H56L57 182ZM60 180H61V177H59V182L57 183V184H59L60 183ZM91 179H89V181H90ZM108 180V179H107ZM117 180V179H116ZM135 180V179H134ZM149 180H151L152 182H149ZM176 180V175H175V177H174V181ZM178 180H176V181H178ZM245 180V179H244ZM252 180H250V181H247V183H250ZM259 179H257V181H258ZM261 180V182H262V178L260 179ZM11 180H9V182H10ZM26 182V180H25V178L23 179V181L21 182L22 184H23V182ZM28 181H27V183H28ZM83 181V180H82ZM106 181V180H105ZM110 181V180H109ZM114 181H115V179H114ZM118 181H119V179H118ZM117 181V182H118ZM168 181H166V182H168ZM222 181V180H221ZM256 181V182H257ZM263 181H264V178H263ZM7 182V181H6ZM83 182H85V181H83ZM111 182H112V180H111ZM116 182V183H117ZM121 182H123V180L121 181ZM154 182V183H153ZM157 182V181H156ZM169 182L167 183V185L169 184ZM224 182V181H223ZM237 182V181H236ZM235 182V183H236ZM240 183H241V181H239ZM246 182V181H245ZM245 182H244V184H245ZM259 182V181H258ZM261 182H259V184L261 183ZM11 184H12V182H10ZM10 183H2L3 185H1L0 187H4V185L6 184V185H9L8 187H6V190L5 191H3L2 189H4V188H0V202L1 203H3L4 201V204L6 203V201H8V202H10V198L11 197H13V196H11L12 194L14 195V194H19L20 195V193H19V191H20V187H19V189L17 190V192L18 193H15L14 191H16V190H14V191H11V193H10V189H12L10 186H11V184ZM33 183V182H32ZM34 183L32 184V186L34 185ZM36 183H35V185H36ZM79 183L80 184H83L82 182H80L79 181ZM86 183V182H85ZM90 183V182H89ZM114 183V182H113ZM131 183V182H130ZM142 183V182H141ZM149 183V184H148ZM153 183V184H152ZM171 183V182H170ZM176 182H174V183H172V185L173 184H175ZM220 183V182H219ZM219 183H218V186H219ZM231 183V182H230ZM230 183L229 184H227L226 186H228L229 185V187H230ZM234 183V184H235ZM238 183V182H237ZM239 183V186H241V184ZM252 183H253V181H252ZM252 183H250V185H252ZM264 183V182H263ZM21 184V185H22ZM26 184V183H25ZM25 184H23L24 186H25ZM31 183L29 182V184L27 185L28 186V188H29V186H31L30 185ZM79 184V185H80ZM93 184V183H92ZM96 184H98V182H96ZM103 184V183H102ZM125 184H126V182H125ZM143 184H144V181H143ZM163 184V185H164ZM224 184V183H223ZM232 184V183H231ZM20 185V186H21ZM60 185V184H59ZM70 185H72V184H70ZM69 185V186H70ZM74 185V184H73ZM78 185V184H77ZM79 185H78V187H76V185H74L76 188H78L79 190H77V191H79V193L81 192V186L79 187ZM90 185H91V183H90ZM105 185H106V183H105ZM113 185V184H112ZM167 185H165V188L164 189H166L165 191L167 192V189H172L173 190V188H172V186L171 185H168V187L169 186H171V188L169 187H167L166 188V186ZM176 185V184H175ZM178 185V186H179ZM233 185V184H232ZM236 185V184H235ZM246 185V184H245ZM250 185L249 186H247V187H249V189H250ZM261 185V184H260ZM259 185V186H260ZM32 186H31V188H32ZM37 186H39V185H37ZM41 186H39L40 187V189H38L37 187H36V189H38L39 190V192L41 191H43L42 189H44V188H41ZM84 186V185H83ZM92 186V185H91ZM98 186V185H97ZM97 186H95V187H97ZM123 186V185H122ZM126 186V185H125ZM125 186H123V187H125ZM130 187L132 186V184L131 185H129ZM221 186H222V184H221ZM238 185H237V189H239V188H242V187H239ZM243 186V185H242ZM259 186H257L256 185V190H257V187H259ZM264 186V184H262V186H261V189L260 190H257L256 191V193L257 194H259L260 195V193H262L261 192V190L263 189L262 187ZM70 187H72V186H70ZM69 187V188H70ZM102 187V186H101ZM121 187V186H120ZM143 187H144V185H143ZM146 187V186H145ZM164 186H162L161 187V190H164V189H162ZM220 187V186H219ZM231 187H233V186H231ZM231 187H230V190L232 191V189H231ZM244 187V186H243ZM25 188H26V186H25ZM86 188H88V186L87 187H85V189ZM100 188V187H99ZM108 188V187H107ZM114 188V187H113ZM112 187H111V189H113ZM118 188H119V186H118ZM122 188V187H121ZM134 188V187H133ZM138 188V187H137ZM158 188V187H157ZM177 188V187H176ZM181 188H180V193L181 194H183L182 193V190H181ZM190 188V189H189ZM223 188H224V186H223ZM223 188L221 187V190L223 191L222 193L221 192H219V193H221V194H223L224 193V191H228L229 189H225V190H223ZM253 188L255 189V187L253 186ZM30 189V188H29ZM33 189V188H32ZM57 189H59V190H56L57 191V194L58 193H61V192H59V191H61V189L63 190V188H61V186L59 187L58 186V188ZM84 189V190H85ZM90 189H92L91 187H90ZM95 189V188H94ZM98 188H96L95 190H97ZM104 189V188H103ZM105 189H106V187H105ZM105 189H104V193L106 192L107 193V191H105ZM117 189V188H116ZM123 189V188H122ZM121 189V190H122ZM125 189V188H124ZM132 189V188H131ZM141 189V188H140ZM152 189V188H151ZM216 189H214L213 191H215L216 192ZM218 189H220V188H218ZM243 189V188H242ZM254 189H253V192H254ZM259 189V188H258ZM13 190V189H12ZM45 190V189H44ZM69 190V189H68ZM83 190V191H84ZM114 190V189H113ZM142 190V189H141ZM144 191H142L143 193L144 192H146V194H147V192L148 191H150V190H147V189H143ZM145 190H147V191H145ZM155 190L157 191V192H155L154 194L156 195V193H159V192H161L162 193V191L160 190L159 191V189H156L155 188ZM155 190H152L153 192L155 191ZM174 190H176L175 188H174ZM179 190V189H178ZM198 191V193L197 194H195V192H193V191ZM220 190V191H221ZM234 190V189H233ZM236 190V189H235ZM240 190V189H239ZM246 190V189H245ZM75 191V190H74ZM73 191V192H74ZM88 191H89V189H88ZM98 191V190H97ZM101 191V190H100ZM116 191V190H115ZM120 191V190H119ZM140 191V190H139ZM165 191H163V192H165ZM231 191H229L230 193H233V191L231 192ZM240 191H244V190H240ZM239 191V192H240ZM247 191H249L248 189H247ZM247 191H245V192H247ZM258 191H260V193H258ZM13 192V193H12ZM21 192V191H20ZM30 192V191H29ZM28 192V193H29ZM34 192H37V191H33V193ZM38 192V193H39ZM40 192V193H41ZM46 192V191H45ZM45 192H44V194H45ZM48 192H46L47 194H49ZM63 192H64V190H63ZM69 193L68 192V195H72V196H74V193ZM86 192V191H85ZM96 192V191H95ZM125 192V191H124ZM141 192V193H142ZM175 192L176 191H172V193H174L175 194ZM185 192V191H184ZM185 192V193H186ZM191 192H189L188 193V195L187 196H189V198L192 196V193ZM214 192V193H215ZM218 192V191H217ZM216 192V193H217ZM236 192H238V191H236ZM238 192V193H239ZM251 191H249V193H250ZM28 193H26L25 192V194H27V195H23V196H16L17 198H22V197H24L25 198V196L27 197L29 194ZM37 193V194H38ZM56 193V192H55ZM55 193H53V194H55ZM82 193V192H81ZM81 193L79 194L80 196H81ZM93 193H94V191H93ZM93 193H92V191H91V194L89 195L90 196V198H91V196L93 197ZM100 193V192H99ZM161 193H159V194H161ZM179 193V194H180ZM190 193H191V196H190ZM215 193V194H216ZM227 193V192H226ZM22 194V193H21ZM51 194V193H50ZM75 197L78 195V192L76 193L75 192ZM86 194H89V192H86ZM117 194H118V192H117ZM117 194H116V197H117ZM120 194V193H119ZM125 194V193H124ZM139 195H140V193H138ZM145 194V193H144ZM144 194H141V195H144ZM148 194H150V193H148ZM153 193L151 192V195H152ZM163 194V193H162ZM166 194V193H165ZM165 194H163V196L165 195ZM170 194V191H168V194L166 195V196H168ZM174 194H173V197L175 198L174 200H176V199H178V198H180V197H175L174 196ZM187 194V193H186ZM213 194V193H212ZM211 194V196H208V197H212L213 195ZM241 194H242V192H241ZM241 194H239V196L241 195ZM35 195H36V193H35ZM59 196V198H62L63 197V195H64V193H62V197H60L61 196V194H58ZM66 195V197H63L64 198V203H65V199H66V201H67V204H69V202H70V198H69V202H68V195L67 194H65ZM64 195V196H65ZM78 195V196H79ZM83 195H85L84 193H82V196L81 197H83ZM103 195V194H102ZM105 195V194H104ZM123 195V194H122ZM151 195L149 196V198L151 197ZM155 195H153V197L155 196ZM158 195V194H157ZM176 195V194H175ZM224 195V194H223ZM222 195V196H223ZM225 195H229V194H225ZM236 195H237V193H236ZM243 195H245L244 193H243ZM243 195H241L240 197H242ZM262 195H264V193H262ZM15 196V195H14ZM32 196V195H31ZM45 196H48V195H45ZM54 196H56V194L54 195ZM106 196H108V195H106ZM110 196H112V195H110ZM109 196V197H110ZM114 196V195H113ZM126 196H128V195H126ZM125 196V197H126ZM146 196V195H145ZM159 196V195H158ZM179 196H182V195H179ZM201 196H200V199H202L201 198ZM251 196V195H250ZM253 196H255V194H253ZM261 196V195H260ZM29 197V196H28ZM37 197V196H36ZM41 196L39 195V198H40ZM50 197H51V195H50ZM57 197V196H56ZM115 197V196H114ZM160 197H161V195H160ZM184 197H186V196H184ZM199 196H197V198H198ZM206 197V196H205ZM204 197V198H205ZM208 197H206V199L208 198ZM216 197H218V196H215V198ZM220 197H221V195H220ZM227 197V196H226ZM226 197H223V198H226ZM235 196H233L232 197V201H233V198H234ZM244 197V196H243ZM31 198V197H30ZM30 198H28V199H30ZM38 198V197H37ZM62 198V199H63ZM77 198V197H76ZM89 197H87V199H88ZM94 198V197H93ZM93 198H91L90 199V201L93 199ZM96 198H97V196H96ZM99 198H102V197H99ZM113 198V197H112ZM111 198V199H112ZM138 198V197H137ZM139 198L141 199V197L139 196ZM145 199L147 198V197H144ZM148 198V199H149ZM163 198V197H162ZM162 198H160L161 200H162ZM167 198V197H166ZM189 198L187 199V198H184V199H187V200H189ZM192 198V197H191ZM214 198V197H213ZM212 198V199H213ZM223 198H219V199H223ZM254 198H256L257 199V196L256 197H254ZM262 198V197H261ZM20 199H18V200H20ZM25 199H27V198H25ZM28 199L27 200H25V202L27 201L28 202ZM36 199V198H35ZM49 199V198H48ZM87 199H85V200H87ZM103 199H105L106 200V197L105 198H103ZM145 199H143V203H145L144 205H146L147 204V202H145L144 200ZM151 199V201L153 202V199L152 198H150ZM149 199V200H150ZM159 199V198H158ZM158 199H157V202H159L158 201ZM173 199V198H172ZM180 199H182V198H180ZM179 199V200H180ZM192 199H194L195 200V197L194 198H192ZM206 199H203L204 201H206ZM219 199H217L216 198V202L218 203V200ZM228 199H230V198H227V201H228ZM248 199V198H247ZM246 199V200H247ZM250 199V198H249ZM13 200H15V199H13ZM22 201H23V199H21ZM20 200V201H21ZM31 200H32V198H31ZM50 200V199H49ZM94 200V199H93ZM105 200H104V203H102L103 205L105 204L106 205V203H105ZM138 200V202H140V200L139 199H137ZM163 200H165V197L163 198ZM174 200H172V203L173 202H175ZM179 200H176V201H179ZM208 200V199H207ZM215 200V199H214ZM214 200H211L210 202H208L209 204L210 203H213L214 202ZM238 200H242V198L240 199L239 197H237V201ZM245 200V199H244ZM20 201H14L15 203H14V206H12V207H10L11 205H10V203H8V204H6V205H4V206H6L3 210H0V215H1V221H2V225H0V264H13V263H15V264H23L22 262H25V260L24 259H22V257L19 255V254H17V252L18 251H21V252H23V253H26V258H27V260H29L28 259V257H30V256H32L31 257V259L32 260H34V261H32V262H34V264L36 263V264H45V262H46V264H72L73 262V264H75V262H80V261H84V259H86L85 260V264H87V262H90V264H92L93 263V261L91 262L90 260H91V258L89 257V261H88V257H87V255L89 254V253H86L89 249L91 250V248L92 247H94L93 245H92V247L91 248H89L85 253L86 254H83V255H86V257L87 258H85L84 256H83V258H81V259H83V260H79L78 259V261H77V256L78 257H80L79 256V254L75 257V255H74V257H73V259L75 260V261H73L72 263H71V259H70V257L68 256V253L71 251V249L70 248H74L73 246H76V245H73V246H71V247H69V249H67V243H64V242H67V240L69 239V237H71L70 235H72L73 236V234H71V233H73L72 231H71V233H70V230L69 231H67L66 232V230L64 231V229H67V227L68 226H71V225H69V222L68 223H66V227L65 228H63V231L61 232V228H59L60 229V232H59V234L61 233L65 238H66V236H67V238L68 239H66V241H65V239H64V237L62 236V237H58L60 240H58V238H55L56 236H58L59 234H58V232H57V230L56 229H58V228H56L55 227V225H60V224H62V223H60V224H55L54 226L52 225V224H50V225H52V227L54 228L55 227V230H56V232H57V234L56 233H54V237L51 235H49V232H47L46 231V228L44 227V226H42L43 228H45V230L43 231V228L41 229V227L39 226V222L37 221V220H42V218H39V217H43V219L45 220L46 218H47V216H52L51 214L49 215V214H47V216H46V214H44L43 212H44V210H46V209H48V208H50V205H46L45 206V204H47V203H44V201L45 200H40V201H43V204H44V209H43V211L41 210L42 209V207H43V204H41L40 203V201H39V203L41 204V206H40V204L39 205H37V209L39 208V206L41 207V208H39L38 210H36V212L35 211H32V213L30 212V208L29 209H27V207L29 206V204H31L32 203V201H30V203H27L28 204V206H27V204L25 203V202H23L22 204H25V205H22V208H21V205H20V207H19V203H20ZM21 201V202H22ZM35 201V200H34ZM37 201V200H36ZM35 201V203H37ZM58 201V200H57ZM63 201V200H62ZM72 201L73 202H75L74 201V199H72ZM72 201H71V203H72ZM96 201H97V199H96ZM99 201V203H100V201H101V199L100 200H98ZM131 201V200H130ZM134 201H135V199H134ZM142 201V200H141ZM151 201H150V205L152 206V203H151ZM156 201V200H155ZM167 201V200H166ZM165 201V202H166ZM196 201H197V199H196ZM200 201V200H199ZM202 201V200H201ZM224 201V200H223ZM235 201V200H234ZM243 201V200H242ZM241 201V202H242ZM258 201H259V199H258ZM261 201H264L263 199L261 200ZM260 201V202H261ZM16 202L18 203V205L16 204ZM59 202V201H58ZM94 202V201H93ZM93 202H92V204H93ZM102 202V201H101ZM128 201H126V203H127ZM180 202V201H179ZM184 202H186V200L185 201H183V203ZM193 202V203H192ZM219 202H221V204H216V205H218V209H220L219 207H223V204H224V207L226 206L225 205V202L224 203H222V201H220L219 200ZM239 202V201H238ZM238 202L236 203V206H239L240 205V203L241 202H239V205H237L238 204ZM255 202V201H254ZM35 203H33V204H35ZM96 203L97 202H95V205H96ZM123 203H125V202H123ZM143 203L142 204H140V205H137L136 204V206H139L138 207V209L140 208V211H142L141 209V205H143ZM154 203V202H153ZM171 203V204H172ZM178 203V202H177ZM194 204V201H191V200H189V203H185V205H187V209L189 210V205L190 204ZM202 203V202H201ZM206 203H207V201H206ZM207 203V204H208ZM215 203V202H214ZM244 203V201L241 203L242 205H244L243 204ZM259 203V202H258ZM258 203H257V206H258ZM15 204H16V206H15ZM38 204V203H37ZM80 204V203H79ZM101 204V205H102ZM160 204H161V202H160ZM170 204V205H171ZM176 204V203H175ZM179 204V203H178ZM180 204H182V203H180ZM196 204H198V202H196ZM195 204V205H196ZM200 204V203H199ZM263 204V203H262ZM99 205V204H98ZM97 205V206H98ZM101 205H99V208H100V206ZM102 205V206H103ZM125 205V204H124ZM149 205V204H148ZM148 205H146L147 207H148ZM166 205H168V203L166 204ZM173 205H174V203H173ZM185 205H181L182 206V208L184 209V208H186V207H183V206H185ZM203 205V204H202ZM211 205H213L214 206V204H211ZM209 206V207H212V206ZM222 205V206H221ZM242 205H241V207H242ZM0 206H2L1 204H0ZM17 206L19 207V209L21 208L22 210H20V212L22 211L23 212V210H24V208L27 210V211H25V212H28V216H30V219H31V221L30 220H27V219H24V218H26V213H23V214H19V215H21V217L19 216V219H18V212L19 211H17V213L15 212L16 210H18L17 209ZM23 206H26V207H24L23 208ZM68 206V205H67ZM67 206L65 207V208H63V209H66L67 208ZM83 206V205H82ZM82 206H78V209H80ZM121 206V205H120ZM127 206V205H126ZM162 206H164V204L163 205H161V207ZM169 206V205H168ZM180 205H178V207H179ZM192 206V205H191ZM190 206V207H191ZM198 206H200V205H198ZM197 206V207H198ZM204 206H205V204H204ZM203 206V207H204ZM207 206V205H206ZM228 206V205H227ZM226 206V207H227ZM229 206H231L230 208H233V209H236L237 207L235 206V205H231V202L229 203ZM236 208H235V207ZM245 206H246V204H245ZM14 207H16V210L14 209ZM34 207H35V205H34ZM46 207H48V208H46ZM128 207V206H127ZM127 207H125V208H127ZM130 207V206H129ZM143 207V209L145 208L144 206H142ZM150 207V206H149ZM154 207H155V205H154ZM154 207H151V209L152 208H154ZM158 207H159V205H158ZM215 207V206H214ZM36 208V207H35ZM35 208H33V205H32V210L33 209H35ZM68 208H69V206H68ZM83 209H85V207H82ZM95 208H97V207H95ZM104 208V207H103ZM118 208H119V206H118ZM135 208V207H134ZM168 208H170V207H167V209ZM174 208H175V206L173 207V209L172 210H174ZM192 208H194V206L192 207ZM192 208H190V209H192ZM198 208H200V207H198ZM197 208V209H198ZM207 208H208V206H207ZM213 208V207H212ZM228 208V207H227ZM248 208H250V207H248ZM263 208V207H262ZM2 209V208H1ZM10 209H13L12 211H14V213H10ZM52 209V208H51ZM70 209H72V208H70ZM105 210H107V205H106V207L104 208ZM122 209H124V208H122ZM130 209V208H129ZM132 209H133V207H132ZM138 209H136L135 211H137ZM147 209V208H146ZM162 209H164V207H162ZM171 209V208H170ZM170 209H168V210H170ZM177 209H179V208H177ZM182 209V210H183ZM186 209V210H187ZM197 209H195V210H192V211H195V213H197ZM203 209V208H202ZM239 208H237V210H235V211H239L240 212V210H238ZM242 209H244V208H242ZM245 209H247V207L245 208ZM257 209H259V208H257ZM49 211H50V209H48ZM53 210V209H52ZM51 210V211H52ZM55 210V209H54ZM53 210V211H54ZM66 210H69V209H66ZM80 210H82V209H80ZM79 210V212H81ZM89 209H87V211H88ZM92 210V209H91ZM98 210H100V209H98ZM121 210V209H120ZM161 210V209H160ZM167 210V211H168ZM172 210H170V212L172 211ZM203 210H206V208H204ZM210 210V209H209ZM223 210V209H222ZM225 210V209H224ZM254 210V209H253ZM260 210V209H259ZM258 210V211H259ZM11 211V212H12ZM42 211V212H41ZM49 211H45V212H48L49 213ZM50 211V213H52ZM65 211V210H64ZM64 211H62V212H64ZM71 211V210H70ZM69 211V212H70ZM86 211V209L84 210V211H82L83 213H84V215L85 216H88L87 214H89V213H91L92 211H90V212H88V213H86L85 212ZM104 211V210H103ZM132 211V210H131ZM134 211V212H135ZM139 211V212H140ZM144 211H146V210H144ZM148 211V210H147ZM158 210L156 209V212H157ZM162 211V210H161ZM166 211V212H167ZM175 211H177L176 210V208H175ZM185 211V210H184ZM191 211V210H190ZM200 211V210H199ZM226 211V210H225ZM230 210H228V211H226V212H224V213H220V214H225L226 213V215H227V212H229ZM234 211V210H233ZM250 211V210H249ZM262 211H264V210H262ZM19 212V213H20ZM29 212H30V214H29ZM55 212H58L59 213V216H60V212L58 211V210H55L54 211V213ZM76 212V211H75ZM79 212H78V215H76V213H74L77 217L79 216ZM82 212H81V216H83V214H82ZM94 212H95V210H94ZM105 212H108V210L107 211H105ZM155 212V213H156ZM159 213H160V211H158ZM157 212V213H158ZM164 212V211H163ZM165 212V213H166ZM180 212V211H179ZM182 212V211H181ZM187 212L188 211H186V214L185 215H187ZM208 213H210V212H212V213H214V212H216V210L215 211H207ZM220 212V211H219ZM241 212H242V210H241ZM16 213V218L18 219V220H16L15 219V221L17 222V221H19L20 219H22L23 220V222L22 223H20V221L19 222H17L19 225L18 226H16L15 224H13V225H15V226H13V227H16V228H12V229H10V215L11 214H15ZM58 213H57V216H58ZM86 213V214H85ZM93 213V212H92ZM124 213H125V209H124ZM123 213V210H122V214H124ZM137 213V212H136ZM146 213V212H145ZM151 215H152V210H151ZM156 213V214H157ZM159 213H158V215H159ZM162 213V212H161ZM169 212H167V214H168ZM172 213H174L173 215H175V212H171V215H172ZM183 213L184 212H182V216H183ZM208 213H205V214H208ZM235 213V212H234ZM246 213V212H245ZM250 213H251V211H250ZM53 214V213H52ZM66 215H67V213H65ZM69 214V213H68ZM138 214V213H137ZM136 214V215H137ZM163 214V213H162ZM170 214V213H169ZM191 214V213H190ZM201 214V213H200ZM202 214H204V212L202 213ZM205 214H204V216H205ZM230 214V213H229ZM233 214V213H232ZM231 214V215H232ZM247 214V213H246ZM55 214H53V216H54ZM70 215V214H69ZM75 215H71L70 217H71V219H72V216H75ZM91 215V214H90ZM107 215H109L108 213H107ZM140 215L141 214H139L138 216L140 217ZM142 215H143V213H142ZM141 215V216H142ZM145 215V214H144ZM146 215H147V217H152L151 215L149 216L147 213H146ZM155 215V214H154ZM157 215V216H158ZM188 215H189V213H188ZM192 215V214H191ZM252 215H254V214H252ZM14 216V217H15ZM25 216V217H24ZM27 216V217H28ZM56 216V215H55ZM63 216H65L64 214H62V218H63ZM125 217L127 216V214L126 215H124ZM179 216H181L180 214H179ZM178 216V217H179ZM181 216V217H182ZM194 216H196V215H194ZM197 216H199V214L197 215ZM201 216H203V215H201ZM200 216V218H201V220H202V218L204 219V217H201ZM208 217H210L209 215H207ZM212 216H214V214H212ZM218 215L216 214V217H217ZM222 215H220V217H221ZM233 216H235L234 214H233ZM232 216V217H233ZM246 216V215H245ZM244 216V217H245ZM248 216H250V215H248ZM257 216V215H256ZM255 216V217H256ZM24 217V218H23ZM45 217V218H44ZM120 217V216H119ZM138 217V218H139ZM144 216H142V218H143ZM146 217V216H145ZM144 217V218H145ZM155 217V216H154ZM184 217H186V216H184ZM184 217H182V218H184ZM188 217V216H187ZM190 217H193V215L192 216H190ZM189 217V218H190ZM206 217V216H205ZM225 217V216H224ZM11 218H12V216H11ZM39 218V219H38ZM49 218H51L52 220L53 219H56V221H57V217L56 218H52V217H49ZM61 218V217H60ZM60 218H58V220L60 221L61 219ZM65 218H66V216H65ZM65 218H63V219H65ZM80 218V217H79ZM103 218V217H102ZM102 218L100 219L99 218V221H98V228H96L95 230L96 231H94V229H93V234H89V233H87L88 235H89V237L87 238V234L86 235H84L83 233H81V231L78 233L79 235H80V233L82 234V235H84V236H86V239H88V242L86 241V239L84 238V236H80V238L82 237L83 239H81V241H78V243H83V240L85 239V241L86 242H84L85 243V246L87 247V243H89V242H91V244H93V242L95 241V239L94 238H92V236H90V235H94V232H99V231H101L102 230V227H103V221H102ZM137 218V217H136ZM181 218V219H182ZM214 218H215V216H214ZM214 218H213V220H211L212 222H214ZM218 218H219V216H218ZM227 218V217H226ZM237 218V217H236ZM14 219V218H13ZM13 219H11L12 221H13ZM48 219V218H47ZM70 219V220H71ZM73 219H75V218H73ZM85 218H84V216H83V220H84ZM113 219H114V217H113ZM141 219V218H140ZM149 219V218H148ZM181 219H180V221L179 222H177V223H180V222H184V221H186L185 219L186 218H184V219H182V221H181ZM198 219V218H197ZM207 219V218H206ZM217 219V218H216ZM216 219H215V222H216ZM221 219V218H220ZM220 219H219V221H220ZM230 219H232V218H230ZM240 219V218H239ZM251 220L253 219V218H250ZM21 220V221H22ZM24 220H26L25 221V223H29L30 222V224H28V225H26L25 223H24ZM40 220V221H41ZM50 220V219H49ZM51 220V221H52ZM86 220V219H85ZM87 220H88V222H87V224L88 223H91V222H89V220H90V218H87ZM106 220V219H105ZM104 220V221H105ZM108 220V219H107ZM106 220V221H107ZM116 220V219H115ZM114 220V221H115ZM222 220V219H221ZM27 221H29V222H27ZM47 221V220H46ZM56 221H54V222H56ZM63 221V220H62ZM65 221H67V218L65 219ZM76 221V223H78L77 222V220L75 219V220H71V223H72V225H73V222H75ZM95 222H96V220H94ZM105 221V222H106ZM140 221V220H139ZM139 221L138 220H136V224H138L139 223ZM152 221V220H151ZM194 221V220H193ZM208 221V219L206 220V222ZM224 221H225V219H224ZM36 222H38L37 224H35ZM42 222V221H41ZM47 222H50V221H47ZM47 222H44V223H42L43 225L45 224L46 225V223ZM64 222V221H63ZM80 222V221H79ZM109 222V221H108ZM107 222V224H109V225H111V223L109 222L108 223ZM138 222V223H137ZM141 222V221H140ZM155 222V221H154ZM161 223H162V221H160ZM183 222L181 223V225L183 224ZM190 221H188L187 223H189ZM197 222H199L198 220L197 221H195V223H197ZM212 222H211V224H212ZM255 222V221H254ZM65 223V222H64ZM75 223V224H76ZM145 223V222H144ZM147 223V225H148V222H146ZM146 223L144 224V225H146ZM158 224H159V222H157ZM185 223V222H184ZM191 223V222H190ZM200 223L202 224V222L200 221ZM203 223H205L204 222V220H203ZM24 224H25V228H24ZM42 224H40V225H42ZM95 224V223H94ZM107 224H106V226H107ZM141 224V223H140ZM156 224V223H155ZM198 224V223H197ZM197 224L195 225V226H197ZM199 225V226H205V225ZM206 224H208V223H206ZM214 224V223H213ZM217 224H219V222H217ZM221 224V223H220ZM222 224H224V223H222ZM222 224L220 225V227L222 226ZM227 224H229V223H227ZM232 224V223H231ZM235 224V223H234ZM79 225H81L82 226V224H81V222H80V224ZM109 225H108V227H109ZM134 225V224H133ZM139 225V224H138ZM150 225H152V223H150ZM157 225V224H156ZM156 225L154 226V225H152V226H154V228H156ZM162 225L164 226V224L162 223ZM189 225V224H188ZM216 224H214L213 226H215ZM260 225V224H259ZM60 226H62V225H60ZM63 226H65L64 224H63ZM74 226V225H73ZM84 226V225H83ZM95 226L96 225H94V227L93 226H91L92 228H95ZM100 226H101V228H100ZM104 226H105V224H104ZM136 226V225H135ZM139 226H141V227H143V225H139ZM151 226V227H152ZM157 226H160V225H157ZM162 226V227H163ZM178 226V229L181 227H179V225H177ZM185 226H187L186 224H185ZM191 226V225H190ZM189 226V227H190ZM199 226H197V227H199ZM210 226V224L206 227V228H211V227H209ZM224 226V225H223ZM222 226V227H223ZM231 226V225H230ZM230 226L228 225V227L230 228ZM236 226V225H235ZM234 226V227H235ZM241 226V225H240ZM47 227V229H48V227H49V225L48 226H46ZM88 228L90 227V225L89 226H87ZM87 227H85L86 229L84 230L83 228L84 227H82L81 228V230L83 229V232L85 231V232H90L89 230H87ZM91 227H90V229H91ZM108 227H106V228H108ZM112 227H113V224H112ZM138 227V226H137ZM140 227V228H141ZM165 227V226H164ZM163 227V228H164ZM175 227L176 226H174L173 227V229H175ZM192 227H194V224H193V226ZM215 227H217V226H215ZM50 228V227H49ZM72 228V227H71ZM77 227H75V230H77L76 229ZM78 228H80V227H78ZM100 228V230L98 231V229ZM147 228V227H146ZM218 228H219V225H218ZM224 228V227H223ZM226 229H227V227H225ZM224 228V229H225ZM236 228V227H235ZM235 228H233V230L235 229ZM246 228V227H245ZM5 229V230H4ZM13 229H18L19 231H21V232H23L22 234H19V231L17 232L16 230H13ZM52 229V228H51ZM51 229H48V231H50V232H52V231H54V229L51 231ZM68 229H70L69 227H68ZM112 228L110 227V233L112 234V230H111ZM137 229V231H138V228H134V230H136ZM142 229V231H144L143 229H145V227L144 228H141ZM149 229H150V227H149ZM149 229L147 230V231H149ZM152 229H153V227H152ZM157 229H159V230H156V231H161L162 229L161 228H157ZM167 229V228H166ZM165 229V230H166ZM168 229H170L169 227H168ZM172 229V230H173ZM177 229V228H176ZM199 229V228H198ZM226 229L224 230V231H226ZM232 229V228H231ZM231 229H229V231L231 230ZM7 230V231H6ZM10 230H12V231H14V233L16 234L15 236L16 237H18L17 235L19 234L20 236L18 237V238H16L14 235H11L10 236ZM24 230V231H23ZM73 230H74V227H73ZM74 230V231H75ZM104 230H105V228H104ZM191 229H189V231H190ZM195 230V229H194ZM200 230V229H199ZM202 230H204V228L202 229ZM206 230V229H205ZM216 230V229H215ZM213 231V229H210V235H209V238L212 236V237H214V235H215V233L216 234H218L217 233V231L219 230V229H217L216 231ZM221 230L222 229H220V233H221ZM233 230H232V232H233ZM252 230V229H251ZM18 233H16V232ZM114 231V230H113ZM136 231V232H137ZM151 231H153V233L152 234H154L155 232H154V230H151ZM151 231H150V233H151ZM170 231V230H169ZM173 231H175V230H173ZM172 231V232H173ZM188 231V230H187ZM196 233H198V231H197V228H196ZM207 232H204V233H208V230H206ZM228 231V230H227ZM226 231V232H227ZM228 231V232H229ZM236 231V230H235ZM240 231V230H239ZM47 232V233H46ZM76 232H78V231H76ZM84 232V233H85ZM91 232H92V229H91ZM131 232H132V230H131ZM178 232V231H177ZM200 232V231H199ZM228 232H227V235H228ZM48 234V236L46 235V234ZM75 233V232H74ZM104 232H103V230H102V234H103ZM130 233V232H129ZM143 233V232H142ZM144 233H146V232H144ZM158 234H160V232H157ZM164 232L162 231V234H163ZM167 233V232H166ZM165 233V234H166ZM169 233V232H168ZM175 232H173V234H174ZM183 233V232H182ZM186 233V235L185 236H187V232H185ZM185 233H183V234H185ZM192 233H194V231L192 232ZM202 233V232H201ZM200 233V234H201ZM203 233V234H204ZM240 234H241V232H239ZM12 234H13V232H12ZM51 234H53V233H51ZM56 234V235H55ZM70 234V235H69ZM137 234V233H136ZM135 234V235H136ZM164 234V235H165ZM173 234H171V235H173ZM183 234H182V236H183ZM223 234V233H222ZM45 235L47 236V238L45 237ZM77 235V234H76ZM144 235V234H143ZM147 235V234H146ZM163 235V236H164ZM167 235V234H166ZM171 235H169L170 236V238L168 239V242H169V240L171 239L172 240V238L174 237V236H171ZM175 235H177V238H180V237H182V236H180L179 237V235L180 234H175ZM198 234H195L194 233V237L195 236H197ZM232 235V234H231ZM243 235V234H242ZM254 235V234H253ZM14 236V237H13ZM60 236V235H59ZM99 236V233H97V235H96V239H97V237ZM109 236V233H108V235H106V237H108ZM114 236V235H113ZM132 236V235H131ZM142 236V235H141ZM150 236V235H149ZM161 237V234L160 235H158V237ZM162 236V237H163ZM169 236H167V238L169 237ZM184 236V238H187V237H185ZM191 236V235H190ZM205 236H207L206 234H205ZM204 236V237H205ZM216 236H219V235H216ZM232 236H234V235H232ZM236 236H238L237 234H236ZM106 237H104L105 239H106ZM145 237H147V236H145ZM151 237V236H150ZM156 237V236H155ZM160 237H159V239H160ZM172 237V238H171ZM199 237V236H198ZM201 237H202V235H201ZM208 237V236H207ZM221 237V236H220ZM224 237H226V235L224 234ZM224 237H222L223 239H224ZM241 237V236H240ZM244 237V236H243ZM243 237H242V239H243ZM76 239V241L77 240H79V239H77L76 237H74L73 236V239ZM102 238V237H101ZM114 238V237H113ZM144 237L142 236V239H143ZM152 238H153V236H152ZM165 239H166V237H164ZM176 237H175V239H177ZM196 238V237H195ZM200 238V237H199ZM203 238V237H202ZM229 238V237H228ZM232 238V237H231ZM237 238V237H236ZM57 239V242L55 241ZM90 239H92V241L90 240ZM111 239H112V237H111ZM110 238H109V240H111ZM129 237H128V241H129ZM140 239H141V237H140ZM145 239V238H144ZM158 238H156L154 241H153V243L156 241H158L157 240ZM189 239H190V237H188V239H186V240H188L189 241ZM208 239V238H207ZM212 239V238H211ZM227 239V238H226ZM230 239V238H229ZM49 240L51 241V242H49ZM90 240V241H89ZM98 240H99V243L101 242V240L98 238ZM97 240V241H98ZM148 241V239L146 238L145 239V241ZM150 241H151V239H149ZM193 240V239H192ZM197 240V239H196ZM200 240V239H199ZM197 241L198 243L199 242H201V241ZM217 240V239H216ZM237 240H238V238H237ZM76 241H75V244H78V243H76ZM96 241V242H97ZM102 241H104V239H102ZM105 241H108V240H105ZM122 241V240H121ZM125 241V240H124ZM141 242H143L142 240H140ZM163 241L166 243V241L163 239ZM162 241V242H163ZM175 241H178V240H175ZM174 241V242H175ZM215 241V239L214 240H212V245H215L216 246V249H217V247L219 246L218 244L219 243H217V242H214ZM219 241H221V240H218V242ZM225 241V240H224ZM239 241V240H238ZM72 242V243H71ZM71 242H70V239H69V245H70V243H71V245L73 244V240H72V238H71ZM111 242H112V240H111ZM116 242V241H115ZM115 242H113V243H115ZM132 242H133V240H132ZM137 242V241H136ZM152 242V241H151ZM155 242V243H156ZM162 242L160 241V243L159 242H157L156 243V245L158 246V244H160L158 247H157V249L158 250H160L161 251V255H160V260L158 261V263H160L161 262V259L162 258H164V255L166 254V246H167V244H166V246H164V244L162 245ZM186 242V241H185ZM205 242H207L206 241V239H205ZM205 242H204V244H205ZM209 242V241H208ZM222 242V241H221ZM229 242V241H228ZM247 242V241H246ZM61 243H64L63 245H62V247H61ZM99 243H98V245L96 246V250H97V247H99ZM104 243H106V242H103L102 243V245L104 244ZM109 243H110V241H109ZM117 243V242H116ZM172 243V242H171ZM176 243H178V242H176ZM190 243L192 244L193 243V241L191 242L190 241ZM196 243V242H195ZM106 244H108V242L106 243ZM105 244V245H106ZM118 244V243H117ZM121 244V243H120ZM126 244V243H125ZM170 244V243H169ZM185 244V243H184ZM190 244V245H191ZM204 244H203V247H205V249H208L206 246H204ZM209 244H210V242H209ZM224 244H226V243H224ZM241 244V243H240ZM29 246V248H26V247H28ZM60 245V246H59ZM83 244H79V247L78 246H76V248L77 249H75L74 248V250H77V253L79 252V251H81V250H78L79 248H80V246H82ZM100 245H101V243H100ZM111 245H113L112 243H111ZM119 245V244H118ZM118 245H116V247H118ZM135 245H137V244H134V246ZM153 245V244H152ZM172 245V244H171ZM179 244H177V246H178ZM182 245V244H181ZM195 245H197V243L195 244ZM206 245V244H205ZM211 245V246H212ZM239 245V244H238ZM244 245H246V244H244ZM31 246H33V247H31ZM84 246V245H83ZM82 246V247H83ZM91 246V245H90ZM89 246V247H90ZM126 246H128L127 244H126ZM132 246V245H131ZM139 246V245H138ZM180 246V245H179ZM185 247L186 246H188V243L186 244V245H184ZM229 246H230V244H229ZM235 246V245H234ZM31 247V248H30ZM103 247V249L105 248V250H107L108 248V246L106 247H104V245L102 246ZM112 247V246H111ZM115 247V246H114ZM115 247V248H116ZM137 247V246H136ZM146 247V246H145ZM148 247V246H147ZM146 247V248H147ZM190 246H188L186 249H188ZM197 247V246H196ZM199 247H201V245L199 244ZM208 247H210V246H208ZM223 247H224V245H223ZM250 247V246H249ZM252 247V246H251ZM100 248V247H99ZM98 248V249H99ZM128 248V247H127ZM131 248V247H130ZM140 248V247H139ZM152 248H153V246H152ZM154 248H156V246L154 247ZM169 248H170V246H169ZM180 248H183V247H180ZM191 248H193V246L191 247ZM198 248V247H197ZM211 248V247H210ZM255 248V250H256V247H254ZM259 248V247H258ZM81 249V248H80ZM103 249H101L100 248V250L102 251ZM112 248H109L108 250H111ZM125 249V248H124ZM138 248H136V250H137ZM142 249V248H141ZM140 249V250H141ZM144 249V248H143ZM148 249V248H147ZM146 249V250H147ZM174 249H175V244H174ZM184 249V248H183ZM186 249H184V250H186ZM204 248H201V250H203ZM212 249V248H211ZM222 250H223V248H221ZM239 249H241V248H239ZM251 249H253V248H251ZM260 249V248H259ZM84 250H86V248L84 249V247H83V251ZM94 250V249H93ZM108 250H107V252H108ZM112 250H114V249H112ZM111 250V251H112ZM129 250V249H128ZM132 250V249H131ZM133 250H134V248H133ZM139 250V251H140ZM168 250V249H167ZM171 251H172V249H170ZM170 250H169V252H170ZM177 250H178V248H177ZM181 249H179V251H180ZM215 250V249H214ZM227 249H226V247H225V250H224V252L226 251ZM231 250H232V248H231ZM230 250V251H231ZM236 250V249H235ZM258 250V249H257ZM264 250V249H263ZM262 250V252L264 253V251ZM97 251H99V250H97ZM116 251H119L120 252V250H116ZM123 251V250H122ZM121 251V252H122ZM145 251V250H144ZM144 251H141V254H142V252H144ZM187 251V250H186ZM191 251V250H190ZM193 251H194V248L192 249V253H193ZM221 251V250H220ZM237 251V250H236ZM250 251H252V250H250ZM253 251H254V249H253ZM260 251H261V249H260ZM75 252V254H77L76 253V251H74ZM91 254H92V251H89ZM93 252H95V251H93ZM123 252H126V251H123ZM122 252V253H123ZM169 252H168V254H167V256L169 255ZM174 251H172V253H173ZM181 252H184V251H182L181 250ZM223 252V253H224ZM232 252V251H231ZM254 252H256V253H260V252H257V251H254ZM253 252V253H254ZM70 253H72V252H70ZM97 253V252H96ZM96 253H94V255L96 254ZM99 253L100 254H104L105 253V251L104 252H100L99 251ZM98 253V254H99ZM109 253V252H108ZM108 253H105L106 254V256H102L103 258H102V261H101V258H99L100 259V261H101V263L100 264H103V261L105 260L104 258H106V260H105V262H104V264L106 263V261H109L110 260V257L112 256V255H110L109 254V256L107 255ZM113 253V252H112ZM131 253H133L132 251H130L129 252V254H131ZM178 253V252H177ZM185 253V252H184ZM211 253V252H210ZM251 253V252H250ZM252 253V254H253ZM255 253V254H256ZM74 254V253H73ZM72 254V255H73ZM81 254H82V252H81ZM80 254V255H81ZM91 254H89L90 256H91ZM98 254H96V255H98ZM114 254H116V253H114ZM144 254H145V252H144ZM150 254V253H149ZM179 254V253H178ZM177 254V256H179ZM181 255L180 256H182V254L183 253H180ZM206 253H204V255H205ZM208 254V253H207ZM213 254H214V252H213ZM221 254V253H220ZM28 255V256H27ZM30 255V256H29ZM72 255H71V257H72ZM94 255H92V257H93V259H94ZM122 255V254H121ZM128 255V254H127ZM138 255H140L139 253H138ZM138 255H137V259H138ZM151 256L149 257L150 259H151V257H152V254H150ZM156 255V254H155ZM188 255H190L189 253H188ZM192 255H194V254H191V258H193L192 257ZM197 255H199V254H197ZM212 255V254H211ZM256 255H258V254H256ZM37 257L36 259H37V261H36V259L34 258V257ZM118 256V255H117ZM116 256V257H117ZM119 256H120V253H119ZM133 256V255H132ZM154 256V255H153ZM170 256V255H169ZM168 256V258H170ZM172 256V255H171ZM176 256V254H174V256L173 257H175ZM200 256V255H199ZM240 256V255H239ZM264 256V255H263ZM100 257V256H99ZM124 257V256H123ZM126 257V256H125ZM129 257H130V255H129ZM146 256H144V258H145ZM157 257V256H156ZM155 257V258H156ZM195 257V256H194ZM221 257V256H220ZM232 257V256H231ZM34 258V259H33ZM67 258H69V260L67 259ZM98 257L96 256V260H98L97 259ZM107 258H109V260L107 259ZM119 258V257H118ZM132 258V257H131ZM131 258H129L128 260H130ZM142 258H143V254H142ZM165 258H166V256H165ZM168 258H166V259H168ZM255 258H256V256H255ZM258 258V257H257ZM92 259V260H93ZM116 259V258H115ZM140 259V258H139ZM148 259V258H147ZM150 259H148L149 261H150ZM174 259H177V258H174ZM179 259V258H178ZM178 259H177V261H178ZM194 259V258H193ZM204 259H205V257H204ZM235 259V258H234ZM10 260L12 261V262H10ZM24 260V261H23ZM27 260H26V263L25 264H29L30 262H27ZM123 260V259H122ZM142 260V259H141ZM147 260V261H148ZM155 260H158V259H155ZM170 259H168V261H169ZM210 260V259H209ZM248 260V259H247ZM253 260V259H252ZM116 261H117V259H116ZM131 261V260H130ZM142 261H144V260H142ZM174 261H176V260H174ZM173 261V262H174ZM179 261H181L182 262V258H181V260H179ZM222 261V260H221ZM251 261V260H250ZM31 262V263H32ZM98 263H99V261H97ZM97 262H96V264H97ZM114 262V261H113ZM120 262V261H119ZM123 262V261H122ZM127 262V261H126ZM140 262V261H139ZM164 262H165V260H164ZM171 262V261H170ZM229 262V261H228ZM233 262V261H232ZM112 263V262H111ZM111 263H109V264H111ZM115 263V262H114ZM113 263V264H114ZM128 263V262H127ZM126 263V264H127ZM130 263V262H129ZM141 263V262H140ZM145 263V262H144ZM149 263V262H148ZM156 263V261H154V264ZM168 263V262H167ZM166 263V264H167ZM180 263V262H179ZM178 263V264H179ZM77 264H79V263H77ZM80 264H83L82 262H80ZM89 264V263H88ZM107 264V263H106ZM134 264H136V263H134ZM139 264V263H138ZM219 264V263H218Z\"/></svg>",
	"mask_w": 264,
	"mask_h": 264
}]
</instances>
